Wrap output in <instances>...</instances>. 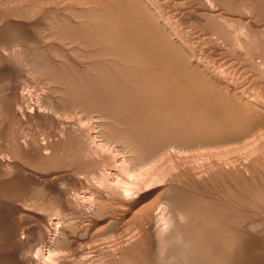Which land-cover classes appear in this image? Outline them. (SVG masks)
I'll use <instances>...</instances> for the list:
<instances>
[{
	"label": "bare ground",
	"instance_id": "bare-ground-1",
	"mask_svg": "<svg viewBox=\"0 0 264 264\" xmlns=\"http://www.w3.org/2000/svg\"><path fill=\"white\" fill-rule=\"evenodd\" d=\"M4 1V0H3ZM7 1V0H6ZM15 2V0H8V2H6V3H8L9 4V2ZM16 1H18V0H16ZM21 1V0H20ZM24 1V0H23ZM22 1V2H23ZM27 1V0H26ZM32 1V2H31ZM44 1V0H43ZM43 1H39V0H35L34 2H42L43 3ZM53 1H56V0H53ZM61 1H63V0H61ZM73 1H75V3L77 4L78 2L80 3V4H82L80 1H82V2H85L84 0H73ZM72 1V2H73ZM88 1V4H89V1H91V5H93V4H95L96 3V5H100V7L101 6H104V4L106 3V5H107V3H110V2H112V4H109L108 6H110L109 8H111V10L109 9V8H107V6H104L103 7V9H102V11L100 10H98L100 13L101 12H104L105 13V9H107V13H103V14H99L97 11L95 12V13H93V14H96L94 17L95 18H93V17H90V15L89 14H91V15H93L92 14V12H90V11H93V10H91L90 8H92V6L91 7H89V10L90 11H88V10H86L85 11V8H87V7H83L82 8V6L80 5V4H77V6L76 7H79L77 10L78 11H83L82 13H79V15L80 14H82V16H79V17H74L78 12H76L75 13V11H73V8H74V6L76 5L75 3H73L74 4V6H73V8L72 7H70L71 5H70V3H69V0L68 1H65V3H66V5H65V3L63 4V2H61L62 4L61 5H64V7H62V6H59L60 4L58 3V5H55V6H59V7H62V8H64L65 10L67 9V8H65V7H67V5L70 7H68L71 11H68V10H59V9H56L57 11H56V14L58 13H62L61 11H64V13L65 12H67L66 13V19L70 22V23H72L73 21L74 22H78L77 20L79 19V18H81V17H85V16H88L87 17V21L85 22L86 24H87V22H89V24L91 25V26H93L92 25V23H91V20H89L90 18H92L93 20L94 19H96V17H98V19H99V17H101V16H103V19H102V23H100L101 22V20H94L93 22H96V21H99V23L100 24H98V23H96V24H98L99 26H96V24L94 25V27L97 29L98 27H100L101 28V26L102 27H104L103 26V24H105V25H107L106 27L108 28V27H112L113 29H111V30H113V36H109L110 38H108V37H106L107 36V34L108 35H110L109 34V32H111L110 31V29H109V31H108V29H104V30H102L103 28H101V30L103 31V32H101L100 31V28H98V31H100V32H98L95 28L93 29V27H92V30H94V31H89L90 30V27L89 28H87V27H85L86 29H89L88 31H86V29L85 30H83L84 28H83V26L80 28L81 30H82V33H83V31H84V33L86 34V32H91V36H90V39L89 38H87V34L85 35V38H84V36H82L85 40H86V42H84V39H82V38H80L79 37V39L77 38V40H78V44H75L74 45V48L76 47V45H80V46H83L82 48H81V50H83V49H85V51L87 50V47L90 49V52L89 51H84L83 50V52H84V56H89L88 55V52L90 53V54H92L93 55V50L91 51V46H89L88 44H92V42L91 43H88L87 44V39L89 40V42L91 41V39L92 40H94V38L95 37H97V38H95V40L94 41H98L99 42V38H98V36H100L101 37V39L104 37L105 38V41H103V42H105L106 43V45H105V48H106V50H105V48H103L102 47V44H101V48H103L104 50V54L105 55H103V59H106L107 58V56L106 55H108V53L106 54V51H109L110 49H109V46H107L108 44H110L111 46H112V42L114 43V44H116V41L117 40H119L120 41V36H119V38L116 40V38L115 37H117L118 35H121V34H118L119 32H120V30H121V32L123 33V31L122 30H124V29H119V31L115 28V26H120V25H122V24H120V25H114L115 24V21L114 20H116L115 18H119L118 20L119 21H121V23H125L126 22V26H127V28L125 29V31H126V34H127V32L129 33L128 35L130 36V37H128L127 36V38H125L126 37V34H125V37H124V35H122L125 39H126V41H127V44L128 43H130V44H132V45H129L130 46V49H131V46L134 48H132V50H135L134 52H136L138 55H136L135 54V56L133 55L132 56V53L133 52H131V56H132V59H135L136 60V62H134L133 61V63H132V60H130L131 62H129V63H126L127 61H129V60H127L126 62H125V56H123L124 57V59H120V58H122V57H120V55H121V53L119 54V55H116V57H118L119 56V58L117 59L116 57H114V55H115V53H119V51H121L122 49H119V48H122L123 47V51L126 49H128L127 47H129L128 45H123V43H125L124 41H122L121 40V42H122V44H120V43H118V41H117V43L118 44H120V45H122L121 47H119V45L116 47V50H118V52L117 51H114V50H112V52L114 51V55L112 54V52H111V50L109 51V54L111 55V57H114V58H111V60H112V62H110V58H109V56H108V60H106V62H107V64H106V62H104V60L102 59V62L101 63H103V64H100L101 65V67L97 70L96 69V67L95 68H93V66H94V64H93V62H95V64H97L98 63V61H100V58H99V60H94V59H91L90 60V62H92L91 64L92 65H90V62L89 63H87L88 64V66H86V68L87 67H92L93 69H94V73H93V75L96 77V75L98 74V77L97 78H95V77H93L92 78V76H90L91 77V81H92V79H93V81L95 82V79H97L96 81L98 82V83H96L95 82V84L94 85H96V87L94 86V85H92L93 83H90V78H89V76H87L86 77V74L88 75V73H89V71H88V73H87V71H86V73H85V77H81V76H79L78 75V77L76 78L75 77V83L73 84V83H71V84H73L72 86H76L75 88H74V92H73V90H72V88H71V90H72V92H73V95L75 96V100L76 99H78L77 100V102H79V105H73V106H75L76 108H77V110L75 109V111H77V113L80 115L79 116V120L80 121H82V123L81 124H83V125H85L86 123L84 122L85 120H87V122L91 119V117H93V119H91V121H93L94 120V118H95V121L96 120H98V121H96V123L98 124V127L100 126V124L103 122V119H105V115L107 116V112H105L106 110L105 109H110V104H109V100H107L108 101V105H109V108H105V106H102V103H103V105H104V103L105 104H107V101H106V99H105V97H106V95H108L109 93L111 94V95H109V97L111 98V96L113 97V95H112V92H114V91H117L120 95L118 96L119 98L118 99H120V98H122L123 99V102L121 103L120 101H117L118 99L116 98V93L114 94V99L116 100H114L115 102H117V105H120V107H122V108H127V110L129 111H122V110H124V109H121V114L122 113H125V116L123 117V118H125V119H123V122H121L119 125H121V126H119L120 128H122L124 125L123 124H125L126 125V121H128V119L129 118H131L132 117V115L133 114H136V115H133L134 117L132 118L133 120L134 119H136V118H138L139 116L140 117H142V118H145V117H149V119L147 120V122H145V123H147V124H144V120L142 119V118H138L137 119V121L138 122H140L141 124H138V122H136V124H135V120L133 121L132 119H130V120H132V122H130V121H128V122H130L131 124L133 123L134 125H132L131 127L132 128H130V127H128V126H130V125H128V124H130V123H128L127 124V126H124L123 128L125 129L126 127H128L126 130H124V129H120L122 132L123 131H126L127 133L128 132H131V130H133V127H137V125H139L135 130H133L132 132V134H133V136H131V138L132 139H130V140H128V142H130L131 140H132V142L130 143V145L129 144H127L126 143V149H128V148H130V147H127V145H129V146H131L134 150V155L133 156H131V158H130V162H131V164H132V166H131V164H126L127 166L128 165H130V167H131V170H130V168L129 167H127V169L129 170H127V169H125V170H127L129 173H130V171H131V174H129L130 176L132 175V173H134V170H138V169H142V168H144V167H142V168H140V166H143V165H148V162H150L151 160V162H153V159L156 157V156H158V154L160 153V155H164L165 153L164 152H168V151H166V150H169V151H172V150H170L171 148H169V146L168 145H171V147L174 145H177V146H175V147H179V146H183L184 147V145H186V144H188V147H189V144H190V142H185L186 140L187 141H192V140H194V141H197L198 142V140L199 141H204V140H206V142H210V145L212 144V142L214 141V140H219L218 138H223V137H227V136H230V135H233L234 136V134H239L240 136H244V135H242L241 133L244 131L246 134H249V133H247V131H249L250 130V128H251V131H254L253 129H252V127L254 126V125H252L251 123H253V122H250V118L251 117H249L248 115L250 114L249 113V111L250 112H252V114L254 115L255 113H257V112H259L260 110H257V108H256V106H255V108H254V106H253V104L255 105V104H258L257 106H259L260 108H258V109H262L263 108V110H261V111H264V95H262L263 94V91H261V96H258V94H256L258 97H261V98H257L256 100H251V95L254 93L255 94V90L256 91H259V89H260V87H256V86H254V83L257 81L256 79H257V77H255L256 79V81L254 82L253 80H252V82H254V83H251L250 81L251 80H248L249 78L247 77L246 78V75H245V77L244 76H242V75H239L240 73H236L235 71L238 69V67L237 68H234V63L232 62L233 60L232 59H230V58H232V57H228L229 58V60H228V58L227 59H225V61H226V64H225V62L224 61H221V63L222 62H224V63H217V62H220V59H221V57L220 56H222V57H224V55H223V53L222 54H218L219 52H218V48H219V46H217V47H215L216 48V50H217V52L215 53V54H218V58H217V60L215 59H212L213 57L211 56V58H209V57H207V55L205 54V61H206V64L205 63H201V64H205V65H207V63L209 64V69L212 71V73L210 72V70H208V68H206L207 66H205V65H202L203 67H205V70L207 69L208 71H205V72H203V74L204 73H206V72H210L211 74V76L209 77V75H203V76H208V77H206V78H208L207 79V82H211V81H214V79L213 78H215L216 80H219V79H221L220 78V76H219V74H221V77H223L222 76V74L224 73L225 74V76H227V78H228V76H229V78L227 79L225 76L223 77V78H226L227 79V82H226V84L225 85H227L228 83L230 84V86H234L235 84H240V85H242V86H244L243 88H248V87H250L251 86V88L252 89H254V92L252 93V94H250V93H248V91L250 92L251 91V89L249 90L248 89V91H237V92H233V91H235V89H237L236 87H233L232 89H234L233 91H231V92H233V94L235 95V93H240V95L238 96L237 95V97H241L245 102H247V104H249V103H251V106H253L252 108H254L255 110H257V112H255V113H253V111H252V109L251 110H249L248 112H245V113H243L244 111L242 110L243 108H244V106H240V104H238L237 106H240V107H236L235 106V103L233 104L234 106H232V104H231V101L230 100H227V99H225L226 98V96L224 97V96H222V98H221V96L219 95V94H221L220 93V91H218V90H214V92L213 91H210L211 89H212V86H211V88L209 89V90H207L208 91V94H209V98H206L207 97V95L205 96V93H203L204 94V97L206 98V100L205 99H203V96L201 97L203 100H200V98L198 99V97H200L199 95H203L202 93H201V91L202 90H200V91H197V90H195V88H194V85H192V87L190 88L189 87V89L191 90V89H193L194 90V93L196 92V93H199V95L198 96H193L194 95V93H192L191 91H189V89H187L186 88V86L187 85H191L190 83H192V81L195 83V85L197 84V86H201V84L203 85V87H205V85L207 84V82L206 83H204V82H202V79L201 78H199L198 76H200V75H198V76H196L195 74H193L194 73V71H192V72H189V73H191V74H193L192 76H191V74H189V73H186L185 71L186 70H188V65H187V59H188V62H190L189 61V59L190 60H192V61H196V60H199L198 61V63H200V59H199V56H200V54H198V52L196 51V45H199V43L197 44V41H196V37L197 36H199V35H197L196 34V32L194 31V29L196 30V31H199V30H201V33L202 32H204L203 30H204V28L206 27V25L204 26V28H202L203 27V25L204 24H202L201 22L203 21V23L204 22H207V21H205L206 19H208V20H212V18L213 17H210V16H214V20H212L213 21V23H211L212 21H210V24H212V25H214V26H212L211 25V27L212 28H210L209 27V25L210 24H208L209 22H207V26L210 28V29H212V30H209L207 27H206V31H207V29L211 32H213V33H216V31L218 30V29H221L222 30V28H225L224 29V32H225V30H226V28L227 27H231V26H227L226 25V20H234L235 18V16H237L238 18H236V19H238L240 22H239V24H245V23H247V22H249L248 20H250V19H248V15L247 14H249L251 11L250 10H252V8L256 5L257 7H254L255 9L257 8V9H259V10H257V12H256V10L255 11H253L252 10V13L253 12H255L256 14H258V16L257 17H259V13L258 12H260V8H258L259 6H260V2H262V1H264V0H185L184 2L183 1H181V0H112V1H110V0H102L101 2H100V0H98V3L97 2H95L94 0L92 1V0H87ZM109 1V2H108ZM115 1H117V2H115ZM188 1V2H187ZM10 3V4H12V8H18V7H21V6H23V4H22V2L20 3L19 1V5L20 4H22L21 6H17V5H14V4H17V2L16 3ZM33 2V0H29L28 1V3H31L29 6H32L33 4L35 5V3ZM45 2V1H44ZM47 2V1H46ZM45 2V3H46ZM52 4H53V2H52V0L50 1ZM47 3V7H48V5L49 4H51V3ZM71 2V1H70ZM93 2H95V3H93ZM103 2H105V3H103ZM251 2H255V4L254 3H251ZM27 3V4H28ZM87 3V2H86ZM113 3H115L116 5H114ZM186 3H188V4H192L191 6L190 5H187ZM0 4H3V3H1L0 2ZM8 4H6L5 6H9ZM40 4V3H39ZM38 4V7L36 6V8L34 7L33 9H31V11H28L27 10V12H31V13H28L27 15H31L32 14V12H34V11H32V10H34V9H36V11H38V15L40 14V12L42 11L41 9H40V6L41 5H39ZM44 4V3H43ZM55 4H57V2L55 3ZM85 4V3H84ZM103 4V5H102ZM252 4H254V5H252ZM46 5V4H45ZM85 5H87V4H85ZM187 6V10H185V11H188V10H191V12H190V17H188V18H186V19H188V20H186V21H190V20H192V18H197L198 16H203V15H205L206 16V19L204 18V20H201L200 21V18H197L196 20H199L200 21V24H198V22L197 21H195V19H193L194 20V22H193V24L195 23V22H197V25H199L198 27H201V28H196L197 26H194L195 28L194 29H190V27L192 26H190V25H187L188 27H185L186 25H183V23H181L183 20H184V18H185V16H187V15H185L184 16V18H183V16H181V19L180 20H182L180 23H179V21L180 20H178L180 17V15H182V14H180V11L178 12V14H177V12H176V14H173L172 12H173V9L175 8H180L181 10H183L181 7H183V8H185L184 6ZM263 5H264V3H263ZM263 5H262V3H261V6H262V8H263ZM2 6V5H1ZM24 6H26V5H24ZM24 6H23V8H22V10L24 9ZM52 6V5H51ZM87 6H89V5H87ZM114 6V7H113ZM188 6H190V9H189V7ZM260 6V7H261ZM4 7V6H3ZM11 7H9V9L11 10ZM27 7V6H26ZM26 7H25V9H26ZM42 7H43V5H42ZM41 7V8H42ZM46 6L45 7H43V9L45 8H47ZM52 7H54V4H53V6ZM52 7H50V8H52ZM75 7V8H76ZM93 7H95V8H97V6H95V5H93ZM5 8V7H4ZM31 8V7H30ZM57 8V7H56ZM72 8V9H71ZM94 8V11L96 10ZM102 8V7H101ZM101 8H99V9H101ZM0 9H2V10H0V13L2 14V12H3V14L2 15H0V16H4V11H6V10H4L3 8H1L0 7ZM24 9V10H25ZM53 10H54V8H52ZM88 9V8H87ZM93 9V8H92ZM110 11H109V10ZM175 9H174V12H175ZM180 9H178V10H180ZM228 9V10H227ZM236 10V11H238V12H236V14H238V15H236L235 14V12L232 14V12L231 11H229V10ZM240 11H239V10ZM264 9V8H263ZM6 11L8 14L11 12V11H13V10H11V11ZM19 10H21V9H17V11L18 12H13V13H11L12 15L10 16V17H8V15H6V16H4L3 18L4 19H7L6 17H8L9 19H12L13 18V14L14 13H19ZM21 10V11H22ZM23 10V11H24ZM30 10V9H29ZM41 10V11H40ZM48 10H50L49 8H48ZM248 10V11H247ZM44 11H46V10H44ZM44 11H43V13H44ZM50 11H52V10H50ZM55 11V10H54ZM184 11V10H183ZM184 11V12H185ZM5 12V13H6ZM25 12V11H24ZM24 12H21L20 14H21V16L22 17H24L23 16V14H24ZM68 12H71L72 14H70L69 15V13ZM73 12H74V14H73ZM87 12H89V13H87ZM110 12V13H109ZM189 12H187L186 14H188ZM228 12H230V13H228ZM249 12V13H248ZM64 13H62V15L64 14ZM83 13H87L88 15H85V14H83ZM110 14V17H111V15L113 16V18L111 17V20H110V17H109V15H107V14ZM183 13V12H182ZM192 13H194L195 15L197 14H199L198 16H194V14H193V16H191V14ZM255 13H253V15H255ZM261 14H260V16L261 15H263V17H264V13H262V11L260 12ZM16 14V15H17ZM36 14V13H35ZM35 14H33L34 16H36V17H41V16H38L37 14L35 15ZM47 14H48V11H47ZM68 14V15H67ZM97 14H99V15H97ZM180 14V15H179ZM15 15V19L16 20H19V18L21 19L22 17H17ZM33 15H31V16H33ZM41 15H42V13H41ZM45 16H46V12H45V14H44ZM44 15H43V17H44ZM49 16L50 15H52V17H54V18H51V16L50 17H48L49 19H51L52 21V23L51 22H49V24L51 23V24H53V26L52 27H54V28H57L58 29V27H64L63 29H65L66 28V26H64L65 24H66V21H65V24H63V21H61V22H58L59 24L61 23L63 26H58V25H55V24H57V23H53L55 20H58V19H60V16L61 15H58V19H56V16H54V12L51 14H48ZM47 15V16H48ZM73 15V16H72ZM85 15V16H84ZM232 15L234 16V17H232ZM252 14H250L249 15V17H252L253 16ZM31 16H26V17H31ZM64 16V15H63ZM62 16V17H63ZM64 16V17H65ZM109 17V20L110 21H114V23H112V22H110L108 19H107V17ZM114 16H116V17H114ZM122 16H124L125 17V19H123L124 17H122ZM204 16V17H205ZM211 18V19H209V17ZM12 17V18H11ZM26 17H24V20H20V21H14V18H13V21H10L9 19H7L8 21H10V23L7 21V20H5V21H2V20H0V33H3L5 30V28H9V25H13L12 27H15V28H24L25 29V25H26V21H31V20H28V18H26ZM61 17V18H62ZM68 17H72V18H78L77 20L75 19V20H73V19H71L70 18V20H73V21H70L69 20V18ZM106 17V19H104ZM2 17H0V19H3ZM102 18V17H101ZM189 18H191V19H189ZM255 18H256V16H255ZM27 19V20H26ZM31 19V18H30ZM41 19V18H40ZM43 19H45V18H43ZM42 19V20H43ZM49 19L48 20H46V21H49ZM65 18H63V20H66ZM82 19V18H81ZM86 19V18H85ZM202 19V18H201ZM219 19H222V20H220V21H222V24L220 23V21H219ZM223 19H225L224 20V23H225V25H226V27H222V25L224 24L223 23ZM252 19H254V18H252ZM257 19V18H256ZM254 20L255 22H258L257 20H259V22L260 23H263V24H261V26H260V23L259 24H257V23H253V24H249L248 25V27H247V25L245 26V28H246V31H245V28H243L242 27V31H243V33H245L250 39H252L253 41H254V39H257L259 36H261V38H262V36H264V19H262V16H261V18H259V19H257V20ZM263 21V22H261V20ZM26 20V21H25ZM33 20H36V19H34L33 18ZM45 20H43V22L45 21ZM84 20V19H83ZM109 21V23H110V25H108V24H106L105 22L106 21ZM123 20H125V21H123ZM177 20H178V22H177ZM238 20L236 21V20H234V21H236V22H238ZM25 21V22H24ZM46 21H45V23H46ZM59 21V20H58ZM79 21H81V22H78V24H81V23H83L82 22V20H79ZM107 21V22H108ZM119 21H117L116 20V22H118V24L120 23ZM123 21V22H122ZM219 21V22H218ZM251 21V20H250ZM34 22H36V21H34ZM33 22V23H34ZM37 22H38V20H37ZM40 22V21H39ZM184 22V24H186V23H188V22H186L185 23V21H183ZM219 23L220 24V26H219V24H217V27H215L216 26V23ZM230 22V21H229ZM231 22H233V21H231ZM252 22V21H251ZM12 23V24H11ZM28 23V22H27ZM42 23V22H41ZM41 23H38L37 25H39V24H41ZM45 23H43V26H44V28H46L45 27ZM70 23H68V24H70ZM28 24H30V23H28ZM32 24V23H31ZM30 24V25H31ZM84 24V23H83ZM86 24H85V26H86ZM94 24V23H93ZM114 25V27H113V25ZM190 24V23H189ZM192 24V23H191ZM238 24V23H237ZM236 24V25H237ZM37 25H35V27L37 28ZM55 25V26H54ZM73 26H75V23H73L72 24ZM112 25V26H111ZM125 25V24H124ZM124 25H122V26H120V27H117V28H124L125 26ZM200 25H202V26H200ZM228 25H231V24H229L228 23ZM21 26V27H20ZM32 26V25H31ZM39 26H41V25H39ZM43 26H41L42 27V30H43ZM46 26H47V23H46ZM58 26V27H57ZM234 26V25H233ZM239 26V25H238ZM242 26V25H241ZM26 27H28V26H26ZM68 28L70 27V25L69 26H67ZM77 27H78V25H77ZM80 27V26H79ZM128 27L130 28V29H134L133 31H131L130 29H128ZM237 27V26H236ZM4 28V29H3ZM33 28V30H34V27H32ZM59 28V29H60ZM71 28H73L72 29V31L73 30H75V28L74 27H72L71 26ZM71 28H69L70 29V31H71ZM193 28V27H192ZM10 29L12 30V28H11V26H10ZM10 29H8V30H10ZM30 29V28H29ZM41 29V28H40ZM40 29H38V30H40ZM57 29L55 30V33L57 32ZM59 29H58V33L57 34H59V35H61L62 36V38H60L61 40L63 39V37L65 38V40H67L66 42H65V45L66 46H69L72 42H71V38H72V40L74 39L73 37H78L77 36V34L78 35H82V34H80V30H75L74 32L76 33V34H72L73 35V37L71 36V38L69 37H67L66 35L67 34H70L71 35V32H68L67 31V29H66V31H65V33H62L61 31H59ZM77 29V28H76ZM79 29V28H78ZM238 29V28H237ZM240 29V28H239ZM45 30V29H44ZM52 29H50V31H51ZM106 30V31H105ZM213 30H215V31H213ZM221 30H219V31H221ZM232 30V29H231ZM241 30V29H240ZM47 30H45V31H42V32H46ZM53 31H54V29H53ZM95 31H97L98 33H94ZM124 31V32H125ZM136 31H138V33H136ZM139 31H141L140 33H139ZM205 31V32H206ZM219 31H217L218 33H216L217 34V36H219ZM227 31V30H226ZM238 31V30H237ZM8 32V31H7ZM21 32H22V30H21ZM40 32V31H39ZM77 32H79V33H77ZM108 32V33H107ZM134 32V33H133ZM222 32V31H221ZM224 32H222L220 35V37H219V39L220 38H223V37H225V35L227 34L226 32V34L224 33ZM227 32H229V30L227 31ZM23 33V32H22ZM28 33V32H27ZM32 33V32H31ZM35 34H36V31L34 32ZM34 33H33V35H34ZM52 34H54L55 35V33H53V32H51ZM73 33V32H72ZM103 33V35H100V34H102ZM130 33H132V34H130ZM223 33L225 34L224 36H223ZM230 33V32H229ZM228 33V34H229ZM238 33H240L239 31H238ZM14 34V32H12V34H10V35H13ZM24 34V33H23ZM42 34H44V33H42ZM51 34V35H52ZM64 34H66L65 36H64ZM89 34V33H88ZM106 34V35H105ZM124 34V33H123ZM194 34H195V36H194ZM199 34H200V31H199ZM204 34V33H203ZM209 34V33H208ZM227 34V35H228ZM235 34H236V30H235ZM0 35H2V34H0ZM6 35H7V33H5V37H4V35L2 36V38H6ZM39 35L41 36V34L39 33ZM47 35H48V31H47ZM50 35V34H49ZM96 35H98V36H96ZM226 35V36H227ZM230 35H231V33H230ZM238 35V34H237ZM243 35V34H242ZM18 36V35H17ZM21 36H23V35H21ZM37 36V35H36ZM60 36V37H61ZM170 36H174L173 38H171ZM206 36H207V33H206ZM223 36V37H222ZM11 39H13L11 36H9ZM19 38H22V37H20V36H18ZM18 37H16V38H18ZM30 37V36H29ZM42 37H44V36H42ZM89 37V36H88ZM122 37V38H123ZM192 37L195 39V40H193V41H195V43H192V40L190 41V39L189 38H191L192 39ZM211 37H212V34H211ZM242 37V36H241ZM244 37H246L245 35H243V38ZM16 38H15V40H16ZM50 38H51V36H50ZM54 38V37H53ZM109 39V40H107V39ZM132 38V39H131ZM182 38H184V39H187L188 40V43L186 42L185 44H184V41H187V40H183ZM202 38H203V36H202ZM204 38H206V40H208V41H211V42H214L215 41V39L213 40L212 38L210 39V38H208V37H204ZM237 38V37H236ZM260 38V39H261ZM47 38L46 37H44V40H46ZM48 39H49V37H48ZM48 39H47V42H49L48 41ZM70 39V41H69V44L67 45V42H68V40ZM100 39V40H101ZM113 39L114 40H116V41H113ZM149 39H153V41H151V40H149ZM227 39H230V38H227ZM242 39V38H241ZM245 40H247L248 41V39L247 38H244ZM259 38H258V40H260ZM264 39V37L261 39V44H262V40ZM2 40V39H1ZM19 39H17L16 41L19 43V41H18ZM75 40V39H74ZM79 40H82V42H84L83 44H82V42L80 43V41ZM112 40V42L110 43L109 41H111ZM132 40V41H131ZM203 40V39H202ZM205 40V39H204ZM222 40V39H221ZM225 40V39H224ZM234 40H236V42H237V40H239V38H237V39H234ZM257 40V41H258ZM14 41V40H13ZM37 41H38V38H37ZM42 41V40H41ZM139 41V42H138ZM207 41V42H208ZM220 41V40H219ZM219 41H218V43H219ZM3 42V40L2 41H0V43H2ZM6 43H7V45H8V42L9 41H5ZM46 42V43H47ZM57 42V41H56ZM98 42H97V44H98ZM101 43H102V41H100ZM107 42H108V44H107ZM198 42H200V44H201V40H200V37L198 38ZM204 41H202V43H203ZM227 42H228V40H227ZM242 42H244V40H242ZM251 43L252 45H256V44H254L255 43V41H254V43H252L251 41H248V43ZM13 44V42H10V44ZM16 43V42H15ZM31 44H32V42H30ZM63 42L61 41L59 44H62ZM74 43H77V41L75 40L74 41ZM95 43V42H94ZM205 43H206V41H205ZM235 43V42H234ZM4 44L5 43H2L1 44V46H0V52H1V54H2V50L1 49H4V48H7V47H9L10 45H6L7 47H4ZM17 44V43H16ZM23 44V43H22ZM73 44V43H72ZM88 46H87V45ZM96 44V45H97ZM207 44V43H206ZM225 44H226V42H225ZM26 45V44H25ZM43 45V44H42ZM156 45V49H153L154 48V46ZM214 44H212L211 46H213ZM238 45V44H237ZM250 45V44H249ZM263 45V44H262ZM3 46V48H1ZM14 46H15V44H14ZM23 47H25L24 45H22ZM22 46H20L21 48H22ZM36 46H38L37 44H36ZM65 46V47H66ZM77 46V47H78ZM86 46V47H85ZM125 46V47H124ZM127 46V47H126ZM147 46H149L150 48H148ZM208 46L209 45H207V49H206V47H204L203 48V46H202V51L203 52H206L204 49H206V50H208V52H207V54H209V49H208ZM210 46V47H211ZM264 46V45H263ZM26 47H28V46H26ZM25 47V49H27ZM39 47V46H38ZM63 47V46H62ZM85 47V48H84ZM92 47H95L94 46V44H93V46ZM153 47V48H152ZM209 47V48H210ZM255 47H257V46H255ZM255 47H253V48H255ZM262 46H260V49H263L262 51H264V48H261ZM67 48V47H66ZM65 48V49H66ZM69 48V47H68ZM70 48H72L71 46H70ZM74 48H72V50L74 49ZM99 48V47H98ZM97 48V49H98ZM101 48H99V50H97L96 51V53L97 52H100V54L102 55L103 53H102V50L100 51V49ZM112 48L113 49H115V47H113L112 46ZM152 48V49H151ZM225 48V47H224ZM230 48V47H229ZM243 48H244V46H243ZM258 48V47H257ZM59 49V48H58ZM62 49H64V48H62ZM96 49V47L94 48V50ZM144 49L146 50V51H144ZM149 50V53H148V50ZM158 49H160V51L161 52H163L164 53V51H166L165 52V54H167V56L166 55H161L162 56V58H161V56H160V58H161V60L159 59V61L161 62V63H165L164 64V66L161 64V63H159L158 61H156V60H158V57L156 56L157 54H158V52H157V54H153V53H156V50L158 51ZM199 49V48H198ZM240 49V48H239ZM245 49V48H244ZM248 49H252L251 47H249V48H247L246 49V51L248 50ZM7 50V49H6ZM6 50H4V51H6ZM32 50H34L35 52H36V50L34 49V48H32ZM67 50V52H68V50L70 51V49H66ZM71 50V51H72ZM79 49H75V51H78ZM125 50V51H126ZM169 50H170V53H171V55H169ZM236 50V49H235ZM254 50V49H253ZM252 50V51H253ZM33 51V52H34ZM63 51V50H62ZM74 51V52H75ZM129 51H131V50H129ZM144 51V52H143ZM151 51L153 52V53H151ZM159 51V52H160ZM200 51V53L202 52L201 50H199ZM221 51H222V49H221ZM229 51V50H228ZM234 51V50H233ZM237 51V50H236ZM240 51L242 52V50L240 49ZM262 51L260 52V53H262ZM8 52L10 53L11 51H10V49L8 50ZM26 52V54H27V52H29V51H25ZM34 52V53H35ZM81 52V51H80ZM142 52V53H141ZM168 52V53H167ZM222 52H224V51H222ZM226 52V51H225ZM257 52L259 53V51L257 50ZM256 52V53H257ZM4 53H6V52H4ZM19 53H21V52H19ZM37 53H40L39 51H37L36 52V54ZM48 53V52H47ZM52 53V52H51ZM53 53H54V50H53ZM82 53V52H81ZM87 53V54H86ZM127 54H129V52H126ZM125 52H124V54L125 55H127ZM146 54V55H148V56H146L145 54H144V56H142L141 54ZM211 53V52H210ZM260 53H259V55H260ZM11 54H12V52H11ZM14 54V53H13ZM36 54H34V55H36ZM50 54V53H49ZM58 54V53H57ZM68 54H70L71 55V53L69 52ZM100 54H95L94 56H98V55H100ZM123 54V53H122ZM140 54V55H139ZM151 54V55H150ZM160 54V53H159ZM211 54H213V53H211ZM232 54V53H231ZM238 54H241V53H238ZM248 54H252V53H245V55H248ZM17 55V54H16ZM31 55H33V53H31ZM33 55V56H34ZM75 56H72V57H76V54H74ZM100 55V57H102ZM156 56L157 58H151V60L149 59L150 57L149 56ZM203 55V54H202ZM226 55H228V53H226ZM242 55L244 56V54L242 53ZM241 55V56H242ZM253 56H254V54H252ZM262 55H263V53H262ZM1 56V55H0ZM18 56V55H17ZM24 56H26V55H24ZM32 56V57H33ZM37 56V55H36ZM57 56V55H56ZM56 56H53V58H55ZM83 56V57H84ZM104 56H105V58H104ZM131 56H129V57H127L126 59H129ZM215 56V55H214ZM229 56V55H228ZM232 56V55H231ZM236 56V55H235ZM251 56V55H250ZM256 56H258V55H256ZM6 57V56H5ZM11 57V56H10ZM30 57V56H29ZM69 57V56H68ZM80 57H81V55H80ZM89 57H92V56H89ZM136 57V58H135ZM142 57V58H141ZM143 57H147L148 59H144V61H146V60H148V61H150L149 62V64H152V60L153 59H156L155 61H154V63L156 64V65H159V64H161L162 65V67L161 66H159V68L158 67H154L155 66V64H154V66H150L149 64L147 65V61L146 62H144V61H142V60H140V59H143ZM201 57V56H200ZM239 57H240V55H239ZM263 57H264V55H263ZM13 58V57H12ZM37 58L40 60V62H36L37 64L39 63V67H40V64L44 61V59H43V61L40 59L41 57H40V55L39 56H37ZM37 58H34L33 60H35V59H37ZM77 58H79V56L77 57ZM207 58V59H206ZM216 58V57H215ZM220 58V59H219ZM233 58H235L234 57V55H233ZM238 58V57H237ZM249 59H250V57H248ZM254 58H256V57H254ZM7 59H8V57H7ZM18 59V58H17ZM25 59H27V56L25 57ZM60 59V58H59ZM70 59H71V57H70ZM73 59V58H72ZM90 58H88V60H89ZM115 59L117 60V62H115ZM208 59H212L210 62L211 63H209L208 62ZM219 59V60H218ZM242 59V58H241ZM245 59V58H244ZM247 59V58H246ZM252 59H253V57H252ZM13 60H15L16 61V59H13ZM28 60H30L29 58H28ZM52 60V59H51ZM66 58L64 57V62H65V64L66 65H68V66H70V67H61L60 65H59V67H61V71L65 68V70L67 69V72L69 71V74L68 75H70V73L72 72V71H70L69 69L71 68V65L72 64H70L69 65V63H67V62H71V63H73L72 62V60L70 61V60H66ZM74 60H76V59H73V61ZM84 60H86V59H84ZM94 60V61H93ZM119 60H124V62H125V64L126 65H129V67H128V69H129V72H128V70H127V68H126V73H125V69H124V64H123V62L121 63V64H123V69H124V72H121L120 73V70L122 71L123 69L122 68H119L115 63H119L120 64V62H118ZM259 60V59H258ZM263 60H264V58H263ZM263 60H261V61H263ZM17 61H19L20 62V60H17ZM16 61V63H18ZM22 61H24V60H22ZM42 61V62H41ZM58 61V60H57ZM61 61H62V59H61ZM77 61V60H76ZM81 61H82V59H81ZM80 61V62H81ZM202 61H203V59H202ZM214 61H216L215 63H214ZM228 61V62H227ZM244 61V60H243ZM248 61V60H247ZM250 61V60H249ZM253 61H255L254 59H253ZM261 61H259V63L261 62ZM9 62V61H8ZM8 62L6 61V63L8 64ZM12 62H14V61H12ZM48 62V61H47ZM97 62V63H96ZM144 62V63H143ZM238 62V61H237ZM242 62V61H241ZM21 63V62H20ZM30 63H31V60H30ZM29 63V64H30ZM60 64H61V62H59ZM58 63V64H59ZM78 63V62H77ZM75 64V61H74V64L75 65H79V64ZM111 63L113 66H116L117 68H114V67H112V65L110 64V66H109V64ZM130 63H132V64H130ZM140 63H142L143 65H141ZM240 63V62H239ZM238 63V65L237 66H239L240 64ZM243 63H245L244 64V66L246 65V61H244ZM242 63V64H243ZM256 63V62H255ZM263 63H264V61H263ZM32 64L34 65V69H35V64L32 62ZM52 64L53 63H51L50 65L52 66ZM106 64V65H105ZM138 64H140V66L138 65ZM172 64V65H171ZM174 64V65H173ZM201 64H198L199 65V67H197V68H199V69H197L196 70V72L198 71V70H200V68H201ZM235 64H237V63H235ZM254 64V63H253ZM253 64H251V65H253ZM11 65H12V63H11ZM84 65H85V63H84ZM98 65V64H97ZM126 65H125V67H126ZM172 66L173 67V69L175 68V73L174 74H172V73H170L168 70H172V68L170 67V66ZM196 65H197V62H196ZM222 65V66H221ZM258 65V64H257ZM256 65V67H259V66H257ZM10 66V65H9ZM25 66V65H24ZM32 66V65H31ZM42 66H45L46 67V64H42ZM51 66H49V67H51ZM80 66H81V64H80ZM106 66H109V67H111V68H113V70L112 69H110V68H106ZM167 66H169L168 68H166ZM260 66H262V65H260ZM2 67V66H1ZM17 67V66H16ZM74 67V65L72 66V68ZM105 68V69H103L102 70V68ZM236 67V66H235ZM241 67H242V65H241ZM251 67V66H250ZM253 67V66H252ZM262 67H264V66H262ZM261 67V68H262ZM12 67H10V69H11ZM22 67H20V69H21ZM27 69H28V67H26ZM25 68V69H26ZM41 69H42V67H40ZM52 68L53 69H51L50 71H54V69H55V66L53 67L52 66ZM58 68V67H57ZM63 68V69H62ZM166 69V71H165V69ZM260 68V67H259ZM16 69V68H15ZM38 69V68H37ZM49 69V68H48ZM75 70H76V66H75V68H74ZM83 69H85L84 67H83ZM93 69H90V71H91V73H92V70ZM95 69H96V72L97 71H99V72H97V74H95ZM106 69H110V71H111V73H110V71L108 72V71H106ZM202 69V68H201ZM234 69V70H233ZM236 69V70H235ZM245 69V68H244ZM250 69V68H249ZM256 70H257V68H255ZM264 69V68H263ZM4 70H5V68H4ZM24 70V69H23ZM32 70V69H31ZM44 69H42L41 70V72L43 71ZM56 70V69H55ZM74 70V72H77V74H79L78 73V71L76 70L75 71ZM79 70V69H78ZM86 70V69H85ZM102 70V71H101ZM105 70V71H104ZM164 70V71H163ZM177 70H180L179 72L177 71ZM203 70V69H202ZM254 70V69H253ZM260 70V69H259ZM21 71V70H20ZM26 71V70H25ZM36 71V70H35ZM44 71H46V70H44ZM57 72H55V73H59L58 72V70H56ZM60 71V72H61ZM81 71V70H80ZM119 71V72H118ZM177 71V72H176ZM191 71V70H190ZM238 71V70H237ZM262 71V70H261ZM260 71V72H261ZM0 72H2V70L0 71ZM10 72V71H9ZM12 72V71H11ZM18 73H19V71H17ZM31 72V71H30ZM47 72H49V71H47ZM46 72V73H47ZM83 72V71H82ZM163 72H165V73H163ZM199 73H202V71L200 72V71H198ZM235 72V73H234ZM239 72V71H238ZM242 72V74L244 75V70L243 71H241ZM254 73H255V70L253 71ZM259 71H257L256 73H258ZM5 73H8V72H5ZM38 74H39V70H38V72H37ZM63 73H64V71H63ZM62 73V76H64V74L66 75V73H64L63 74ZM99 73H101L100 75H99ZM106 73V74H105ZM108 73H109V77H111V79L115 82H113V84H109V80H110V82H112V80L108 77ZM126 74V75H124V74ZM228 75H227V74ZM250 73V72H249ZM253 73V74H254ZM22 74V73H21ZM35 74V73H34ZM44 74H45V72H44ZM48 74V73H47ZM46 74V75H47ZM60 74V73H59ZM76 74V73H75ZM82 74V73H81ZM223 74V75H224ZM247 74V73H246ZM252 74V73H251ZM6 75V74H5ZM18 75V74H17ZM16 75V76H17ZM19 75H20V73H19ZM52 75V74H51ZM56 74H54V76H55ZM68 75H66V76H68ZM73 75V74H72ZM83 75V74H82ZM101 75H103V76H106V77H103L104 78V80L105 79H108V80H105V82H106V85H104V88H105V90H102L106 95H105V97L102 99V102H98L99 104H100V106H99V104H96V102L99 100V96H97L96 98H95V94L93 93V92H91V90H92V87H95L94 89H96L97 88V84H101V87H102V85H103V83L105 84V82H103L102 81V79H100V82H99V78L100 77H102ZM250 75V74H249ZM255 75V74H254ZM264 75V74H263ZM11 76H12V74H11ZM25 76H27V74H25ZM40 76H41V74H40ZM48 76V75H47ZM46 76V77H47ZM84 76V75H83ZM202 76V75H201ZM219 76V79H217V77ZM0 77H3V76H0ZM8 77H10V74H9V76ZM18 77V76H17ZM16 77V78H17ZM42 77H43V75H42ZM51 77V76H50ZM72 77V76H71ZM205 77H204V79H205ZM251 77V76H250ZM260 77V76H259ZM259 77H258V79H259ZM6 77H4V79H5ZM25 78V77H24ZM37 78V77H36ZM55 78H57V77H54V79ZM61 78V76L59 75L58 76V79H60ZM65 78H67V77H65ZM68 78H70V77H68ZM85 78V79H84ZM87 78L89 79L88 81H87ZM211 78H212V80H211ZM221 79V81L223 80V82H224V80H226V79ZM10 79V78H9ZM9 79H7V80H9ZM12 79V78H11ZM46 79V78H45ZM44 79V80H45ZM63 80H65L64 79V77L62 78ZM80 79H81V81H80ZM247 79V80H246ZM251 79V78H250ZM264 79V78H263ZM25 80V79H24ZM41 80H43V79H41ZM43 80V81H44ZM52 80V79H51ZM216 80H215V85L216 84H218L217 82H216ZM1 81H3V80H0V82ZM10 81V80H9ZM9 81H7L8 83H9ZM14 81V80H13ZM26 81V80H25ZM30 81H32V80H30ZM30 81H29V83H30ZM58 81H61V80H58ZM58 81H56V82H58ZM92 81V82H93ZM102 81V82H101ZM143 82V85H141V83H139V82ZM147 81H149V83L150 82H152L153 81V83L154 84H156V85H154L153 84V86H152V84L150 83L149 85H148V87H149V89H148V87H147V85L146 84H148V82ZM173 81H177L178 82V84L179 85H177L176 83H175V85H177V86H174L173 84ZM185 82V83H187V81H189L190 83H187V85L186 86H181L180 85V83L179 82ZM6 82V81H5ZM4 82V83H5ZM6 82V83H7ZM19 81H17V83H18ZM27 82V81H26ZM26 82H24V83H26ZM34 82V84H35V82H37L38 83V80L37 81H33ZM39 82H41V81H39ZM46 82H47V80H46ZM55 82V81H54ZM55 82V83H56ZM77 82V83H76ZM199 82H201V84H199ZM219 82V84L217 85V86H220V87H222L223 85L222 84H220V81H218ZM260 82H262V81H260ZM12 83V82H11ZM10 83V84H11ZM21 83H23V82H21ZM44 83H45V81H44ZM59 83V82H58ZM58 83H56V84H58ZM66 84V82L64 81L63 82V84ZM68 84H70V82L68 81L67 82ZM107 83H108V85H107ZM139 83V84H138ZM144 83H146V84H144ZM204 83V84H203ZM212 84H213V82H211ZM211 83H210V85H211ZM2 83H0V85H1ZM13 84V83H12ZM27 84V83H26ZM25 84V85H26ZM40 84V83H39ZM42 84H43V82L41 83V86H42ZM47 84H48V82H47ZM63 84H62V82H61V92H64L65 90H66V88L68 89L69 87H67V86H65L66 88H63L64 86H63ZM89 84L90 85H92V87L90 86L88 89H87V86H89ZM138 84V86H136ZM182 84V83H181ZM224 84V83H223ZM228 84V85H229ZM259 84V83H258ZM261 84V83H260ZM19 85V84H18ZM38 85V84H37ZM115 85V86H114ZM146 85V86H145ZM158 85V89H159V87L161 88V90L159 91V92H164L165 91V93H167V90H168V92L170 91V90H173V93L176 91L175 89H173L174 87L175 88H177L178 90H177V92H175V93H180V95L179 96H182L183 94V96H182V98H184L185 100H182L181 99V97H178L179 99L178 100H176L177 98H176V96H178V94H173L171 91H170V93L169 94H173L171 97H168L169 96V94H167L168 96H166V94L164 93V95H162L161 93H158V95H162V98H161V96H155L154 94L156 93V91L158 92V90L156 89L155 91H154V93H153V95H154V97L153 98H151V96H152V90L150 89V86H152L153 88H157V87H155V86H157ZM172 85L174 86L173 88H172ZM208 85V84H207ZM222 85V86H221ZM224 85V86H225ZM8 86V89H12V86L9 88V86L10 85H6L5 87H7ZM14 86H16V85H14ZM22 86V85H21ZM34 87H35V85H33ZM71 86V87H72ZM134 86H136V88H134ZM182 88V87H184V88H180V87ZM197 86H196V88H197ZM209 86V85H208ZM239 86V85H238ZM237 86V87H238ZM253 86L255 87V88H253ZM34 87H33V89H34ZM46 87V86H45ZM50 87V86H49ZM48 87V88H49ZM58 87V86H57ZM100 87V88H101ZM106 87H109L110 89H111V87H112V90L110 91V92H107L108 90H106ZM132 87H133V89H134V92H132ZM142 87H144V91L143 90H141L140 88H142ZM146 87H147V89H146ZM169 87H171V89H169ZM202 87V88H203ZM215 87V86H214ZM220 87H219V90H221L220 89ZM228 87V86H227ZM240 87V86H239ZM2 88V87H1ZM0 88V89H1ZM4 88V87H3ZM103 88V87H102ZM131 88V89H130ZM138 88L141 90V93L138 91ZM163 88H165V90H163ZM226 88V87H225ZM231 88V87H230ZM229 88V89H230ZM242 88V87H241ZM5 89V88H4ZM15 89H17L16 91H18V87L17 88H15ZM38 89H39V87H38ZM85 89H87V92H84V90ZM136 89V90H135ZM185 89V91H186V94H191L193 97H195L196 99H198V101H202V102H198L197 101V103L195 102L196 100H194L193 101V99H195V98H193V99H191L190 97V95H185V92L183 91V92H181V90H184ZM198 89V88H197ZM231 89V90H232ZM264 89V88H263ZM22 90V89H21ZM20 90V91H21ZM36 90V89H35ZM46 90V89H45ZM57 90V89H56ZM64 90V91H63ZM69 90H70V88H69ZM89 90H90V92H89ZM99 90V89H98ZM129 90L131 91V94L132 93H134V94H132V95H129L130 93H129ZM145 90H147V92H145ZM149 90H151L150 92H149ZM192 90V91H193ZM204 90H205V88H204ZM205 90V91H206ZM3 91V90H2ZM33 91V90H32ZM32 91H31V94H32ZM39 91V90H38ZM58 91H60V90H57V92ZM99 91H101V90H99ZM101 91V92H102ZM135 91H138V92H135ZM223 91H226V90H224L223 89ZM222 91V92H223ZM229 91V90H228ZM4 92H7V89L4 91ZM9 92H12V91H9ZM14 92V91H13ZM28 92H29V89H28ZM27 92V93H28ZM66 92V94H68L67 93V91H65ZM65 92H64V94H65ZM70 92V91H69ZM107 92V93H106ZM123 92L125 93V92H127V94L125 95V94H123ZM189 92V93H188ZM230 92V91H229ZM8 93V92H7ZM14 93H16V92H14ZM13 93V94H14ZM30 93V92H29ZM28 93V94H29ZM36 93V92H35ZM44 93V92H43ZM42 93V94H43ZM46 93H48V90H47V92ZM50 93H51V91H50ZM54 93V92H53ZM82 93L84 94V95H82ZM95 95L93 98H92V96L91 95H93V94ZM118 93H117V95H118ZM129 93V94H128ZM257 93H259V92H257ZM1 94V93H0ZM5 94V93H4ZM17 94H21V93H17ZM37 94V93H36ZM35 94V95H36ZM55 94H59V93H55ZM63 94V93H62ZM72 94V93H71ZM226 94H227V92H226ZM225 94V95H226ZM7 95H12V93L11 94H7ZM27 95V94H26ZM39 95V94H38ZM46 95H48V94H46ZM45 95V96H46ZM61 95V94H60ZM70 95V94H69ZM69 95H67L68 97H71V96H69ZM125 95L129 100H126V102L124 101L125 100V98L126 97H124L123 98V96ZM129 95V96H128ZM146 95H148V97L146 96ZM149 95H151V96H149ZM157 95V94H156ZM174 95H176V96H174ZM221 95H223V94H221ZM1 96H3V95H1ZM16 95H14V97H15ZM19 96H21V95H19ZM29 96H30V94H29ZM56 96V95H55ZM83 96H87V97H83ZM102 96V95H101ZM121 96V97H120ZM131 96V97H130ZM163 96H164V99H163ZM185 96H187V97H189V100H188V98H186ZM254 96V95H253ZM256 96V97H257ZM4 97H6L5 95H4ZM11 97V96H10ZM13 97V95H12V98H14ZM16 97H18V96H16ZM16 97L14 98V99H16ZM30 97H32V96H30ZM48 97V96H47ZM46 97V98H47ZM60 97V96H59ZM108 97V96H107ZM132 97H135L136 99H139V100H137V101H142V100H144V102L141 104V103H139V104H137V103H135V105H136V107L138 106V107H140L139 105H143V104H145V106H144V108H143V113L144 112H146V113H144L145 115L148 113L149 115L147 116H145L143 113H141L142 111H140V110H137L138 109V107H137V109L136 108H132L134 105L133 104H131L130 102H128V101H131V99H134V100H136L135 98H132ZM156 97V98H155ZM167 97V98H166ZM176 98V99H173V98ZM227 97H228V95H227ZM234 97V96H233ZM236 97V96H235ZM234 97V98H235ZM1 98V97H0ZM3 98V97H2ZM7 98H8V96H7ZM11 98V99H12ZM20 98H23V96L22 97H20ZM45 98V99H46ZM56 99H57V97H55ZM55 98H53L54 100H55ZM131 98V99H130ZM143 98V99H142ZM161 100H160V99ZM168 98H170V100H176V102L178 101V103H177V105L179 104V106L180 107H178L177 105H176V108L177 109H175V105L172 107V110L174 109V113H175V115L176 114H178L177 116H176V118H175V116H174V118H170L169 116L170 115H172L173 116V112H170V111H165V112H163L162 113V118L158 115V114H160V112H162L163 110H168L169 108V106L171 107V105L174 103L175 104V102L173 101V103H171L172 101H169L170 102V104H168L169 102H167V104H168V107H166L167 106V104H165V103H163V105L164 106H162V105H160V106H162V107H160V109H159V107L158 106H154V104L155 103H158L159 102V100L160 101H162V99H163V101H168L169 99ZM230 98V97H229ZM233 98V99H234ZM253 98H255V97H253ZM6 99V98H5ZM13 99V100H14ZM25 99V98H24ZM50 99H52V97L50 98ZM107 99H109V98H107ZM155 99L157 100V101H155ZM166 99V100H165ZM182 100V101H186V102H182V101H179V100ZM191 99V100H190ZM242 99H240V101L242 100ZM0 100H2V99H0ZM7 100V99H6ZM8 100H10V99H8ZM17 100H19V99H17ZM21 100V99H20ZM23 100V99H22ZM31 100V99H30ZM42 100V99H41ZM103 100H105V102H103ZM111 100V99H110ZM133 100V101H134ZM238 100H239V98H238ZM25 101H27V100H24L23 102L25 103ZM40 101V100H39ZM64 101V100H63ZM63 101H61V100H58V107L59 108H61L62 106H65L66 104H67V102L66 101H64V102H66V103H63ZM71 101H73V97H72V99H71ZM70 101V102H71ZM114 101H110V103H112L113 102V106L114 105H116V104H114ZM132 101V102H133ZM154 101V102H153ZM162 101V102H163ZM193 101V102H192ZM253 101L255 102V103H253ZM1 102V104H2V102L3 101H0ZM15 102V101H14ZM16 102H18V101H16ZM31 102H34V101H31ZM37 102V101H36ZM44 102V101H43ZM48 102H49V99H48ZM48 102H47V104H48ZM50 102H51V100H50ZM49 102V103H50ZM57 102V101H56ZM60 102H62V103H60ZM77 102H74L73 101V103L75 104H77ZM189 102H191V103H193L192 105H193V107H189V105L191 104V103H189ZM229 102V103H228ZM234 102V101H233ZM232 102V103H233ZM18 103H22V102H18ZM27 103V102H26ZM39 103V102H38ZM68 103H69V100H68ZM118 103H120V104H118ZM130 104V106L131 105H133V106H131V109H129L130 108V106H128L129 104ZM161 103V102H160ZM184 103H186V104H184ZM241 103V102H240ZM0 104V105H1ZM32 104V103H31ZM42 104V103H41ZM45 104V103H44ZM47 104L46 105H43L44 107H46L47 106ZM57 104V103H56ZM60 104H61V107H60ZM64 104V105H63ZM70 104H72V102L70 103ZM69 104V105H70ZM97 105V109H98V107L100 108V110L101 111H103V112H101V111H99V110H97L95 107L96 106H94V105ZM121 104H125V105H123V106H121ZM162 104V103H161ZM218 106H217V105ZM220 104V105H219ZM229 104H231V106H230V108H229ZM241 104H245V103H243V101H242V103ZM246 104V107H247V109H248V105ZM7 106H5V107H11L12 108V106L11 105H9V103L8 104H6ZM12 105H15V103H12ZM20 105V104H19ZM42 105H41V107H42ZM48 105H50V104H48ZM54 105H55V103H54ZM108 105H106L107 107H108ZM157 105H159V103L157 104ZM188 107H187V106ZM192 105H190V106H192ZM21 106V105H20ZM22 106H23V104H22ZM25 106H26V104H25ZM25 106H23V107H20V108H24V110H26V108H25ZM28 106H29V104H28ZM38 106V108L40 109L41 107H39L40 105H37ZM51 106V105H50ZM49 106V107H50ZM52 107V108H55L54 110H56L58 107ZM67 107H69V108H67V109H69V110H71V111H69L68 110V112L70 113H74V111H73V106L71 105V107L70 106H68V105H66ZM65 106V107H66ZM125 106V107H124ZM185 106L187 107L186 109L187 110H185ZM195 106V107H194ZM251 106H249V107H251ZM1 107V106H0ZM4 107V106H3ZM8 107V108H9ZM13 107H15V106H13ZM17 108H18V110L20 109L18 106H16ZM15 107V108H16ZM27 107V106H26ZM30 108H32L33 106H29ZM28 107V108H29ZM65 107H63V108H65ZM117 107V106H116ZM116 107H114V110H116L115 108ZM119 107V108H120ZM129 107V108H128ZM209 109H208V108ZM216 107H218L219 109H220V107H222V109H220V112H222V110H223V108L225 109V110H223V111H225V113L226 114H224L222 117H220L221 115L220 114H218L217 112L219 111V109H218V111H216ZM229 109H228V108ZM245 107V108H246ZM262 107V108H261ZM52 108H49V109H52ZM58 108V109H59ZM118 108V107H117ZM118 108V109H119ZM168 108V109H167ZM179 108H181V109H179ZM185 110V112H183L184 110ZM213 108V112H215L216 113V115H217V117H216V115H213L212 113V111H210V109H212ZM231 108H233V109H231ZM235 108H237V109H235ZM1 109V108H0ZM5 109H7V108H4V110ZM35 109L37 110V112H40L36 107H35ZM112 109H113V107H112ZM117 109V110H118ZM139 109H141V108H139ZM205 109V110H204ZM228 109V110H227ZM246 109V110H247ZM3 110V111H4ZM16 110V109H15ZM21 110V109H20ZM19 110V111H20ZM31 110H33V109H31ZM30 110V111H31ZM54 110H52L53 111V113L55 112ZM126 110V109H125ZM137 110V111H136ZM162 110V111H161ZM175 110H177V111H175ZM231 110V111H230ZM10 111V109H8L7 111H5V113H8ZM12 111V110H11ZM13 111H14V109H13ZM17 111V110H16ZM18 111V112H19ZM48 111V110H47ZM51 111V112H52ZM61 111V110H60ZM63 111L64 112H66L67 113V110L65 111L64 109H63ZM111 111V110H110ZM119 111V110H118ZM118 111H113L112 110V112H110V113H112L111 115L113 116V118H115L114 117V112H118ZM132 111V112H131ZM140 111V112H139ZM201 111H206V113L207 114H203L202 113V115L200 114L199 115V113H201ZM33 112H35V110L33 111ZM51 112H48V114H47V112H46V114L48 115V116H50V115H53V113L52 114H50ZM64 112H61V113H64ZM133 113V114H131V117H128V118H126V114H128V113ZM137 112L140 114L139 116H137L138 114H137ZM170 112V113H169ZM177 112V113H176ZM208 112H212V113H208ZM4 113V112H3ZM3 113H1L0 112V114H2L3 115ZM21 113H23V112H21ZM26 113V112H25ZM27 113H28V111H27ZM26 113V114H27ZM42 113V112H41ZM45 113V112H44ZM44 113H42V114H44ZM56 115L58 116V113L60 114V112H57V110H56ZM65 113V114H66ZM72 113V114H73ZM109 112H108V115L110 114ZM183 113V114H182ZM185 113H187L186 115H185ZM214 113V114H215ZM232 113V114H231ZM235 113V114H234ZM246 113L248 114L247 116L249 117V119H247L248 117L247 116H245L246 115ZM262 112H260L259 114H261ZM8 114H10V113H8ZM11 114H13L14 115V113H11ZM30 114V113H29ZM45 114V115H46ZM50 114V115H49ZM78 114H76L77 115V117H78ZM121 114H120V116H121ZM144 116H143V115ZM164 114H165V116H164ZM166 114H170V115H168V116H166ZM193 118V120H194V122H193V120H192V125H190L191 123H189L191 120L190 119H192V118H190V119H185V121L186 120H190L189 122H187L189 125L188 126H186L187 128L190 126V128H192L193 130V132L191 131V130H188L186 127H182L183 129L184 128H186V129H184V130H186V132L185 131H182L183 129L182 128H180V126H181V122L183 121H178V119L180 120V118H183L184 117V115H185V117L186 116H189V115ZM196 114H198L197 116H196V118H194L195 117V115ZM252 114H250V116L252 115ZM258 114V113H257ZM257 114H255L254 116H252V118L253 117H256V115ZM5 115V114H4ZM21 115H23V114H21ZM32 115H35L34 113H32L31 112V116ZM45 115H43V116H45ZM62 115V114H61ZM60 115V116H61ZM74 115V119L73 120H75V113L73 114ZM119 115V114H118ZM154 115L156 116V115H158V116H156V118H154L155 119V121L154 122H157L156 120H159L160 118V120L161 121H164L165 120V122H167L166 120L168 119V117H169V121H168V124L167 123H165L164 124V122H162V124H160V125H163V126H166V127H163V126H161L160 127V125L158 124V125H156V123H153L152 121L154 120V119H152L153 117H154ZM203 115H207L206 117H205V119L204 118H202V117H204ZM210 115V116H209ZM220 115V116H219ZM24 116H26V115H24ZM30 115H29V117H31ZM63 116V115H62ZM59 117V118H65V117ZM64 116H66V115H64ZM67 116H69L68 118H71V116H70V114L68 115L67 114ZM111 116V117H112ZM120 116H117L116 117V119L118 120V119H120V118H118V117H120ZM128 116V115H127ZM136 116V117H135ZM153 116V117H152ZM198 116H200V117H198ZM202 116V117H201ZM237 116V117H236ZM258 116V115H257ZM263 116H264V113H263ZM1 117V116H0ZM3 117V116H2ZM2 117L0 118L1 120L0 121H2ZM5 117V116H4ZM3 117V118H4ZM32 117H34V116H32ZM47 117V116H46ZM52 117V116H51ZM58 118V117H56V116H54L53 115V117H52V119L53 118ZM77 117H76V119H77ZM96 117L98 118V119H96ZM111 117L109 118V116H107V118L106 119H111ZM152 117V118H151ZM165 117H167V119L165 118ZM184 117V118H185ZM239 117H241L243 120L241 121L240 120V118ZM259 117V116H258ZM23 118V117H22ZM36 118V117H35ZM50 118V117H49ZM49 118H47V119H49ZM67 118V117H66ZM67 118V119H68ZM122 118V117H121ZM159 118V119H158ZM183 118V119H184ZM257 118V117H256ZM263 118V117H262ZM9 119V118H8ZM30 119V118H29ZM55 119V120H56ZM77 119V120H78ZM89 119V120H88ZM116 119H114V120H116ZM143 120V123H142V121H140V120ZM206 119H207V121H206ZM232 119H235V120H238V121H233ZM254 119V118H253ZM260 119H261V117H260ZM18 120V119H17ZM37 120V119H36ZM35 120V121H36ZM39 120H41V118L39 119ZM44 120V119H43ZM50 120H51V118H50ZM57 120H62V119H57ZM64 120H66V119H64ZM64 120H62L61 122L63 123H61L62 124V126L63 127H65V129H66V126H69V125H71V127L72 128H74V125L75 124H69V125H67V123H66V126H65V122H68V121H65L64 122ZM71 120H72V118H71ZM77 120H75V121H73L74 123H77ZM78 120V121H79ZM122 120V119H121ZM124 120H125V122H124ZM146 120V119H145ZM149 120H152V121H149ZM177 120V121H176ZM205 120V121H204ZM13 121V120H12ZM34 121V120H33ZM45 121V120H44ZM52 121V120H51ZM50 121V122H51ZM80 121H79V123H80ZM107 121V120H106ZM170 121H172L171 123H170ZM174 121H176V124L178 123V122H180V123H178V125H180V126H176L175 127V129L174 130H176L177 128H178V130H179V128H180V132H177V133H174L173 132V128L172 129H170V127H172L174 124H175V122ZM241 121V122H240ZM252 121V120H251ZM254 121V120H253ZM256 121V120H255ZM257 121H259V119L257 120ZM6 121L4 120V123H5ZM8 122V121H7ZM18 122V121H17ZM30 122V121H29ZM28 122V123H29ZM54 122V121H53ZM53 122H52V125H53ZM69 122H71V121H69ZM105 122V121H104ZM113 122H115V121H113ZM117 122V121H116ZM148 122L150 123V122H152L155 126H153V124L151 125V124H148ZM205 122H206V124H205ZM262 121H260V123H261ZM264 122V121H263ZM1 124H2V126H4L3 124L4 123H2V122H0ZM21 123V122H20ZM39 123V122H38ZM42 122L40 121V124H41ZM55 123H58V125H61V124H59L60 123V121L59 122H55ZM79 123H78V125H79ZM95 123V124H96ZM111 123V122H110ZM109 123V124H110ZM119 123V122H118ZM123 123V124H122ZM158 123H161V122H158ZM183 123V122H182ZM184 123H186V122H184ZM0 124V125H1ZM11 124H13V123H11ZM21 124H23V123H21ZM29 124H31V123H29ZM45 124V123H44ZM94 125L93 123H90L89 122V125ZM104 126H105V123H102ZM113 124V123H112ZM117 124V123H116ZM115 124V125H116ZM143 124V125H142ZM173 124V125H172ZM200 125V124H202V126H203V124L205 125V126H203V127H206L207 129L210 127V129H208L207 131H206V129L204 128L203 129V127H202V129L200 128V127H196V126H198V125ZM207 124L209 125V126H207ZM15 125V124H14ZM18 125V124H17ZM16 125V126H17ZM34 125V124H33ZM42 125V124H41ZM49 125V124H48ZM78 125H75V126H77V128H78ZM82 125V126H83ZM136 125V126H135ZM141 125H142V127H141ZM168 125V126H167ZM170 125H172V126H170ZM182 125H184V124H182ZM255 125H256V123H255ZM258 125H260V124H258ZM261 125H262V123H261ZM260 125V126H261ZM11 126V125H10ZM23 126H27V125H23ZM86 126H88V125H86ZM102 126V125H101ZM103 126V127H104ZM109 126V125H108ZM170 126V127H169ZM193 126V127H192ZM13 127V126H12ZM21 127V126H20ZM32 127V126H31ZM45 127V126H44ZM55 127V126H54ZM59 127V126H58ZM62 127V128H63ZM70 126L68 127L69 129L71 128ZM80 127V126H79ZM90 127V126H89ZM94 127H97V126H94ZM97 127V128H98ZM103 127L102 128H100L101 129V131L103 132ZM106 127H107V125H106ZM116 127H118V125H116ZM163 127V128H162ZM258 127V126H257ZM15 128V127H14ZM25 128H27V127H25ZM34 128H35V126H34ZM41 128H43L42 126H41ZM52 128V127H51ZM67 128V129H68ZM82 128H84V126L82 127ZM86 128H88V127H86ZM107 128H109V127H107ZM115 128V127H114ZM113 128V129H114ZM142 128V129H141ZM143 128H145L144 129V131H145V134H144V131H143V133L141 132V130H143ZM165 128H167L168 129V131H169V129L172 131V134L171 133H167V132H165L166 130H164ZM196 130H195V129ZM211 128H212V130H211ZM241 128V129H240ZM254 128H255V126H254ZM264 128V127H263ZM262 128V129H263ZM2 129H3V127H2ZM6 129V128H5ZM5 129H3L4 131H5V134L7 133L6 131H9V132H11V130H12V128H10L9 127V129H11V130H5ZM36 129H37V127H36ZM40 129V128H39ZM54 129H57V128H54ZM60 129V128H59ZM65 129H63V131L65 130ZM89 129H91V128H89ZM92 129H94L93 128V126H92ZM106 129V128H105ZM116 129H118V128H116ZM130 129V130H129ZM160 129H163L164 131L162 132V130H160ZM198 129H199V131H200V129L201 130H204L201 134H197V131H198ZM214 129V130H213ZM237 129H239V131H241V132H239L238 131V133L237 132H235ZM257 129V128H256ZM261 129V128H260ZM259 129V127H258V129H257V133H259V132H261V131H258V130H260ZM261 129V130H262ZM0 130H1V128H0ZM13 130H15V131H17V127H16V129H13ZM23 130V129H22ZM26 130V129H25ZM48 130V129H47ZM53 130V129H52ZM51 129H49V131H52ZM71 130V129H70ZM74 130V129H73ZM78 130H79V128H78ZM78 130H77V132H78ZM80 130H82V129H80ZM96 130H98V129H96ZM109 130H111V128L109 129ZM108 130V131H109ZM119 130V131H120ZM128 130V131H127ZM137 130V131H136ZM178 130H176V131H178ZM194 130H195V132L196 133H194ZM211 130V131H210ZM29 131V130H28ZM39 131H41V129L39 130ZM43 131V130H42ZM44 131H46V130H44ZM57 130H54V132H56ZM63 131H61V133H63ZM67 131H69V130H67ZM95 131V130H94ZM99 132H100V130H98ZM105 131V130H104ZM112 131H114V130H112ZM118 131V130H117ZM162 133V134H160V132ZM170 131V132H171ZM189 131H191V132H189ZM198 131V132H199ZM206 131V132H205ZM250 131V133L252 134V132ZM262 131H264V130H262ZM14 131H12V133H13ZM30 132V131H29ZM33 132H35V131H33ZM38 132V131H37ZM36 132V133H37ZM48 132V131H47ZM66 132V131H65ZM71 132V131H70ZM76 132V133H77ZM101 132V134H103ZM135 132V133H134ZM167 133V134H165V133ZM10 134V133H8V135L7 136H9V138L11 137V135L13 136V135H15V136H13L14 138L15 137H17V136H19L18 134H20V133H22V131L21 132H14L13 134ZM15 133H18L17 134V136H16V134ZM25 133H28V132H24V133H22V134H25ZM32 133V132H31ZM46 133V132H45ZM58 133V132H57ZM56 133V134H57ZM60 132H59V134H57V135H60L61 134ZM69 132H67V134H68ZM81 133H83V130L81 131ZM94 133H96V132H94ZM104 133H109V132H104ZM111 133V132H110ZM127 133H125V134H120V135H118V137L120 136V138H124V137H121V136H124V135H126ZM144 134L145 136H146V140H142L141 139V136H142V138L144 137V135H142V134ZM174 133V134H173ZM186 133V134H185ZM191 134V137H190V134ZM244 133V134H245ZM263 133V132H262ZM4 134V133H3ZM3 134H1L0 136H1V138L3 137V139L4 138H7L6 136H5V134H4V136H3ZM40 134H42V133H40ZM51 137L50 138H52L53 137V133L51 132ZM55 134V133H54ZM64 134V133H63ZM69 134H71V133H69ZM72 134H75V133H72ZM96 134H98V133H96ZM113 132H112V137H115V136H113ZM131 134V133H130ZM141 134V135H140ZM192 134H193V136H192ZM195 134H197V135H195ZM254 134V133H253ZM256 134V133H255ZM254 134V135H255ZM25 135H28V134H25ZM31 135V134H30ZM38 135V134H37ZM45 135V134H44ZM46 135H47V133H46ZM105 135V134H104ZM149 135V137H147ZM189 135V136H188ZM195 135V136H194ZM253 135V136H254ZM262 135H264V134H262ZM261 135V136H262ZM22 136H24V135H22ZM48 136H50V134H49V132H48ZM47 136V137H48ZM61 136V135H60ZM58 137L57 138V142H59V140L61 139L62 140V137ZM72 136V137H71ZM74 135H70V138H72L73 139V141H67V140H65L67 143H69L70 142V144H68V145H71V146H69V147H71V149L69 148V147H67V148H69V150L71 151L70 153H74V155L76 156L75 158H77V157H79V158H83L84 157V155L86 154V152L87 153H89V150L87 151V146H91L88 142H91L90 140H93L92 138H94V134L93 133H91V130H84V133L83 134H81V136L78 134L76 137L74 136ZM96 136V135H95ZM101 136V135H100ZM107 136L108 135H106V138H107ZM128 136V135H127ZM127 136H126V138H127ZM229 137V138H233V139H235L234 137ZM239 136V138H238V135L236 136V139L239 141V139L241 138V139H246V138H243V137H240ZM246 136V135H245ZM249 136H251L252 137V135H248V137ZM256 136H257V134H256ZM256 136H254L255 137V139H257L258 138V136H257V138H256ZM21 137V136H20ZM20 137H19V140H22V143L24 144V142H23V139H20ZM25 137V136H24ZM31 137H33V136H29V138L28 139H30ZM37 137V136H36ZM57 137V136H56ZM68 137V136H67ZM67 137L66 138H64V139H67ZM97 137H99V136H97ZM97 137H96V140H100V138H98L97 139ZM103 137H105V136H103ZM189 138V139H186V138ZM23 138V137H22ZM60 138V139H59ZM70 138H68V140L70 139ZM111 138V137H110ZM192 138V139H191ZM198 138V139H197ZM221 138V139H222ZM259 138H261V137H259ZM8 139V138H7ZM6 139V140H7ZM12 138H10L9 140H11ZM18 139V138H17ZM24 139H26V138H24ZM27 139V140H28ZM32 139H35V138H32ZM59 139V140H58ZM102 139V138H101ZM115 139V138H114ZM144 139V138H143ZM197 139V140H196ZM201 139V140H200ZM227 140V142H228V140H230V139H228V137L226 138ZM250 140H251V138H249ZM9 140H7V141H9ZM16 139H13L12 141L14 142ZM45 140V142L43 141V142H41L42 143V145L40 144L39 145V142L41 141H39L38 142V140L37 139H35V142L37 141V143H31V142H28V141H31V140H28L27 142L29 143V144H34V145H36L37 144V149H36V151L34 150V152L36 153V154H34V155H36V156H42V157H45V156H47V155H49V154H51V153H53V151L54 150H52V152H51V150H49L51 153H49L48 152V149L49 148H51V144H49V143H46V142H48V141H46V139H44ZM104 140V139H103ZM108 140V139H107ZM110 140H112V139H110ZM116 140V139H115ZM124 140V142H121V143H123V144H125V139H123ZM208 140V141H207ZM209 140H211V141H209ZM237 140H236V143H237ZM242 140V141H243ZM247 140V142H249V140L248 139H246ZM253 140V139H252ZM260 140H263V138H261ZM4 141H5V139H4ZM4 142V144L2 143V139H1V144H0V164L2 165V164H4V166H5V164L7 165L6 167H8V165H10V169H13L14 167H16V168H14L15 170H21V169H19L18 168V166H16L17 164H15V166L14 167H12V164L10 163V158H9V160L7 161V160H4V157L6 156L5 154L6 153H10V157L12 156V157H15L16 158V156H17V159H16V161H20L19 162V164H21V162H23L22 163V165L20 166L19 164V166L20 167H24L23 165L25 164L26 165V163H24V160L23 161H21V159H25L26 158V156H28V155H26V156H24L25 154H27V152H28V150H26L27 152H25V154H23V152L24 151H22V150H25V148L23 149V147H22V145L23 144H21V143H19V141H16L17 143L16 144H9L8 145V143H11V141L10 142ZM51 141V140H50ZM100 141H102V140H100ZM100 141H98V144H99V142ZM194 141H192V142H194ZM225 141V140H224ZM232 141H234V140H232ZM255 141H257V140H255ZM27 142H25L26 143V145H27ZM51 142H53V140L51 141ZM63 142V141H62ZM66 142H64V144L66 145L67 143ZM93 142V141H92ZM91 142V143H92ZM95 142V141H94ZM94 142H93V148H94V146H95V144H97L96 142H95V144H94ZM103 142H105V141H102L101 143H103ZM108 142V141H107ZM112 142V141H111ZM184 142L186 143V144H184ZM196 142V144H198ZM221 142H223V141H221ZM229 142H231V141H229ZM251 142V141H250ZM15 143V142H14ZM60 143V142H59ZM110 143V142H109ZM205 143V141L203 142V143H201L202 145ZM213 143H215V141L213 142ZM220 143V142H219ZM218 143V144H219ZM231 143H234V142H231ZM230 143V144H231ZM240 143V142H239ZM256 143H258V142H256ZM255 143V144H256ZM28 144V145H29ZM57 144V143H56ZM89 144V145H88ZM195 144V142L194 143H191V145H196ZM209 144V143H208ZM215 144H217V142L215 143ZM214 144V146H216ZM223 144V143H222ZM221 144V145H222ZM226 144H228V143H226ZM229 144V145H230ZM247 144L248 143H245V146H247ZM250 144V143H249ZM255 144H254V146H255ZM258 144H261V142L260 143H258ZM27 145V146H28ZM39 145V146H38ZM55 145V144H54ZM53 145V146H54ZM59 145V144H58ZM61 145V144H60ZM62 145H63V143H62ZM61 145V147H63L61 150H63L64 148H65V150H67V151H65V150H63L64 152H68L69 150L68 149H66V147L65 146H62ZM68 145H66V146H68ZM101 145V144H100ZM100 145H96L95 147V149H97V148H99L100 149V147H97V146H100ZM107 145V144H106ZM113 145H115V142H114V144ZM112 145V146H113ZM190 145V146H191ZM210 145L208 146V147H210ZM220 145V146H221ZM225 145V144H224ZM224 145H222V146H224ZM232 145V144H231ZM235 145V144H234ZM238 146H239V144H237ZM257 145V144H256ZM263 145V144H262ZM2 146H8L6 149L5 148H2ZM13 146V147H12ZM103 146V145H102ZM119 146V145H118ZM166 146L168 147L166 150H164L165 148H166ZM173 146V149H175V147ZM194 146H192V149H195V147ZM198 146L200 147L201 145H199L198 144ZM227 146V145H226ZM225 146V147H226ZM243 146V145H242ZM245 146H243V147H245ZM253 146V145H252ZM253 146V147H254ZM11 147V151H9V149L8 148H10ZM58 146L56 145V146H54V149L55 148H57ZM60 147V146H59ZM92 147V146H91ZM105 147V146H104ZM106 147H108V145L106 146ZM182 147V148H183ZM188 147H186V148H188ZM194 147V148H193ZM197 147V146H196ZM228 147V146H227ZM230 147V146H229ZM228 147V149H231V148H233V147H231V148H229ZM261 147V146H260ZM260 147L258 146L257 147V149H260ZM263 147V146H262ZM27 148V147H26ZM93 148L91 149L90 147H89V149H91V150H93ZM110 148L111 147H109L108 149L110 150ZM113 148H115V147H113ZM120 149H121V147H119ZM132 148H131V150H132ZM181 148V147H180ZM180 148H177V149H180ZM182 148H181V150H182ZM186 148H183V149H185V150H182V151H186ZM191 148V147H190ZM198 148V147H197ZM200 148H203V147H200ZM212 148H213V145H212ZM211 148V149H212ZM236 148V147H235ZM234 148V149H235ZM238 148V147H237ZM242 147H240V149H241ZM46 149V150H45ZM60 149V148H59ZM58 149V150H59ZM124 150H126L125 148H123ZM205 149V148H204ZM208 149V148H207ZM210 149V148H209ZM223 149V148H222ZM221 149V150H222ZM234 149H231V150H234ZM244 148H242L241 150H243ZM252 149V148H251ZM253 149H256V148H253ZM256 149V150H257ZM264 149V148H263ZM56 151H57V149H55ZM98 150V149H97ZM105 150V152L106 151H109V150H106V149H104ZM119 150V149H118ZM130 150V151H131ZM181 150H179V151H181ZM190 150V149H189ZM189 150H187V151H189ZM196 150H199V149H196ZM215 150V149H214ZM218 149H216L215 151H217ZM221 150H220V152H221ZM246 149H244L243 151H245ZM247 150H248V146H247ZM261 150V149H260ZM32 151V150H31ZM30 150H29V152H28V154L29 153H34L33 151L31 152ZM99 152H103V148L102 149H100V150H98ZM129 151V150H128ZM193 150H191V152H192ZM195 151V150H194ZM207 151V150H206ZM209 151H213V150H209ZM236 151V150H235ZM239 151V150H238ZM243 151H241V152H243ZM253 151V150H252ZM255 151V150H254ZM263 151V150H262ZM64 152H62L63 154H65ZM95 152H97V151H95ZM99 152L97 153V154H99ZM101 152V153H102ZM111 151H109V153H110ZM115 152V151H114ZM118 152V151H117ZM124 152V151H123ZM164 153V154H161V153ZM196 153H197V151H195ZM202 152V151H201ZM224 152V151H223ZM240 152V153H241ZM245 152H247V151H245ZM259 151L257 150V153H258ZM261 152V151H260ZM264 152V151H263ZM58 153V152H57ZM56 153V154H57ZM90 153H92V152H90ZM94 153V152H93ZM116 153V152H115ZM122 153V152H121ZM133 153V152H132ZM175 152H173V154H174ZM195 153V154H196ZM203 153V152H202ZM213 153H215V152H211V154H213ZM219 153V152H218ZM228 152H226V154H227ZM230 153L231 152H229V155H230ZM238 153V152H237ZM250 153V152H249ZM11 154H14V155H16V156H13V155H11ZM39 154V155H38ZM58 154H61V152L59 151V153ZM66 154H68V153H66ZM96 154V153H95ZM95 154H93V155H95ZM96 154V155H97ZM106 154H108V153H106ZM112 154H114V153H112ZM119 154V153H118ZM128 154V153H127ZM171 154H172V152H171ZM184 154L186 155V153L184 152ZM183 154V155H184ZM189 154V153H188ZM195 154H193V155H195ZM204 154V153H203ZM217 154V153H216ZM221 154V153H220ZM222 154H224V153H222ZM221 154V155H222ZM234 154H236V153H234ZM234 154H232V158L234 157L233 155ZM243 154V153H242ZM255 154V153H254ZM254 154H252V155H254ZM259 154V153H258ZM261 154V153H260ZM259 154V155H260ZM264 154V153H263ZM5 155V156H4ZM7 155H9V154H7ZM34 155H31V154H29V156H31V158L30 157H28V158H30V160L31 161H33V159L32 158H34V160L36 159V156H34ZM53 155V157L52 158H49V159H47V157L44 159H40V158H38L39 160H41V164L39 163V165H45L44 167L45 168H42V169H40L38 166V162L35 160V162H37V163H33V165H32V163H30L31 165H29L30 166V168H32L33 170L35 169V168H33L34 167V165L35 164H37V165H35L36 167H37V169H39V170H42V172L44 173H46L48 170H51L52 168L53 169H55V170H53L52 171V173L54 172V171H60L61 172V174L60 175H58V176H61V175H63V170L61 171V170H59L60 168H61V165H63V167L65 168V169H67L68 168V170H69V166H64V165H66L65 164V162L67 163V162H70V161H72L73 162V165L75 164V166H77V167H79V165H81L82 164V159H80L79 161H80V163L78 164V162L79 161H75V160H78V158L77 159H73V160H71V158H73V157H70V161L68 160L67 161V159L69 158V157H67V156H65L64 155V157L63 158H65V157H67V159H66V161H65V159H63V161H64V163H62V160H60L59 158H60V156H62V155H57L59 158H57V157H55L54 158V153L52 154ZM74 155H72V156H74ZM92 155V156H93ZM101 155V154H100ZM103 155H105V154H102V157H100L99 155H97V158L95 157V159H98V158H104L106 161L110 158V156L109 155H107L109 158L107 159V158H105L106 157V155L105 156H103ZM169 155V154H168ZM176 155V154H175ZM174 155V157H176ZM180 155H182V154H179L178 156H180ZM182 155V156H183ZM190 155H192V153L191 154H189V156ZM197 155V154H196ZM202 155V154H201ZM207 155V154H206ZM208 155H210V154H208ZM214 155V154H213ZM212 155V156H213ZM240 155L241 154H237L236 156H239L240 157ZM244 155V154H243ZM246 155V154H245ZM248 155V154H247ZM250 155V154H249ZM252 155H250V156H252ZM32 156H34V157H32ZM50 156V155H49ZM86 157H89L90 156V154L87 156V155H85ZM92 156H90L91 157V159L92 160H95ZM112 156V155H111ZM124 156H125V154H124ZM199 156V155H198ZM211 156V155H210ZM216 157H217V155H215ZM249 156V157H250ZM261 156H263L262 154H261ZM20 159H19V158ZM51 157V156H50ZM85 157V158H86ZM90 157H89V159H90ZM126 157V156H125ZM125 157L123 158L124 160V162H125ZM128 157V156H127ZM158 157H162V159H163V156H158ZM158 157L156 158L157 160H159L158 159ZM167 157H169V156H167ZM171 157V156H170ZM199 157H201V156H199ZM214 157V156H213ZM215 157V158H216ZM226 157H227V155H226ZM226 157H224V159H222V160H220V161H225V158ZM231 157V156H230ZM241 157H244V156H241ZM7 158V159H8ZM112 158V157H111ZM117 158V157H116ZM116 158H113V160L114 159H116ZM120 157H118V159H119ZM164 158H166V156L164 157ZM177 158V157H176ZM183 158V157H182ZM189 157H187V159H188ZM205 157H203L202 159H204ZM208 158H209V156H208ZM211 158V157H210ZM209 158V159H210ZM252 158V157H251ZM253 158H255V157H253ZM14 158H12V162H14V160H13ZM47 159V160H46ZM170 159V158H169ZM179 159H181V158H179ZM191 159V158H190ZM197 160L196 161H199L198 160V158H196ZM205 159H207V158H205ZM204 159V160H205ZM208 159V160H209ZM217 159H219V158H217ZM228 159V158H227ZM230 159V158H229ZM237 159V158H236ZM239 159V158H238ZM244 159V158H243ZM243 159H241V160H243ZM246 159V158H245ZM259 159H260V157H259ZM28 162H27V161ZM43 160V161H42ZM84 160V159H83ZM86 160H88L87 158H86ZM91 160V162H87V161H85L87 164H85L84 166L86 167L85 169H88L89 170V172H91L92 173V175H94L95 174V172H96V170L98 171L97 173H99L100 171L98 170V169H96L95 171H93L94 169L93 168H98V167H93V164H96L97 165V163H101V161L103 162V161H105V160H101L100 162H96L97 160H95V162L96 163H92L93 161ZM100 160V159H99ZM109 160H112V159H109ZM108 160V164H112V161H109ZM120 160V159H119ZM119 160L117 161V163H119L120 164V162L122 161V160H120V162H119ZM127 160H129V159H127ZM165 160V159H164ZM171 160V159H170ZM170 160H166V161H164L165 163L168 161V163L170 164ZM175 160V159H174ZM184 160V159H183ZM186 160V159H185ZM189 160V159H188ZM201 160V159H200ZM208 160H207V162H208ZM216 160V159H215ZM240 160V159H239ZM239 160H236V161H239ZM240 160V162L242 163L243 161H241ZM254 161L255 160H257V159H253ZM261 160V159H260ZM25 161L27 162V163H29L30 161H29V159H25ZM160 162H161V160H159ZM173 161V160H172ZM187 161V160H186ZM185 161V162H186ZM191 161L193 162V161H195V160H192L191 159ZM191 161H187L188 162V164H191ZM201 161H203V160H201ZM210 161H214V160H209V162ZM218 160H216V161H214V162H217ZM229 161V160H228ZM235 161V157H234V160L233 161H231V164H233V163H235L234 162ZM247 161H249V160H246V162ZM72 162H70L69 163V165H71V163ZM111 162V163H110ZM177 163H180V162H183L182 160L180 161V162H178V161H176ZM184 162V164H187V163H185ZM233 162V163H232ZM259 162V161H258ZM10 163V164H9ZM54 164L53 166L54 167H50V169H46V167L47 166H49V165H47V164ZM78 165H77V164ZM103 163H105L106 164V162H103ZM113 165H116L117 163L115 162V160L113 161ZM116 163V164H115ZM121 163H123V162H121ZM155 163H157L156 161H155ZM165 163H163V164H165ZM172 163V162H171ZM194 163V162H193ZM245 163V162H244ZM252 163V162H251ZM254 164L256 163V162H253ZM261 163V162H260ZM84 164V163H83ZM104 164V165H105ZM158 164V163H157ZM157 164H155V165H157ZM173 164V163H172ZM187 164V165H188ZM197 165L198 163H194V165ZM209 164H211V163H209ZM221 164V163H220ZM223 164V163H222ZM224 164H226V163H224ZM247 165V167H248V169L251 171V168H249L250 166H248V163H246ZM262 164V163H261ZM57 165H59L60 166V168L59 167H57ZM68 165V164H67ZM95 165V166H96ZM104 165L102 166V168H103V170H104V168H106V167H104ZM110 165H106V166H110ZM121 165V167H122V164H120ZM124 165V164H123ZM181 166L183 165V164H180ZM193 165V164H192ZM191 165V166H192ZM193 165V166H194ZM205 165H206V163H205ZM214 165H218V164H215V163H213L212 164V169H213V167H215ZM227 165V164H226ZM226 165H224V166H226ZM234 165V164H233ZM258 166H259V163L257 164ZM55 166H56V168H55ZM99 167H100V164L98 165ZM125 166V165H124ZM149 166V165H148ZM164 166V165H163ZM166 166V165H165ZM164 166V167H165ZM168 166H170V165H168ZM177 166V165H176ZM208 166V165H207ZM206 166V167H207ZM238 166H240V165H238ZM253 166H255V165H253ZM261 167H262V165H260ZM4 168V169H6V170H8L9 168ZM40 167H42V166H40ZM62 167V168H63ZM80 167H82V166H80ZM93 167V168H92ZM121 167H119V172L117 171V170H113L112 172H114V176H118V175H120V174H122L123 176H124V174L123 173H120V172H122V171H120V168ZM150 167V166H149ZM149 167H147L146 166V168H149ZM155 167V166H154ZM153 166H151V169L152 168H154ZM159 167H161L160 168V170L163 168L162 167V165L161 166H159ZM159 167H156V168H154V169H157V168H159ZM171 167V166H170ZM189 167V166H188ZM187 167V168H188ZM196 167H198V166H196ZM196 167L194 168V167H189V169L190 168H192V169H190V170H193V169H196ZM203 167V166H202ZM222 167V166H221ZM227 167V166H226ZM246 167V168H247ZM0 168H2V166H0ZM25 168V167H24ZM24 168H22V169H24ZM28 168V167H27ZM49 168V167H48ZM57 168H59V169H57ZM61 168V169H62ZM82 168H84V167H82ZM101 168V167H100ZM102 168H101V170H102ZM109 168H111V166L109 167ZM118 167H117V165L114 167V169H117ZM146 168H144L145 170H146ZM176 168H178V167H175V169ZM199 168H201V164H200V167H198L197 169H199ZM205 168V167H204ZM209 168H210V166H209ZM216 168V167H215ZM219 168H220V166H219ZM229 168V167H228ZM238 168V167H237ZM242 168L243 167H239L238 169H241L242 170ZM252 168H255V167H252ZM260 168V167H259ZM264 168V167H263ZM43 169H46L45 171H43ZM70 169H74V168H71L70 167ZM76 169V168H75ZM121 169H123V168H121ZM167 169V168H166ZM166 169H164V170H166ZM172 169V168H171ZM171 169L169 170V171H171ZM179 169V168H178ZM182 170L183 169H185V167L184 168H181ZM217 169V168H216ZM222 169H226V168H222ZM232 169V168H231ZM234 169H236V168H234ZM234 169H232V170H234ZM244 169V168H243ZM256 170H257V167L255 168ZM262 169V168H261ZM2 170V169H1ZM6 170H2V171H0L1 173V176H3V175H6V172H8L7 174H9V172H10V170L9 171H6ZM36 170V169H35ZM35 170H34V172H35ZM38 170V171H39ZM78 170V169H77ZM77 170H71V172H73V173H69V175L71 174H74L75 176H80L82 173H80L79 172V174L80 175H78V173H76V171ZM82 170H84V169H82ZM136 170V172H139L140 170H138L137 171ZM144 170V171H145ZM186 170V171H185ZM183 172L185 173V175L183 176L182 174H179L178 173V175L180 176V177H185L184 179L185 180H187L188 179V176H186L187 175V173L188 174H192V176H194V177H192V178H189L190 179V181L192 180V179H194V178H196L195 177V175L197 174V173H195V172H197L196 170L195 171H193V173L190 171V170H187V169H185ZM201 171H202V169H200ZM199 170V172L201 173V171ZM206 170V169H205ZM204 170V171H205ZM219 170H221V169H219ZM229 171L228 173L229 174H233V175H236L237 174V176H233V175H231L232 177H237V180L239 179L238 178V175L239 174H242V173H236V171H237V169H236V171H235V173L236 174H234V173H231V172H233V171ZM241 170H239V172L241 171ZM247 170V169H246ZM249 170H247V171H249ZM6 171V172H5ZM23 171H25V170H23ZM37 171V172H38ZM65 171H67V170H65ZM105 171V170H104ZM104 171H101V172H104ZM108 172H109V170H107ZM133 171V172H132ZM141 171H143V170H141ZM148 171V170H147ZM149 171H152V170H150V168H149ZM154 171V170H153ZM173 171V170H172ZM171 171V172H172ZM188 171H190V172H188ZM207 171H209V170H207ZM213 171V170H212ZM211 171V172H212ZM218 171V170H217ZM255 171V170H254ZM254 171H251V174H255V173H252V172H254ZM259 171H260V169H259ZM5 172V173H4ZM12 172V171H11ZM14 172H16V171H14ZM13 172V173H14ZM68 172V171H67ZM84 172V171H83ZM89 172H87V174L89 173ZM106 172V171H105ZM104 172V173H105ZM108 172H106L107 174H109ZM156 172H158V171H156ZM156 172H154V173H156ZM161 173H164L165 171H160ZM178 172V171H177ZM182 172V173H183ZM225 173V171H222V173H218V176H220L219 174H221V176H222V180H224L223 182H222V180H221V183H220V180L218 181V178L220 179V177H214V176H212V178H215L220 184V186L222 187V185L221 184H223V188H221V191L223 190V192L225 191V193H223V194H226L225 196L223 195L222 196V194L220 195L219 193H218V195L220 196L219 198H221V196L222 197H226L227 195H231V196H233V195H237L238 196V194H237V191H235V190H240V192L242 193V189L243 188H245V186L242 184H240L241 182H243L244 184H245V182L246 181H249V180H246L245 182H244V179L241 181V182H239V180L237 181L236 180V182L235 181H233L235 178H232L231 176H228V177H226V176H224V173ZM246 172V171H245ZM244 172V175H246V173ZM258 172V171H257ZM4 173V174H3ZM22 173V172H21ZM20 173V174H21ZM25 173V172H24ZM28 173V172H27ZM40 173H41V171H40ZM49 173V172H48ZM48 173H46V174H43V175H47ZM77 175H76V174ZM105 173V174H106ZM153 173V172H152ZM152 173H150V174H148V173H145V174H147V175H150V177L149 178H151L150 180H152V184H153V182H155L154 181V177H152L151 176V174ZM153 173V174H154ZM159 173V172H158ZM166 173H168V170H167V172ZM170 173V172H169ZM173 174H174V171L172 172ZM171 173V174H172ZM214 173V172H213ZM215 173H217V172H215ZM258 173H260V172H258ZM257 173V174H258ZM19 174V176H21ZM59 174V173H58ZM65 174H66V172H65ZM100 174H102V176H103V173H100ZM113 174V173H112ZM117 174V175H116ZM127 174V173H126ZM137 174V173H136ZM134 175V176H137V175ZM142 174H143V172H142ZM142 174L139 172L138 173V175L139 176H142ZM199 174V173H198ZM197 174V175H198ZM203 174V172L201 173V175ZM249 174V172H247V175ZM10 175H11V177H12V174L10 173ZM10 175H9V177H10ZM23 175V174H22ZM28 175V174H27ZM26 175V176H27ZM35 175H36V172H35ZM38 176H39V174H37ZM50 175H52L51 174V172H50ZM74 175H73V177H74ZM91 174L89 173V176H90ZM97 175V174H96ZM154 175H156V174H154ZM158 175V174H157ZM159 175H162V174H160L159 173ZM168 175V174H167ZM166 175V176H167ZM174 175H176V173L174 174ZM203 175H206V174H203ZM211 175H213L212 173H211ZM228 175V174H227ZM244 175H241V176H243L245 179H246V177H248L247 175L246 176H244ZM250 175V174H249ZM263 175H264V173H263ZM15 176V175H14ZM18 176V177H19ZM29 176V179H30V176H32L33 177V174H31V175H28ZM49 176V175H48ZM47 176V177H48ZM57 176V175H56ZM58 176H57V178H58ZM66 176H67V174H66ZM85 176V175H84ZM101 176V175H100ZM107 177L109 176V175H106ZM106 176L105 177H102V178H106ZM139 176H137V177H139ZM163 176V175H162ZM162 176H160L161 178H162ZM208 176V175H207ZM253 176V175H252ZM255 176V175H254ZM4 177V176H3ZM6 177L7 178H9L7 175H6ZM25 177V176H24ZM31 177V178H32ZM36 177V179L35 180H38V181H41L44 177H42V176H39V177H42V179L40 180V178H38L37 176H35ZM34 177V178H35ZM47 177H45V179H51V178H47ZM52 177V176H51ZM54 177V176H53ZM64 177H65V175H64ZM63 176L62 177H59V178H64ZM86 177H87V180H86ZM86 177H84L85 178V181H84V178H83V175H82V178H81V176L79 177L80 178V180L81 179H83L82 181H80V180H78V184L79 183H81L80 184V186L82 185V182L84 181V183H86V181H91L90 179L93 177V176H90V177H88V175H86ZM126 177H128V176H126ZM132 177V176H131ZM147 177V176H146ZM159 177V179L158 180H160V181H165V176L162 178V180H161V178ZM170 177V176H169ZM171 177H172V175H171ZM174 177H177V176H174ZM174 177H173V179H174ZM187 177V178H186ZM189 177H191V176H189ZM198 177V176H197ZM225 177V178H224ZM231 177V178H230ZM252 180L254 179V178H252L251 177V175L249 176ZM263 177V176H262ZM2 178V177H1ZM0 178V179H1ZM21 178V177H20ZM38 178V179H37ZM56 178V179H57ZM79 178H77V179H79ZM101 177H100V179H102ZM112 178H114L113 177V175H112ZM118 178V177H117ZM116 178V181H125V182H122L121 184H120V182L118 183L119 185H122V188H121V186L119 187V186H117V185H115L114 187H119V188H121L120 189V191L117 189V188H113V189H117L118 190V192L117 193H114V192H112L113 194H114V196L117 198V199H113V200H111V198H109L108 196L106 197L105 195H96V196H98L99 198H100V200L102 199V201L101 202H104V204L105 205H107L105 202L106 201H114V200H118V206H116L117 205V203L115 204V207H117V210H115L114 212L116 213V214H118V215H120V217L118 218V220L120 219L121 221L123 220L124 222H125V225L126 224H129L130 226H131V223L132 224H134L135 222L133 221V222H130L129 220H133V219H135L134 217H136V216H138V217H140V218H138V217H136V220H138V223H139V219H140V221L142 222H144V223H148L149 224V226H152V227H147L148 229L149 228H153V226L154 225H156V223L157 222H159L160 223V219H162V221H161V223H164V225L166 224V221H169V223L168 224H172V225H167L166 224V226H167V229L166 230H168V227H170V226H172L171 228H172V231L171 230H169L170 232L168 233V231H167V233L166 234H168L167 235V237H166V239H165V241L164 242H160L162 239H163V237L162 238H160V236L159 235H161V234H163L164 235V237H165V232H164V228L166 227V226H161V223L160 224H158V226L160 227H162L163 228V233H161L160 232V234L159 235H157L158 237H159V239H160V241L159 240H157V241H159V243H160V245H161V243L162 244H164L165 243V245H164V252H165V254L164 253H162V255H160V256H163L164 255V257H160L159 258V260L157 259V260H155V258H153V257H155L154 255L153 256H151V254L147 251V248L149 247H151L150 245L148 246V244L147 245H145L146 247L143 249V247H142V245L144 244V242L146 241V239H148V237H146L145 235H148V234H150L152 231H154V233L156 232V231H158V230H155L156 228L155 227H158V226H155L154 228V230L153 229H147L146 231L148 232V233H141L142 231H140V232H138V230L136 231L134 228H131V229H129V230H127V231H131L132 229L133 230H135V232H132V234H131V232H125L126 233V235H127V233L129 234V235H127V236H131L130 238H133V240L135 241L136 239H135V237H137L138 236V233L139 234H141L140 236H138V238H142L141 239V241H143V242H141V244L140 245H136V242L138 241V243L137 244H139V239H137V241L133 244L134 245V247L132 246V248H134V251H133V249L131 250L132 252H130V253H126L125 255H123V254H121L122 252H125V250H127L128 248H129V246L128 245H126V244H128L127 242H126V244L124 245V246H127V249L125 248L124 250H119L121 253H120V255H119V253H118V255L121 257V259L125 262H127V263H131V264H138L140 261H142L141 262V264H151V262L152 261H155V262H161V263H173V264H234V262H236L237 260H235L236 259V256L238 255L239 256V254H240V252H246V250L247 249H249V247H248V244L250 245V244H253V243H247L246 244V242H250L251 241V239H253V238H251V239H248V238H250V236L249 237H247L246 235L248 234L247 232H248V230H246L245 229V231H244V233L245 234H241L240 232L238 233V231L241 229V228H238V227H240V226H238V225H240L241 224V226H243L244 228H252V227H256V228H252V230L251 231H253L254 229L256 230L257 229V226H258V228H259V226H260V228H261V225H264L263 224V220L261 221L259 218H253V219H251V218H249V217H252L251 215H254V214H256L254 217H256V216H260V215H258L259 214V212H258V214L257 213H254V214H252V211H246L245 213H247L246 215H245V213H243L244 214V217L242 218V217H239L238 215L239 214H235L238 210L239 211H241L240 209H237V211H236V209H235V207L237 206V205H239V206H241L240 204H237V202H236V205H235V207H233V205H230L229 203H228V201L226 202L225 200H223V201H225V202H223L221 199H217V201L218 200H220V202H222V204L220 205V203H219V201H218V203L219 204H216V205H220L218 208H217V210L218 209H220L219 210V213L217 212H215V211H213V210H211V209H209V211L208 210H206L205 211V209H208V208H210V204H208L206 201L207 200H204V199H200V200H198L199 199V197H197L196 195L194 196V194H188V193H185V189H182V188H180L179 189V187H177L176 185L177 184H170V183H172V181H168L167 182V184H170V185H173L172 186V188H173V190H171V189H169L168 191H165L166 189H164V187H162L161 185H165V184H162L161 183V185H158V187H160V188H155L156 187V185L158 184V183H155V184H153V185H151L150 183H149V181H148V187H146V185H144V183H143V186L144 187H141L140 186V189L138 188L139 187V183H141V185H142V182H137L136 181V178L135 179H133L134 181H136L137 183H138V186H136L135 188H138V189H136L135 190V188H134V185H137V183L135 184L134 182V184H133V187H132V184H131V186H129L130 185V183L127 181L128 179H130V178H124V177H122L123 179L122 180H120L121 178H119V179H117ZM133 178V177H132ZM155 178H158V177H155ZM168 178V177H167ZM206 178V177H205ZM205 178H203V179H205ZM209 178H211V177H209ZM211 178V179H212ZM227 178H230L231 180H232V182L231 181H227V180H229V179H227ZM242 178V177H241ZM5 178H3V180H4ZM14 179H16V176L14 177ZM13 179V180H14ZM25 179H26V177H25ZM25 179H23V180H25ZM56 179H51V180H48V181H54V180H56ZM73 179V178H72ZM72 179H69V180H72ZM75 179V178H74ZM76 179V180H77ZM89 179V180H88ZM96 179H97V177H96ZM115 179V178H114ZM138 179V178H137ZM139 179H142V177L141 178H139ZM169 179H172V178H169ZM176 179V178H175ZM182 179V178H181ZM184 179H182V180H184ZM199 179V178H198ZM225 179H226V181H225ZM248 179V178H247ZM257 179H259V177H258V175H257V178H256V181L258 182H255V179H254V182L255 183H257L256 185H257V187H259L258 189H257V187L256 186H253L255 183L253 182L252 184H250V186H252V188L253 187H255V190H256V193L255 192H253V194L251 195V193H252V190H251V192H250V190H248V189H251V187L249 188V186L248 185H246V188L248 187V189H246L245 188V190L247 191L248 190V193H250L249 195H251V196H253V195H258L257 197L255 196L254 198H255V200L256 199H259L258 200V202H260V208H259V206H258V204H255L256 205V207L257 208H255L256 210L257 209H264V207L263 208H261V206L263 205V202L261 201V198H263V200H264V196L262 197V196H259L260 195V193L259 192H261V191H263L264 190V186H263V183H264V180H261V181H263V183H261L260 181H258ZM7 179H5V181H6ZM19 180V179H18ZM44 180V179H43ZM62 180V179H61ZM93 180V179H92ZM98 180V179H97ZM103 180V179H102ZM101 180V181H102ZM105 180V179H104ZM144 180H146V178L144 177V179H143V182H144ZM158 180L156 181V182H158ZM184 180V181H185ZM200 180V179H199ZM202 180V179H201ZM206 180V179H205ZM207 180H209V179H207ZM206 180V181H207ZM212 180H214V179H212ZM252 180H250L249 182L251 183V181ZM2 181V180H1ZM5 181H3L2 183L5 185ZM8 181H9V179H8ZM8 181H6V183L8 182ZM12 181V180H11ZM16 181V180H15ZM21 181V180H20ZM59 181V180H58ZM65 181H66V179H65ZM94 181H96V180H93V182ZM110 181V180H109ZM141 181V180H140ZM160 181H159V183H160ZM179 181H180V179H179ZM196 181H198L197 179H196ZM217 181H211V183L214 185V186H217L218 185V183H217ZM24 182V181H23ZM26 182V181H25ZM30 182H32V181H30ZM35 182V181H34ZM34 182H32V183H34ZM57 182V181H56ZM56 182H52V183H54L55 185H56ZM67 182V181H66ZM69 182V181H68ZM74 182H75V180H74ZM107 182H108V180H107ZM106 182V184H108ZM111 183L113 182V181H110ZM109 182V183H110ZM176 182H178V181H176ZM188 182V181H187ZM200 182V181H199ZM198 182V184H197V186H199V184H201V185H203L202 183H199ZM204 182V181H203ZM213 182H215V183H213ZM225 182V183H224ZM233 182H235L234 184H236L237 185V187L239 186V185H241L243 188H241V189H236V187L234 186V184H233ZM11 183V182H10ZM17 183V182H16ZM22 183V182H21ZM36 183H37V181H36ZM36 183H34L33 185H36ZM45 183H47V182H45ZM71 183V182H70ZM69 183V184H70ZM88 184H90L91 185V183H89V182H87ZM104 183H105V181H104ZM113 183H116V182H113ZM164 183V182H163ZM179 183V182H178ZM208 182H206V184H207ZM217 183V185H215ZM8 184V183H7ZM11 184H13V183H11ZM11 184H9L10 186H11ZM31 184V183H30ZM43 186H44V182H42L41 183ZM48 184V183H47ZM54 184H50V185H53L54 186ZM73 184V183H72ZM78 184H76V185H78ZM95 183H93V185H94ZM98 184V183H97ZM105 184V185H106ZM182 184H184V183H182ZM190 186L192 185V187H193V184H190V183H188ZM196 184V183H195ZM194 184V185H195ZM204 184H205V182H204ZM212 184H210V182H209V184L208 185H212ZM239 184V185H238ZM249 184V183H248ZM262 184V185H261ZM1 185V184H0ZM16 185V184H15ZM20 185V184H19ZM28 186H30L29 184H27ZM32 185V188H34V186ZM59 185H61V184H59ZM58 184H57V186H59ZM63 185H65V184H63ZM66 185H68V184H66ZM83 185H85V184H83ZM87 185V184H86ZM85 185V186H86ZM101 183L98 185L100 188H101ZM114 185V184H113ZM149 185H151L150 187H149ZM155 185V187H152V186H154ZM170 185H167V187H169ZM201 185H200V187H201ZM207 185V186H208ZM213 185L212 186H208V187H213ZM258 185H261V187L260 186H258ZM46 186V185H45ZM53 186H50V188L51 187H53ZM95 186H96V184H95ZM95 186L93 187V186H91V187H93V189L95 188ZM174 186H176L177 188H175ZM189 186V187H190ZM205 186V185H204ZM219 186V187H220ZM5 187V186H4ZM12 187V186H11ZM14 187V189H15V186H13ZM19 187V186H18ZM18 187H16V189L15 190H18V189H20V192H19V190L18 191H16V192H18V193H22L21 191H23L24 192V190L25 191H27V190H31V189H28V188H25V187H27V186H23L25 189H23L22 188V186L20 187V188H18ZM36 187H38V192H39V189H41L40 187H42V186H35V188L34 189H36ZM66 187H69V186H65V188ZM76 187V186H75ZM79 187V186H78ZM88 187V186H87ZM90 187V186H89ZM90 187V188H91ZM98 187V188H99ZM171 187V186H170ZM181 187V186H180ZM187 187V186H186ZM9 188V187H8ZM18 188V189H17ZM21 188H22V190H21ZM48 188V187H47ZM55 188H57V187H54V189ZM62 188V187H61ZM81 188H85L86 189V187H81ZM80 188V189H81ZM96 188H97V186H96ZM108 188H110V187H108ZM107 188V189H108ZM165 188H166V186H165ZM191 188V187H190ZM203 188H206V186L205 187H203ZM263 188V189H262ZM46 189V188H45ZM52 189V188H51ZM50 189V191H52ZM54 189H53V191H54ZM64 189V188H63ZM62 189V190H63ZM72 189V188H71ZM75 189H77V188H75ZM84 189V190H85ZM92 189V188H91ZM106 189V190H107ZM112 189V190H113ZM134 189V190H133ZM182 189V190H181ZM187 189H188V187H187ZM186 189V190H187ZM198 189H200V188H198ZM207 189V188H206ZM205 189V191L204 190H201L200 192H201V194L200 195H202V193L203 192H205L204 193V195H207L206 194V191L208 192L209 190H210V188H209V190L207 189L206 190ZM214 189V187L212 188V190ZM215 189H217V187L215 188ZM260 189H262L261 191H260ZM5 190V189H4ZM41 190H43V189H41ZM48 191H49V189H47ZM98 190V189H97ZM105 190V188H103V190L101 191V192H103ZM171 190V191H170ZM184 190V191H183ZM191 190H195V189H192L191 188ZM254 190V188H253V191H255ZM0 191H2V193H1V195H3V193H4V191L2 190V188L0 189ZM8 191V190H7ZM9 191H11V190H9ZM34 191V190H33ZM33 191H30V192H28V194L26 195V193L27 192H24V196H26V198L25 197H22V196H20V195H15V197H10V198H17L18 197V199L17 200H15V201H19L18 203H16V202H8L9 204H11L12 203V211H18V212H21L19 215H21V214H23V213H28L29 212V209H28V206H27V201H28V199H29V201H37L38 200V198L40 197V202L38 201V205H36V206H42V209L43 208H46L47 209V211L49 210V209H51V208H47V206L48 207H51L50 205H54L55 203H56V200L55 199H60V198H58V197H56V196H59V195H54L52 198L53 199H48L49 198V196H51V195H49L48 196V198L45 196V195H47V194H43V193H46L47 191L46 190H43L41 193L47 198H44V196H41V193H40V196L38 195V192H37V190H35L36 192H37V194L36 193H34ZM57 193L58 194H60L59 192H60V188H57ZM64 191H65V189H64ZM63 191V192H64ZM76 191H79V189H77ZM87 191V190H86ZM109 191V190H108ZM113 191H115V190H113ZM131 191V192H130ZM132 191H134V193H132ZM188 191V190H187ZM221 191H219V192H221ZM257 191H259V192H257ZM6 192V191H5ZM14 191H11V192H9L10 193V195H13L14 193H13ZM62 192V191H61ZM62 192V193H63ZM72 193V191H65V193ZM90 192H92V191H90ZM98 193L100 192V190L99 191H97ZM116 192V191H115ZM191 192H193V191H191ZM190 191H189V193H191ZM195 192H196V190H195ZM195 192H193V193H195ZM199 192V193H200ZM217 192V191H216ZM243 192H244V190H243ZM264 192V191H263ZM11 193H13V194H11ZM17 193V194H18ZM76 193V194H75ZM75 193H72V194H75V195H78L77 194V192H75ZM95 192H93L92 194H94ZM109 193V192H108ZM107 192H106V195H109V196H112L113 194L112 193H109L108 194ZM210 193V192H209ZM211 193H212V191H211ZM215 193V192H214ZM234 193H236V194H234ZM241 193L239 194L240 195V197H242L241 196ZM245 194L247 193V192H244ZM259 193V194H258ZM16 194V193H15ZM72 194L70 195V196H72ZM90 194V193H89ZM91 194V195H92ZM100 194V193H99ZM243 194V193H242ZM261 194H262V192H261ZM5 195H8V193L6 192L5 193ZM9 195V196H10ZM23 195V194H22ZM38 195V196H37ZM60 195H64V194H60ZM95 195V194H94ZM214 194H212V195H210V196H213ZM217 195V194H216ZM215 195V196H216ZM248 195V196H249ZM262 195H264V194H262ZM14 196V195H13ZM65 196V195H64ZM69 196V195H68ZM67 196V197H68ZM69 196V197H70ZM81 196V195H80ZM79 196V197H80ZM101 196H103V198H101ZM113 196V197H114ZM251 196L248 198V201L249 202H247V196L245 195V196H243L242 197V200L243 201H245L243 198H246V201H245V203L246 204H248V203H250L251 205H249V206H252V204L254 203H252V198H251ZM2 197H4V195L2 196ZM19 197H22V198H24V199H22V200H20L19 199ZM41 197H43V199H41ZM54 197H56V198H54ZM66 197V196H65ZM65 197H63L62 199H64ZM74 197H76V196H74ZM73 197V198H74ZM79 197H76V198H78L79 199ZM83 197V196H82ZM90 196L88 195V198L87 197H85L83 200H85V199H88V200H90L91 199V201L93 200V196H92V198H89ZM104 197H106V201H104ZM198 199H197V198ZM236 197V196H235ZM235 197H233V198H235ZM5 198H7V199H5V200H8V196H5ZM72 198V197H71ZM96 198V197H95ZM107 198H109V200L107 199ZM200 198H201V196H200ZM213 198V197H212ZM211 198V199H212ZM227 198H229V197H227ZM226 198V199H227ZM70 199V198H69ZM68 199V200H69ZM81 199V202L83 201ZM96 199H98V198H96ZM96 199H94V201H95V203H96ZM215 198L211 201V203L212 202H215V200H216ZM223 199H225V198H223ZM239 199H241V198H239ZM2 200V199H1ZM4 200V201H5ZM9 200H11V199H9ZM27 200V201H26ZM64 200H66V199H64ZM64 200H60V202H62V201H64ZM71 200H73V199H71ZM70 200V201H71ZM77 200V199H76ZM99 200V199H98ZM100 200L97 202V204L99 203L100 204ZM229 201L231 200V199H228ZM234 201H235V199H233ZM236 200H237V198H236ZM28 201V202H29ZM70 201H68V202H70ZM74 201V200H73ZM72 201V202H73ZM79 201V200H78ZM78 201H76V202H78ZM238 201V200H237ZM239 201H241V200H239ZM254 201V200H253ZM257 201V200H256ZM58 202L59 201H57V203L56 204H58ZM65 202V201H64ZM71 202V203H72ZM84 202V201H83ZM82 202V203H83ZM87 202V201H86ZM89 202V201H88ZM114 202H116V201H114ZM113 202V203H114ZM261 202H262V204H261ZM0 203H2V202H0ZM71 203H60V204H58V208H59V211H60V207L63 209V211H64V214L62 215L61 214V217H49L48 216V214H51L52 213V211H54V209L56 210V211H54V213H56V212H58L57 211V209H56V207L53 209V210H51L50 212L51 213H46V210L44 211L46 214H47V216H37L38 218L36 219L35 217H34V220H39L40 222H38L37 221V223H41L42 224V227H41V230L39 231L38 230V227L40 226L39 224V226L38 225H36V229H37V234L35 235V236H33L34 238H38V239H35V240H40L41 238L43 239V240H48L50 243H52V242H55V241H57V237H55L56 239H55V241L53 240L54 239V237H53V233H54V231L56 232L57 231V229H60L61 228V237L62 236H64L65 234H66V232H68V230L70 229V227H69V225H70V223L71 222H73L78 228H80V224H82L83 226L84 225H86V226H88L87 224H89L90 222H89V220H87L88 218L90 219V216H91V219H93L94 221L95 220H97L96 222H94V221H92V223L94 222V224H91L90 225V227L88 226V228L86 227V226H84L85 228H86V230L87 229H89V231H91L92 233H90V235H86V233L87 232H85V234H84V238H85V240L86 241H90V242H93L95 239V237L97 236V238L98 237H100L102 234V236H104L105 237V235L107 234V233H110V237H111V231H116V232H118L117 230H116V225L114 226L113 224L115 223V222H118V220L117 219H114L113 221L111 220V218H108L109 220H111V221H107V222H105V220L107 219H105L104 217H105V215L106 216H111L110 215V212H108V210L107 209H110L109 208V206H111V205H108L107 207L108 208H104V207H106L105 205L103 206V208L102 209H105V210H107V213H109L108 215L107 214H104V216H103V213H105L106 211L104 210H102L103 211V213H102V216L101 215H99V219H98V215L96 214V217H95V215H92V214H88V213H90V212H87L86 213V209L84 208L83 209V207H84V205L82 206V205H80V204H82V203H79V204H74V205H77V207H75L74 206V208H70V211L71 210H73V209H76L77 211H73V212H69L68 211V207H70V206H68L67 204H71ZM74 203H75V201H74ZM208 204V205H210L209 207L207 206V205H205L206 207H204V209H203V211H200V209H202L201 207H203V205L204 204ZM209 203H210V201H209ZM241 203V202H240ZM245 203H242L243 205H245ZM5 204V203H4ZM30 204V203H29ZM28 204V205H29ZM37 204V203H36ZM73 204V203H72ZM91 204H93L94 205V202H92ZM96 204V205H97ZM98 204V207H100L101 205H99ZM102 204V203H101ZM108 204H110V203H108ZM203 204V205H202ZM215 204H212V205H215ZM231 204H232V202H231ZM8 205V204H7ZM32 205H33V208L35 207V205H34V203H32ZM215 205V206H216ZM4 206V205H3ZM10 205H8V207H9ZM30 206V205H29ZM44 206V207H43ZM46 206V207H45ZM55 206V205H54ZM53 206V207H54ZM60 206V207H59ZM85 206H87V205H85ZM101 206V207H102ZM113 206V205H112ZM162 206H164L165 208L167 207L168 209H169V212H170V216H172V217H170V218H168L166 215H168V213L166 214V212H164L163 210V207ZM238 206V207H239ZM0 207H1V204H0ZM31 207L32 206H30V209H31ZM40 207H35V208H40ZM71 207H73L72 205H71ZM81 208L80 210H78L79 208ZM88 207V206H87ZM90 207H95V212H99V211H97V209H99L97 206H91L90 205ZM114 206H113V208H115ZM159 207H162L161 209H163L162 211V213L161 212H159L158 211V209H159ZM208 207V208H207ZM245 206H243V207H240V208H244ZM254 207V206H253ZM78 208V209H77ZM97 208V209H96ZM215 207H214V209H216ZM246 208H248V210H251V209H254V208H251V209H249L250 207H248V206H246ZM246 208H244L242 211H245V209ZM6 209H7V206H6ZM37 209H34L33 211H37ZM42 209L40 208V209H38V211H40V213H41V211H42ZM62 209H61V211H62ZM88 209V208H87ZM89 209H92V208H89ZM7 210H9V209H7ZM11 210V209H10ZM111 210H113V209H110V211ZM160 210V209H159ZM211 210V211H210ZM233 210H235L236 212L235 213H233L234 211ZM256 210H253V212H256ZM37 211V212H38ZM89 211V210H88ZM120 211V212H119ZM161 211V210H160ZM166 211V210H165ZM168 211V210H167ZM197 211H199L200 213H202V216L204 217L203 219H199V218H197V214H198V212ZM210 212V214L208 213V212ZM220 211H224L222 214H223V216L224 215H226V218H227V220H225V221H227V223L226 222H224L223 221V219H220L221 221H223L222 223L219 221V218H220ZM259 211H261V210H259ZM44 212H42L43 213V215H44ZM77 212V213H76ZM92 212H94V210H92ZM94 212V213H95ZM205 212H207V213H205ZM261 212H263L262 214H264V210L263 211H261ZM8 213V212H7ZM34 213V212H33ZM73 213H76V215L75 214H73ZM115 213H113L112 212V214H114V215H112V217L113 216H115ZM159 213V214H158ZM161 213V214H160ZM226 213V214H225ZM239 213V212H238ZM242 213V212H241ZM250 213H251V215H250ZM13 214V213H12ZM29 214V213H28ZM35 214V213H34ZM53 214V213H52ZM57 214V213H56ZM72 214H73V216H72ZM99 214V213H98ZM158 214V216L160 215V217H157L156 215ZM166 214V215H165ZM172 214V215H171ZM179 214H181L180 216H182V214L184 215L182 218L184 219V218H188L189 217V222H190V224L189 225H182L181 224V226L179 225V222L181 221H179V219H178V216H176V215H179ZM206 214H208V215H206ZM243 214H240V215H242L243 216ZM4 215V214H3ZM3 215H2V217H3ZM7 215V214H6ZM26 215V214H25ZM25 215H22V217L23 216H25ZM30 215H32V213L30 214ZM59 215H60V213H59ZM118 215L116 216V217H114V218H117L118 217ZM161 215H164L163 217H161ZM204 215H206V216H209V217H205ZM238 216V218H241V220H243L244 222H242L241 220H239L238 218H237V216ZM250 215V216H249ZM1 216V215H0ZM8 216H10L9 214H8ZM27 216V215H26ZM25 216V217H26ZM95 217V218H97V219H94V218H92V217ZM100 216L102 217V219H100ZM133 216V217H132ZM169 216V215H168ZM176 216V217H175ZM186 216V217H185ZM201 217L202 218V216L200 215V214H198V217ZM235 216H236V218H235ZM247 216V217H246ZM14 217H15V215H14ZM17 217H19V216H17ZM27 217H29V216H27ZM132 217V218H131ZM156 217H157V219H156ZM4 218H6V217H4ZM9 218V217H8ZM33 218V217H32ZM61 218H63L64 219V221H63V223H62V227L61 226H59L60 228H57L58 227V224L61 222ZM138 218V219H137ZM158 218H160L159 220H158ZM163 218L164 219H166V221L165 222H163L164 220H163ZM181 218V219H182ZM192 219V221H191V219ZM0 219H1V217H0ZM10 219V218H9ZM20 220H21V218H19ZM22 219H24V218H22ZM27 219V218H26ZM90 219V220H91ZM128 219V220H127ZM12 220V219H11ZM15 220V219H14ZM17 220H18V218H17ZM28 220V223L30 222V220L29 219H27ZM32 220V219H31ZM33 220V222L35 223V224H37L35 221ZM116 220V221H115ZM131 220V221H132ZM135 220V221H136ZM186 219H184L183 221H185ZM235 220V223L237 224H233L232 226H231V223L233 222ZM86 221H88L89 223H85ZM115 221V222H114ZM126 221H128V222H126ZM238 221H240V222H238ZM21 222V221H20ZM19 222V223H20ZM68 222H70L69 224H68ZM114 222V223H113ZM120 222V221H119ZM123 222V223H124ZM186 222V221H185ZM238 222V223H237ZM15 223V222H14ZM21 223H23V222H21ZM20 223V224H21ZM32 223V222H31ZM104 224V228L102 227V226H100L99 224ZM108 223V224H107ZM121 223V222H120ZM123 223H121V225H122V227H123ZM136 223L135 225L136 226H138L139 228H142V227H144V225L141 227L140 225L141 224H143V223ZM180 223H182V221L180 222ZM223 223H226V224H223ZM240 223V224H239ZM11 224H13V222L12 223H10V225ZM17 224V223H16ZM20 224H18L19 225V227H20ZM33 224V223H32ZM67 224H68V227H67ZM138 224V225H137ZM183 224H185V223H183ZM223 224V225H222ZM9 225V226H10ZM27 225V224H26ZM97 225H99V226H97ZM120 225V226H121ZM126 226V228H128V227H130V226ZM135 225H133V226H135ZM22 227H23V225H21ZM25 226V225H24ZM35 226V225H34ZM38 226V227H37ZM74 226V225H73ZM72 225H71V227H72V230H77L78 228L76 227L75 228V226L73 227ZM95 226H97V228L99 227L100 229H101V231H99L98 229H97V231H99L98 233L96 232V231H93V229L95 230ZM117 226H118V223H117ZM145 226H146V224H145ZM180 226V227H179ZM185 226V227H184ZM220 226V227H219ZM234 226H236L237 227V229L238 230H236L235 229V227ZM1 227V226H0ZM6 227H8V226H6ZM18 227V226H17ZM30 227V226H29ZM33 227V226H32ZM95 227V228H94ZM122 227H121V229H122ZM132 227V226H131ZM159 227H158V229H159ZM215 227H217V228H215ZM219 227V228H218ZM2 228V227H1ZM13 228H14V226H13ZM25 228V227H24ZM27 228V227H26ZM69 228V229H68ZM73 228H75V229H73ZM125 228V229H126ZM260 228H259V235H260ZM262 228H264V227H262ZM3 229H5V228H3ZM7 229H10V228H7ZM113 229V230H112ZM115 229V230H114ZM120 229V230H121ZM123 229H124V227H123ZM142 229H145V227L144 228H142ZM11 230H13L12 229V227H11ZM17 230V232H18V230H20V229H16ZM15 230V231H16ZM26 230V229H25ZM25 230H23L22 232H24ZM82 230H85V229H82ZM243 230V229H242ZM250 230V229H249ZM4 231V230H3ZM10 231V230H9ZM27 231V230H26ZM30 231L31 230H29L28 231V233H26L25 232V235L22 233V235L23 236H25L24 238H26L27 236L26 235H29L30 234ZM33 231H34V229H33ZM59 231V230H58ZM78 231H80V230H78ZM88 231V230H87ZM122 231V230H121ZM121 231H119L118 233L119 234H121L120 236H124V237H126L125 236V234L123 233H121ZM145 231V230H144ZM143 231V232H144ZM159 231H161L160 229H159ZM247 231V232H246ZM250 231V232H251ZM257 231V230H256ZM5 232H7V231H4V233ZM17 232H15V233H13L14 234V236H12L13 234H12V232L10 233L11 235H9V236H12V237H9L7 234V240H8V237L9 238H11V239H9L10 240V247H9V249H8V251H9V253H10V255H12V257H14V259L12 258L10 261H8L7 262V264H20V263H18V260L17 259H15V256L14 255H18V254H20V255H24L25 253H26V251H24V250H22V248L21 247H23V245L24 246H26L25 244H23V243H25V242H28L29 240H28V238H27V241H25L24 242V239L22 238V237H20L19 235H21V234H19L18 235V233ZM70 232V231H69ZM68 232V233H69ZM81 232V231H80ZM96 232V233H95ZM116 232H114V235H112V238H117V237H115V235H116ZM249 232V233H250ZM262 232H263V229H262ZM3 233V232H2ZM9 233V232H8ZM21 233V232H20ZM135 233V234H134ZM153 233V232H152ZM253 233V232H252ZM254 233H256V232H254ZM38 234H40L39 236L40 237H36V236H38ZM71 234L73 235V234H75V231H73V232H71ZM79 233L77 232L76 233V235L77 236H79L78 235ZM131 234V235H130ZM142 234H145V235H142ZM156 234V233H155ZM251 234V233H250ZM257 234V233H256ZM57 235V234H56ZM81 235V238H82V234H80ZM85 235H86V237H85ZM136 235V236H135ZM152 235H154V234H151V238H153V236ZM162 235V236H163ZM3 236H5V235H3ZM68 236H71L70 234H68ZM76 236V237H77ZM108 236V238L107 237H105L106 239H104V237H101V238H98L100 241L99 242H101V245L98 243V241H97V244L98 245H100V246H102V243H104V242H102L103 241V239L104 240H107V241H109V239H111V241L113 240L112 238H109V234L107 235ZM114 236V237H113ZM133 236H135V237H133ZM246 236V237H245ZM13 237H15V240H13L14 238ZM59 237V236H58ZM65 237V236H64ZM80 237V236H79ZM123 237V239L124 240H122V242H119L120 244H123V242L125 241V238ZM158 237H156L155 236V238H158ZM257 237V236H256ZM260 237V236H259ZM258 237V238H259ZM262 237V236H261ZM1 238V237H0ZM2 238H4V237H2ZM6 238V237H5ZM31 238H32V235H31ZM33 238V239H34ZM97 238H96V240H97ZM120 238V237H119ZM119 238H117V239H119ZM129 238V239H130ZM67 238L65 237V240H66ZM77 239V238H76ZM80 239V238H79ZM94 239V240H93ZM127 240H128V238H126ZM149 239H150V237H149ZM154 239V238H153ZM260 239V238H259ZM7 240H5V242H6V244L7 243H9V242H7ZM8 240V241H9ZM26 240V239H25ZM42 240V241H43ZM58 240H64L63 239V237L62 238H60V239H58ZM72 240V239H71ZM78 240V239H77ZM92 240V241H91ZM96 240L94 241V242H96ZM126 240V241H127ZM130 240H132V239H130ZM164 240V239H163ZM2 241V240H1ZM12 241V242H11ZM14 241V242H13ZM23 241V242H22ZM33 241V240H32ZM69 241V242H68ZM79 241V240H78ZM81 241V240H80ZM79 241V242H80ZM107 241H106V244H107ZM116 242V243H114V242ZM112 242H113V244H112V248H111V242L109 241V243H110V247H109V249H108V245H106L105 243L103 244V250L102 249H100L101 247H99L98 246V249H100V250H102V251H104V248H105V246L104 245H106V247H107V249H108V252H109V255H110V257H112V253L110 252V251H112L111 249H114L115 248V245L117 244V242H118V240H113ZM121 241V240H120ZM133 241V242H134ZM258 241V240H257ZM263 241H264V238H263ZM31 240L28 242V245H30L31 243ZM34 242V241H33ZM37 242V243H36ZM34 244H38V241H36ZM40 242V241H39ZM74 241L72 240V242L70 241V240H67V241H65L64 243L63 242H58V244H60L59 246H61L60 247V249L61 248H64L65 250H64V252H62V253H67L68 252V250H69V248H70V250H69V252L66 254V255H64V254H62V256L64 257V260L66 259V260H68V258H70V260L72 261V262H74V259H75V262H77L76 261V257H74L73 258V254H74V252L75 251H73L71 248H74V247H76L75 246V244H74V247H69V248H65V247H67L66 245V243H68V245H70L69 243H73ZM84 242V241H83ZM93 242V243H94ZM153 242V241H152ZM152 242H150V243H152ZM154 242H155V240H154ZM252 242V241H251ZM21 243L23 244L22 246H21ZM45 243V242H44ZM43 243V244H44ZM85 243V242H84ZM83 243V246L84 245H90L89 243L87 244H84ZM149 243V244H150ZM159 243H158V245H159ZM254 243H256V241L254 242ZM259 243V242H258ZM257 243V244H258ZM27 244V243H26ZM40 244V243H39ZM42 244V245H43ZM53 244V243H52ZM56 245H57V242L55 243ZM63 244V245H62ZM80 244V243H79ZM92 244V243H91ZM97 244H96V246H97ZM154 244V243H153ZM155 244H157V243H155ZM154 244V245H155ZM261 244V243H260ZM262 244H264V243H262ZM3 245V244H2ZM8 245V244H7ZM28 245L26 246V247H28ZM71 245H73V244H71ZM76 245H77V243H76ZM113 245H114V247H113ZM159 245V246H160ZM31 246H33V244H31ZM30 246V247H31ZM39 246V245H38ZM37 246V247H38ZM51 245H49V247H50ZM62 246H64V247H62ZM80 247H81V245H79ZM79 246H77V247H79ZM82 246V247H83ZM92 246H94V245H92ZM91 246V247H92ZM159 246H158V250H160L159 249ZM163 246V245H162ZM162 246L160 247V248H162ZM254 246H255V244H254ZM257 246V245H256ZM256 246H255V248H256ZM261 246V245H260ZM4 247H5V245H4ZM4 247H2V248H4ZM36 247V248H37ZM40 247V246H39ZM43 247H47V246H43ZM49 247H47L48 248V250L50 249ZM58 247V246H57ZM80 247H79V249H80ZM85 247V246H84ZM88 247V246H87ZM95 247V246H94ZM117 247H119L118 245H117ZM122 246H120L119 247V249L121 248ZM154 247H157V245L156 246H154ZM248 247V248H247ZM262 247V246H261ZM6 248H7V246H6ZM32 248H35V247H32ZM32 248H30V249H32ZM53 248H54V246H53ZM86 248V247H85ZM85 248H81V252H82V255H84L85 256V254H86V256L85 257H83V258H85V259H87V257H88V259L87 260H89V258H92L90 255H91V253L92 254H96V253H93V252H96V251H93L92 252V250H93V247H92V250L89 252L90 254H87V253H83V249H85ZM88 248H90V247H88ZM88 248H86V250L88 249ZM247 248V249H246ZM250 248H252V249H255V248H253L252 247V245H251V247ZM23 249H25V247H23ZM78 249V248H77ZM91 249V248H90ZM89 249V250H90ZM97 249V248H96ZM115 249H117V248H115ZM114 249V251H117V250H115ZM123 249V248H122ZM151 249V248H150ZM154 249V248H153ZM155 249H157V248H155ZM257 249V248H256ZM263 249H264V247H263ZM7 250V249H6ZM25 250H28V249H25ZM33 250H35L34 252L36 253H38L39 252V250H40V248H39V250H38V248H37V251H36V249H33ZM33 250H30L31 251V253H32V251ZM43 249H41L40 251H42ZM47 250V249H46ZM45 250V251H46ZM51 250V249H50ZM55 251L56 250H58V251H62V250H59V249H56V247H55V249H54ZM54 250H51V251H53L52 253H51V251H48V252H50L49 253V257H48V255L46 256V257H48V258H51V256H53L52 254L55 252ZM66 250H67V252H66ZM73 251V252H71V254L72 255H70V251ZM99 250V251H100ZM110 250V251H109ZM4 251V250H3ZM22 251H24V253L22 252ZM30 251H28L27 252V254L30 252ZM102 251L101 252H97V254L96 255H101V253H102ZM161 251H163V250H161ZM248 251V250H247ZM260 251V250H259ZM23 254H22V253ZM33 252V253H34ZM43 252V251H42ZM48 252L46 253V254H48ZM78 252V251H77ZM113 252V251H112ZM251 252H252V250H251ZM250 252V253H251ZM256 252V251H255ZM261 252V251H260ZM1 253V252H0ZM6 253V252H5ZM5 253H2V255H4ZM34 253V254H35ZM36 253V254H37ZM58 253V252H57ZM76 253V252H75ZM78 253H80V250H79V252ZM78 253H76V254H78ZM98 253H100V254H98ZM105 253V252H104ZM104 253H102V257H100V256H96V255H93V257L94 256H96V259L97 260H100L101 258H102V260H104L103 259V257L105 258L106 256V258L105 259H107L108 257H109V255H105ZM107 253V252H106ZM155 253V251L154 252H152V254H154ZM157 253H160V252H158L157 251ZM259 253V252H258ZM264 253V252H263ZM41 254H44V253H38L37 255V257L36 258H33L32 256H36V255H33V254H31L30 256L29 255H25V260L27 259L26 257L28 256V257H31V261H29V260H27L28 262H30L29 264H31V262H32V264H43L44 262L43 261H45V260H43V257H45L44 255H46V254H44L43 256H42V262H41V258H40V261L38 260L39 259V256L41 257ZM55 254V253H54ZM60 254V253H59ZM115 254V253H114ZM261 254V253H260ZM1 254H0V256H2ZM58 255V254H57ZM80 255V254H79ZM82 255H80L81 257H82ZM88 255V256H87ZM105 255V256H104ZM116 255V254H115ZM240 255H242V254H240ZM249 255H251V254H249ZM255 255V254H254ZM56 256V255H55ZM54 256V257H55ZM67 256V257H66ZM70 256V257H69ZM75 256V255H74ZM80 256H78V258L80 257ZM123 256V257H122ZM237 256V257H238ZM243 256H245V255H242L241 256V258L243 257ZM248 256V255H247ZM262 256H263V254H262ZM4 257V256H3ZM3 257H2V259H3ZM16 257H19V255L18 256H16ZM22 257V256H21ZM21 257H19V258H21ZM45 257V259H48V258H46ZM51 258V259H54L53 261V263L54 264H56L55 263V259L57 258ZM66 257V258H65ZM98 257V258H97ZM114 257V256H113ZM159 257V256H158ZM240 257V256H239ZM254 257V256H253ZM18 258V259H19ZM38 258V259H37ZM73 258V259H72ZM83 258H81V259H83ZM244 258V257H243ZM262 258V257H261ZM1 259V260H2ZM10 259V258H9ZM22 259V258H21ZM81 259H79V260H81ZM85 259H83V261L85 260ZM92 259H94V261H92V260H90V261H92L93 263L95 262V258H92ZM117 258H113V260H112V258L110 259L111 261H117L116 260ZM125 259V260H124ZM250 259V258H249ZM4 260H5V258H4ZM7 260V259H6ZM24 260V261H25ZM50 260V259H49ZM48 260V261H49ZM65 260V261H66ZM78 260V261H79ZM96 260V261H97ZM109 259H108V262H110L111 263V261H110ZM121 260V261H122ZM240 261H239V263H241V259H239ZM258 260V259H257ZM262 260V259H261ZM3 261V260H2ZM63 261V260H62ZM90 261H84L85 263H90ZM121 261H119V262H121ZM170 261V262H169ZM245 261V260H244ZM247 261H248V258H247ZM252 261V260H251ZM1 262V261H0ZM26 262V261H25ZM47 262V261H46ZM45 262V263H46ZM81 262V261H80ZM92 262H91V264H92ZM125 262V263H126ZM263 263H264V261H262ZM48 263V262H47ZM50 263H51V261H50ZM52 263V264H53ZM65 263V262H64ZM63 263V264H64ZM66 263H68L69 264V260H68V262L66 261ZM65 263V264H66ZM84 263V264H85ZM100 263V262H99ZM104 263H107V260H105L104 261ZM110 263H108V264H110ZM113 263H115V262H113ZM112 263V264H113ZM124 263V264H125ZM171 263V264H172ZM246 263V262H245ZM261 263V262H260ZM4 264H6V263H4ZM62 264V263H61ZM72 264V263H71ZM76 264V263H75ZM97 264V263H96ZM101 264H102V262H101ZM116 264V263H115ZM121 264V263H120ZM152 264H154L153 262H152ZM156 264V263H155ZM159 264V263H158ZM235 264H238L237 262L235 263ZM242 264V263H241Z\"/></svg>",
	"mask_w": 264,
	"mask_h": 264
},
{
	"label": "rangeland",
	"instance_id": "rangeland-1",
	"mask_svg": "<svg viewBox=\"0 0 264 264\" xmlns=\"http://www.w3.org/2000/svg\"><path fill=\"white\" fill-rule=\"evenodd\" d=\"M9 1H10V0H9ZM18 1L21 3L23 0H21V1L18 0ZM18 1L15 0V2H12V1H11V2H12V3H16V2H17V4H14V5H17V6H18V5H19V2H18ZM28 1H29V0H27V1L24 0V1L22 2L23 6H24V5L27 6V7L24 6V9H25V7H26L25 10L23 9L25 12L22 10V8H23V6H21L22 4H20L19 6H21V7H18V8L21 9L22 11L19 10V13H18V14H17V13H14V14H13V18L15 17L16 14H17V15H16L17 17H18V16H19V17H22L21 14H20L21 12H24V14H23V16L25 15L24 17H26V16H31V15H33V14H35V13L38 15V11H36V9L32 10V11H34V12H32L31 15H27L28 13H31V12H27V10H28V11H31V9H33L34 7H35V8H36V6L38 7V4H39V3H40L39 5H41V6H40V9H41L42 11L40 10L41 12H40V14H39L38 16H41V17H36V16H34V15L31 16V17H26V18H28V20H31V21H26L27 19L25 20V21H26L25 29H24L23 27H22V28H19V27H18V28H15V27H12L13 25H9V28H5V29L3 28L5 31H4L3 33H0V34H2V35H0V41L3 40L2 43H5V44L7 45V43L5 42V41L7 40V41H9V42H8V45H10L9 47H7L8 45L6 46V45L4 44V47H7V48L1 49V50H2V54H1V52H0V55H1V56H0V71L2 70V72H0V76H3V77H0V80H3V81L0 82V83H2V84L0 85V88L2 87V88L0 89V93H1V94H0V97H1V98H0V99H2V100H0V101H3L2 104H1V102H0V104H1V105H0V106H1V107H0V108H1V109H0V112H1V113L4 112L3 115L0 114V116H1V117H2V116H3V117L5 116L4 118L2 117V121H0V122L4 123V120L6 121V122L3 124L4 126H2V124L0 123V124H1V125H0V128H1V130H0V135L3 134V133L5 134V131H4L3 129L6 128L5 130H11V129H9V127L12 128L11 132L6 131L7 133L5 134V136H6L8 139H7V138H4V139H5V141H4L3 137L1 138V136H0V141H1V139H2V143L4 144V142H6V141L9 140L10 138H12L11 140L7 141V142H10V141H11V143H8V145H9V144L11 145L12 143H13V144H16V143H17L16 141H19V143L23 144V143H22V140H19V137L21 136L20 139H23V142H24V144L22 145V147H23V149L25 148V150H22V151H24L23 154H25V152H27L26 150H28V152H29V150H30V151L32 150L33 152H34V150L36 151V149H37L36 147H37V144H38V143H37V141L35 142V139H37L38 142L41 140V141L39 142V145H40V144L42 145L41 142H43V141L45 142L44 139H46V141H48V142H46V143L51 144V148L48 149V152L51 153L52 150H54V151H53V153L55 154V155H54V158H55V157L59 158L57 155H59V156L62 155V156H60L59 159L62 160V163H64L63 159H65V161H66L67 157H69V158L67 159V161H68V160L70 159V157H73V158H71V160H73V159L76 157V156L74 155V153H70V152L72 151V150H71V151L69 150V148L71 149V147H69V146H71V145H68V144H70V142L67 143L65 140H67V141H73V139L70 138V135H74V136L76 135V136H77V135L79 134V135L81 136V134L84 133V130L87 129V130H91V133L94 134V138H92L93 140H90V141H91V142H92V141H93V142L95 141V142L97 143V144H95V142H94L95 146L101 144L100 146H97V147H100V149L103 148V152H102V151H101L102 153L99 152L98 150H100V149H99V148H97L98 150L95 149V148H96L95 146H94V148H93V145H92L93 142H92V143H91V142H88L92 147H91V146H87V148H88L87 151L89 150V153L86 152L85 155L88 156V155L90 154V156H92L93 154H95V153L97 154V153L99 152V154H97V155H99L100 157H102V154H105V155H106L105 158H107V159L109 158L107 155H109V156H110L109 159H112V160H109V159H108V160H109V161H112V164H111V165L108 164V160L106 161L104 158H98V159H95V157L97 158V155H96V154L93 155L92 157H93L95 160H97L96 162H100V161L103 159V160H105V161H103V162H106V164L103 163L102 161H101V163H97V165H96V164H93V167H98V168H93V167H92V168L94 169L93 171H95L96 169H98L100 172L97 173L98 171L96 170L95 174L92 175V173L89 172L88 169H85L86 167L84 166L85 164H87L85 161H87V162H88V161L91 162L92 159H91L90 156H89V157H90V159H89V157H86V156L84 155L83 158H79V157H77L78 160H75V159H77V158L74 159L76 162L79 161L80 159H82V161L80 160V161L82 162V164L80 163V161L78 162V164H79V163L81 164V165H79V167L75 166V164L73 165V162L70 161V160H69V161L72 162L71 165H69L70 162H67V163L65 162L66 165H64L65 167H66V166H69V170H68V168L65 169V168L63 167V165H61V168L63 167L62 169L60 168L59 165H57V167L60 168V169H59V168H57V169H59V170H61V171L64 169V170H63L64 173H63V175H61V176H58V175L61 174L60 171H54V172L52 173V171L55 170V169H53V168H52L51 170H48V171L46 172V173L49 172L47 175H43V174H46V173H45V172L43 173L42 170L37 169V167L35 166V165H37V164H35L34 167H33V168L36 169V170L34 169L35 172H36V175H35L34 170H33L32 168H30V166H29V165H31L30 163H32V162L34 161L33 163H37V162H38V165H39V163L41 164V160H39L38 158H40V159H43V158H44V159H45V158L47 157V159H49V158H52V157H53V155H52L53 153L49 154L51 157H50L49 155H47V156H45V157H42V156H39V157H38V156L34 155V154H36L35 152H34V153H29V154H31V155L36 156V159H37V160H36V159H35V160H36L37 162H35L34 158H32L33 161L30 160L31 156H29V154H28V152H27V154H25L24 156L28 155V156H26L25 159H29L30 162L27 163V162H28L27 160H26V161H27V162H26L25 159H21V161L24 160V163H26V165H25V164L23 165L25 168H24V167H20V166L22 165L23 162H21V164H19L20 161H16V159H17V156H16V155L11 154V155H13V156H16V158H15V157H12V156L10 157V153H11V152H10V153H6V154H5L6 156L4 155V156H5V157H4V160H7V161H8L9 158H10L9 161H10V163L12 164V167H14L15 164L18 163L20 166H19L18 164H17L16 166H18V168L21 169V170H20V171H19L18 169L15 170L14 168H16V167H14L13 169H10V165H8V167H6V166H7L6 164H5V166H4V164H2V165L0 164V166H2V168H0V171H2V170H3V171L6 170V169H4V168L6 167V168H9V169L6 170V171H9V170H10L9 174H7L8 172L5 171V172H6V175L9 177L10 173L12 174V177H11V175H10V177L7 178L6 175H3L4 177L1 176L2 173L0 172V173H1V174H0V178L2 177V178L0 179V184H1V185H0V189L2 188V190L4 191V193H3L4 197H2V196H3V195H1L2 191H0V202H2V203H0V204H1V207H0V215H1V216H0V217H1V219H0V226L2 227V228L0 227V237H1V238H0V252H1L0 254L2 255V253H5V252H6L4 255L0 256V261H1L0 264H4V263L7 264V262L10 261L12 258L14 259V257H12V255H10V253H9V251H8V249H9V247H10V244H11V243H10V240H9V239H11V238H9V237L14 236L13 233L17 232V230H16L17 228L20 229V230H18V232H17L18 235L21 234V235H19L20 237L23 236L22 233L25 235V232L28 233V231L31 230V231H30V234H29V235H26V236H27L26 238H24L25 236H23L22 238L24 239V242H25V241H27V238L29 237L28 240H29V241L31 240L30 243L33 244V246H31V244L28 245V242H29V241L23 243V244H25L26 246L28 245V247H26V246H24V245L21 243V246L23 245V247H25V249H28V250H25V249H23V247H21L22 250L26 251V253H25L24 255H20V254H18L19 257L22 256V257H21L22 259L19 258V257H16V256H18L17 254L14 255V256H15V259H17V260H18V263H20V264H29V263H30V262H28L27 260L31 261V257H28V256H27V257H26L27 259L25 260V258H24L25 255H29V256H30L31 254H33V255H36V256H32V257H33V258H36V257L38 256V255H37L38 253L41 252V253L46 254L48 251L54 250L55 247H56V249L62 250V251H58V250L55 251V250H54V251H55V252H54L55 254L53 253V254H52L53 256H51V258H53V257L56 255V256L54 257V258L57 257V258L55 259V260H56V261H55L56 264H61V263L63 264L64 262L66 263V261L68 262V260H69V264H71V263H72V264H75V263H76V264H84V263H85V262H84L85 260H86L87 262L90 261V260L94 261V259H92V258H95V262H94V263H93L92 261H90V263H85V264H91V262H92V264H96V263H97V264H101V262H102V264H108V263H110V262H108V259L110 260L111 258H112V260H113V258H117V259H116L117 261H115V260H114V261H111V260H110V261H111L110 264H112L113 262H115L116 264H120V263H121V264H124L126 261L124 262V261L122 260L123 258L121 259V257H120V256H121V255H120L121 252H120V251H121V250H124L125 248L127 249V246H124V245L126 244V242L128 243V244H126V245H128L129 248H128L127 250H125V252H122V253H121V254H123V255H125L126 253H130V252H132V251H131L132 249H133V251H134V248H132V246L134 247V245H135L134 243L137 241V239H139V244H137V243H138V241H137V242H136V245H140L141 242H143V241H141V239H142L143 237H142L141 239L138 238V236L141 235V234H139V233H138V236H137V237H135L136 235L133 236V237H135V239L137 238L135 241L133 240V238H130V237L133 235L132 232H135V230H136V231L138 230V232L142 231L141 233H145V232L148 233V232L150 231L149 229H153V230H154L155 228H156L155 230H158V231L155 232L156 234H155L154 231H152V230H151V231H152L153 233L150 231L151 233L148 234V235L142 234V235H145L146 237H148V236L150 237V239H149V237H148V239H146V241L144 242V244L142 245V247H143V249H144V248L146 247L145 245H147V244H148V246L150 245V246H151V247H150L151 249H150L148 246H147L148 248H147V247H146V248H147V251L151 254V256H153V255L155 256V257H153V258H155V260H157V259L159 260L160 257H164V255H163V256H160V255H162V253L165 254V252H164V249H165V248H164V245H165V243H164V244L161 243V245H160V243H159L160 239H159V237H158L157 235H159L160 232L163 233V228H162L163 226H166V224H167V225H172V224H168L169 221H166L167 218H166V219L163 218V220H164L163 222L166 221V224L164 225V223H161L162 219L158 218V220L160 219V223H161V226H162V227H161V226L159 227L158 224H160V223L157 222L156 225L153 226V228H149V229H148L147 227H152V226H149V224H148L147 222L144 223L145 221H144V222H143V221L141 222L140 219H139V223H143V224L140 225V224L138 223V220H136V217H138V216L134 217L135 219H133V220L131 219L132 221L129 220L130 222H133V221L135 222L134 224L131 223V226H132V227H131L129 224H126V225H125V222H124L123 220H122V221L120 220L121 218L118 220V218L120 217V215H118V214H116V213L114 212L115 210H117V207H115V204L118 202V200H114V201H116V202H114V201H109V202L106 201V197H107V196H108L109 198H111V200H113L114 198L117 199V198L115 197L116 195L114 196V194H113L112 192L117 193L118 190L120 191V189L122 188V185H119L118 183L120 182V184H121L122 182H125V181H122V182H121V181H116V178H117V177H118L117 179L121 178L120 180L123 179L122 177L127 178V179L130 178V179H128L127 181L130 183L129 186H131V184H132V187H133V184H134V183L136 184L137 182H142V185H141V183H139V187H138V188L140 189V186H141V187H144V186H143V183H144V185H146V187H148V181L151 179V178H149L150 175H147V174H145V173L150 174V173H152V172L154 173V172L158 171V172H159L160 174H162L163 176H162V175H159L158 172L154 173V174H156V175H154V174L152 173L151 176L153 175L152 177H154V181H155V182H153V184L158 183V184L156 185V187H155V185L152 186V187L160 188V187H158V185H161V183H162V184H165V185H161L162 187H164V189H166L165 191H168L169 189L173 190L172 186H173L174 184H177L176 186L179 187V189L182 188V187H183L182 189H185V188L187 189V187H188V189H187L188 191L185 189V193H188V194H190V195H191V194H194V196L196 195L197 197H199V199L196 197L198 200H200V199H204V198H205L204 200H207L206 202H207L208 204L211 205V206H210V205H208V204H206V203H205L204 205L202 204L203 207H201L202 209H200V211H203L204 207H206L205 205H207L208 207L210 206V208L207 207L208 209H205V211H206V210L209 211V209H211V210L215 211L216 213H217V212L219 213V210H220V209L217 210V208L222 204V202H220V200H218L219 203H220V205H216V204H219L218 201H217V199H221L222 201H223V200H225L226 202L228 201V203H229L230 205H233V207H235L236 202H237V204H240L241 206L237 205V206L235 207L236 211H237V209H240V210L242 209V210H243L244 208H246V206L250 207L249 209L254 208V209H251V210H248V208H246L245 211H242V210L239 211V210H238L237 212H236L235 210H233V211H234L233 213L236 212L235 214H239V215H238L239 217H242V218H243V217H244V214H243V213H245L246 211H247V212H248V211H249V212L252 211V214H254V213H257V214H258V212H259L258 215H260V216H256V217H254L256 214L251 215V213H250V215H251L252 217H249V218L253 219V218H259V217L261 218V217H262V218L264 219V214H262L263 212H261V211H263L264 209H257V210L255 209V208H257L255 204H258V206H259V208H260V205H259L260 202H258L259 199H256L257 201L255 200L254 197H255L256 195L251 196V195L253 194V192L256 193V190H255V187H253L254 190H255V191H253L252 186H250V184H252V183L254 182V179H255V182H257V181H256L257 175H258V177H259V179H257L258 181H260L261 183H263V181H261V180H264V175H263V173H264V168H263V167H264V154H263V153H264V152H263V151H264V149H263V148H264V135H262V134H264V131H262V130H264V128H263V127H264V122H263V121H264V116H263L264 111H261V110H263V108L261 107L262 109H258V108H260L259 106H257L258 104H255V105L253 104L254 108H255V106H256L257 110H260L259 112H257V110H255L256 108H255V109L252 108V107H253V106H251V103H252V102L249 103V104H247V102H245L241 97H237V95L239 96L240 93H239V94H238V93H235V95H234L233 92H237V91H239V90H240V91H241V90H242V91H243V90H244V91H248V89H249V90L251 89V91H250V92L248 91V93L252 94V93L254 92V89H252L251 86L245 89V88H243L244 86H242V85H240V84H238L240 87H239L237 84H235L234 86H230L229 83H228L229 85H228V84L225 85L226 82H227V79L229 78V76H228V78H227V76H225V74H224L225 72L223 73L224 75L222 74V76H223V77L225 76L227 79L221 77V74H219V76H220L221 79H222V78H223V79H226V80H224V82H223V80L221 81V79H219V76H218L217 79H219V80H216L215 78H213L214 81H211V82H213V84H212L211 82H207V79H208V78H206V77H208V76H206V77L203 76V75H209V77H210V76H211L210 74L212 73V71L209 69V64L207 63V65H205V64H206V61H205V57H206V56H205V54L207 55V57L211 58V56H212V57H213L212 59H214V60L216 59V60H217V58L219 57L218 54L220 55V54L223 53L224 57L220 56V57H221V59L219 58V59H220V62H217V63H221V61H224L225 64H226L225 59H227L228 57H229V58L232 57V58H230V59L233 60L232 62L234 63V65H233L234 68H237V67H238L237 70H238L239 72L235 69V70H236V71H235L236 73H240L239 75H242V76H244V77H245V75H246V78L248 77V78H249L248 80H251V81H250L251 83H254V82L257 80V81L254 83V86L257 85L256 87H257V88L260 87V89L258 88L259 91H256V90H255V94L253 93V94L250 96V97H251V100H256L257 98H258V99L261 98V97H258V96H261V94H262L261 91H263V94H262V95H264V89H263V88H264V79H263V78H264V75H263V74H264V69H263L264 67H262V66H264V63H263V61H264V60H263V58H264V57H263V55H264V51H262L263 49H260V46H262L261 48H264V46H263V45H264V39L262 40V44H263V45L261 44V39H262L264 36H262V38H261V36H259L258 38H259V39L261 38L260 40H258V38H257V39H254V41H255V43H254V41H253L252 39H250V38L245 34L246 32L243 33V31H242V27L245 28L246 25H247V27H248L249 24H253V23L255 22L254 20H255L256 18L259 19V18H261V16H262V19H264L263 15L260 16V14H261L260 12H261V11H262V13H264V9H263V8H264V5H263L264 1H262V2L259 3L260 6H261V3H262V5H263V8H262V6H261V7H260V6L258 7V8H260V12H258V13H259V17H257L258 14H256L255 12H253V13H255V15H253V13H252V10H253V11L256 10V12H257V10H259V9H257V8H256V9L254 8V7H257L256 5L252 8V10H250V11H251L250 13L248 12V13H249V14H247V15H248V19L251 18L250 20H251L252 22H251L250 20H248L249 22L245 23L244 25H243L242 23L239 24L240 21H239L238 19H236V18H238V17L235 16V15H234L235 17H234L233 15H232V17L235 18L234 20H236V21L238 20V22H236V21H234V20H226V25H227V26H231L230 28L227 27L226 30H227V31L229 30V32L231 33V35H230V33L227 32L226 30H225V32H226L227 34H228V33H229V34L227 35V34L224 32V29H225V28H222V30H221V29H218L217 31L221 30L222 32H224V33L227 35V36H226V35L223 33V36L225 35V37L222 36L223 38H220V39H219V37L221 36V35H220V34L222 33L221 31H219V36H217V34H216V33H218L217 31H216V33H213L212 31H211V32L209 31V30H212V29H210V28H212V27H211L212 24H210V21H212V20L215 19L213 15L210 16V17H213L212 20H208V19H206V16H205V15H203V16L201 17V16H198L199 14H198V15H197V14L195 15L194 13L191 14V16H193V14H194V16H198L197 18H200V21H201V20H204V18H205V19H206L205 21L209 22L208 24H210V25H209L210 28H209V27L207 26V25H208L207 22H204V23H203V21H202L201 23L204 24L202 28H204V26L206 25V27H207L209 30L207 29V31H206V27H205L204 30H203L204 32L201 33V30H199V31H200V34H199V31H196V30L194 29V28H195L194 26H197V27H196L197 29H198V28H201V27H198L199 25H197V22H198V24H200V21H199V20H196L197 18H192V20H190V21H186V20H188V19H186V18L190 17L189 15H190V12H191V10L185 11V10L188 9L186 5L184 6L185 8L181 7L185 12H184L183 10H181L180 8H176V9L174 8V9H175V12H174V9H173V12H172L173 14H176V12H177V14H178V12L180 11V14H182V15L179 14V15H180V16H179L180 18H179L178 20L181 19V16H183V18H184V16L187 15V16H185V18H184L183 21H185V23H186V22H188V23L184 24V22H183L182 20H180L179 23L182 21L181 23H183V25H186L185 27H188L187 25H190V26L192 25V26L190 27V29H194V31L196 32V34L199 35V36L196 37L197 44L199 43V45H196V51H197L198 54H200V56H201V57L199 56L200 63H198L199 60H196V61L194 60V61H192V60L189 59L190 62H188V59H187L186 61H187V65H188V70H186L185 72H186V73H189V72L194 71L193 74H195L196 76L200 75V76H198V77H199V78H201V77L203 78V79L201 78V79H202V82H204V83L207 82V84H208L209 86L206 84L205 87H203V85L201 84V82H199V84H201V86H197V84L195 85V83H194L193 81H192V83H190L189 81H187V83H190L191 85H187V83H185V82H181V81H180V82H179L180 85H181V86H182V85H183V86H186V85H187V86H186L187 89H189L190 86L192 87V85H194L195 90H197V91L202 90L201 93H202V94L205 93V96L208 94V91H207V90H209V89L211 88V86H212V89H211L210 91H213V92H214V90H218V91H220V93L223 94V95L219 94V95L221 96V98H222V96H224V97L226 96L225 99L228 98L227 100H230V101L232 100V101H231L232 106H234V105H233L234 103H235V106H236V107H240L241 105L244 106V108L242 109V110L244 111L243 113L248 112V111L251 110V109H252V111L254 110L253 113L257 112L258 114H257V113H255V114H257L259 117L256 115L257 118H256V117H253L254 119L252 118V116H254L255 114L253 115L252 112H250V111H249V113L252 114L251 116H250V114L248 115L247 113H246V115H245V116L248 115L249 117H251V118H250V122H253V123H251V124L255 126V128H254V126L252 127V129H253L254 131H251V128H250V130L247 131V133H249V134H246L244 131L241 133V134L244 135V136H240L239 134H237V135H238V138H239V136H240V137H243V138H246V139L249 140V142H247L246 139L243 140V139H241V138H240L239 141H238V140L236 139V136H237V135L234 134L235 137H234L233 135L227 136L228 139H230V140H228V142L226 141V140H227V139H226L227 137H226V138H225V137H223V138L221 137L222 139H221V138H218V139H219L218 141H217V140H214L215 143L217 142V144L213 143V142H214V141H213L211 145H210V142H206V140H204L205 143H204L203 145H202L201 143H203L204 141H199V140H198V142H197V141H194L195 139L192 140V141L195 142V144H196V142H197L199 145H201L200 147H203V148H200V147L198 146V144H196L195 146H194V145H191V143H194V142H192V141H190V140H189V141H187V140L185 141L186 143H187V142H190L189 147H188V144H186L185 142H184V144H186V145H184V147H183V146L175 147V146H177V145H175V146L173 145V146L175 147V149H173V146L171 147V145H168L169 148H171L170 150H172V151L166 150V149L168 148V147L166 146V148H165L164 150H166V151H168V152H167V153L164 152L165 154H164L163 152L161 153V154H164V155H160V153L158 154V156H163V159H162V157L160 158V157L156 156V157L153 159V162H151L152 160H151L150 162H148V165H149L150 167H149L147 164H146V165H143V166H140V168H142V167L146 168V166H147V167H149L150 170H152V171H149V168H146V170H145L144 168H142V169H138V170H140L139 172H140L141 174H142V172H143L142 176H139V175H138L139 172H136V170H137V169H136V170H134V173H132V175H131L133 178L129 175V174H131V171H130V173H129V172H128L129 170L127 169V167H129L130 170H131L130 165H128V166L126 165V164H128V163L131 164V162H130V158H131V156L134 155V151H133L134 149H133L131 146H129L130 143L132 142V140H131L130 142H128V140L132 139V138H131V136H133V134H132L133 132H132V131L135 130L139 125H137L136 128L133 127V130H131V132H128V133H127L126 131H123V132H122L120 129H124V128H123L124 126H127L128 123L132 122V120H133L132 118L134 117L133 115H136V114L131 113V112H132V111H131L130 113L133 114L132 117H131V114L128 113L130 110H129V111L127 110V108L125 107V106H126L125 104H121V106L125 105V106H124L125 108H122V107H120V105H117V102H115V101L119 98L118 96L120 95L117 91L112 92L113 97H114V94L116 93V98H117L116 100L114 99L115 97H114V98H113L112 96H111V98L109 97V95H111L110 93H109L108 95H106V94L102 91V90H105V88H104V85H106L105 80H108V79H105V80H104L103 77H106V76L101 75L102 77L99 78V82H100V79H102V81L105 82V84L103 83V85H102L103 88L101 87V84H100V85L97 84V88H96V89H94V88L96 87V85H94V84H95V82L98 83V82H97L98 80L95 79V82H94L93 79H92V81H93V82H92V81H91V77H90V76H92V78L95 77V76L93 75V73H94V72H93V71H94L93 68H95V67L97 66L96 69L98 70V69L101 67L100 64H103V63H101V62H102V59H103V55H105V54H104L105 52L103 51V50H104L103 48H105V45H106V43L103 42V41H105V38L103 37V38L101 39L100 36L96 35V36H98V38H99V42H98L97 40L94 41L95 38H97V37H95L94 40L91 39L90 42H89V40L87 39V44H88V43H91V42L93 41L92 44H88L89 46H91V51L93 50V51H92V52H93V55L89 53V52H90V49H89L88 47H87V50H86V51H89V52H88V55H89V56H92V57L84 56L85 54H84L83 50L85 51V49H86L85 47H86V46L84 47L85 49H83V50H81V48L83 47V46H80L81 44H80L79 46L76 45V47L74 48V45H75V44H78V40H77V38L79 39V37H80V38L84 39V38H85V35L87 34V35L89 36V37L87 36V38L90 39L91 32L94 31V30H92V27H93V29H94V28H95L94 25H95L96 23H98V24L102 23V22H103V21H102L103 16H101L102 18L99 17V19H98V17H96L97 20H101L100 23H99V21L93 22V21L96 20V19L93 20L92 18H90L89 20H91V23H92L93 26H91V25L89 24V22H87V24L85 23V22L88 20V19H87L88 16H85V15H88L87 13H89V12H87L86 14L83 13V14H85V15H84L85 17H81L82 19H81V18H79V19H78V18H75L76 20L78 19V20H77L78 22H81V21H79V20H82V22H83L84 24H83V23L78 24V22H74V21H73V20H75L74 18H72V17H68L69 20H70V18L73 19V20H70V21H73L72 23H70V22L66 19V16H65L67 12L64 13V11H61L62 13H64L63 15H64L65 17L62 15V13H61V14H60V13H59V14H58V13L56 14V11H57L56 9H59V10H65L64 8H62V7H64V5H61V4H62L61 2H63V4H64L65 1H68V0H63V1H61V0L53 1V0H52V2H53V4H54V7H52L53 4L50 2L51 0H44L45 2L47 1L46 3H45L43 0H39V1H43L44 4H43L42 2H38V3H37V2H34L35 0H33V2L35 3L36 6H35L34 4H33L32 6H29L31 3H28ZM36 1H37V0H36ZM70 1H71V2H70ZM72 1H73V0H69V3H70V5H71V6H70V5H69V6L73 8V6H74L73 3H75V1H73V2H72ZM76 1H77V0H76ZM79 1H80V0H79ZM84 1H85V2L80 1L82 4H80L79 2H78L77 4H80V5L82 6V8H83V7H87L88 9L85 8V11H86V10L90 11V10H89V7L92 6L93 9L90 8L91 10H93V11H90V12H92V14L95 13L96 11H97L99 14H103L104 12H101V13H100L99 11H100V10L102 11V9H103L104 6H107V8H109L111 5H110V6H108V5H109V4H112V2H113L112 0H110V1H112V2L107 3V5H106L105 2H103V3H105V4H104V6H101V7H102V8H101L100 5L98 6V5H96V3H95V2L98 3V0H94L95 2H93V3H95V4H93V5L97 6V8H95V7H93V5H91V1H89V4H88V1H87V0H84ZM92 1H93V0H92ZM101 1H102V0H100V2H101ZM181 1L184 2L185 0H181ZM0 2L3 3V4H0V7H1V8H3V9L6 10V11H9V10H10L9 7L12 6V4H10L11 2H9V4L6 3V2H8V0H7V1H6V0H4V1H3V0H0ZM31 2H32V1H31ZM49 2H50L51 4H49L48 7H47V3H49ZM56 2H57V4H55ZM86 2H87V3H86ZM108 2H109V1H108ZM115 2H117V1H115ZM187 2H188V1H187ZM27 3H28V4H27ZM58 3L60 4L59 6H62V7L55 6V5H58ZM66 3H67V2H66ZM66 3H65V5H66ZM84 3L87 4V5H89V6L85 5ZM251 3H254V4H255V2H251ZM6 4H8L9 6H5ZM45 4H46V5H45ZM67 4H68V3H67ZM75 4H76V3H75ZM77 4H76V5L74 6V8H73V11H75V13L78 12L76 15H75L74 12H73V14L75 15L74 17L82 16V14L79 15V13H82V12H83V11H78V10H77V9L79 8V7H76ZM113 4L116 5L115 3H113ZM186 4H187V5H190V6L192 5V4H188V3H186ZM254 4H252V5H254ZM1 5H2V6H1ZM10 5H11V6H10ZM42 5H43V7L46 6L47 8H46V9H45V8L43 9ZM51 5H52V6H51ZM102 5H103V4H102ZM3 6H4L5 8H4ZM33 6H34V7H33ZM69 6L67 5V7H65V8H67L66 10L71 11V10L69 9V8H70ZM190 6H188L189 9H190ZM12 7H13V6H12ZM12 7H11V10H13V11L10 10L11 12H10L9 14H8L6 11H4V16L8 15V17H10V16L12 15L11 13H13L15 10H16L15 12H18V11H17L18 8H15V7L12 8ZM30 7H31V8H30ZM41 7H42V8H41ZM50 7L54 8L55 11H54L52 8H50ZM56 7H57V8H56ZM68 7H69V8H68ZM75 7H76V8H75ZM113 7H114V6H113ZM38 8H39V7H38ZM48 8H49L50 10H52V11L48 10ZM72 8H71V9H72ZM94 8L96 9L95 11H94ZM99 8H101V9H99ZM29 9H30V10H29ZM109 9L111 10V8H109ZM109 9H108V10H109ZM178 9H180V10H178ZM0 10H2V9H0ZM44 10H46V11H44ZM66 10H65V11H66ZM98 10H99V11H98ZM110 10H109V11H110ZM227 10H228V9H227ZM236 10H237V9H236ZM236 10H233V11H232V10L230 9L229 11H231L232 14H233L234 12H235V14H236V12H238V11H236ZM238 10H239V9H238ZM43 11H44V13H43ZM47 11H48V14H50V13L52 14V13L54 12V16L57 15V16H56V19L59 18L58 15H61V16H60V19H58L59 21H58V20H55V21L53 22L54 24L57 23V24H55V25L63 26V25L61 24V23H62L61 21H63V24H65V21H66V24L64 25V26H66L65 29H63L64 27H63V28H62V27L60 28V27L57 26L58 29L60 28L59 31L62 32V31L64 30L62 33H65L66 29H67L68 32H71V35H70V34H67V35L64 34V36L66 35L68 38H69V37L71 38V36L73 37V35L76 34V33L74 32L75 30H80L79 32H80V34H82V35H78V34H77L78 37H73V38L77 41V43H74L75 40H74V39L72 40V38H71V42L73 41V42H72L73 44L71 43L69 46H66V45H65V42L67 41V40H65L66 37H65V38L63 37L62 40L60 39V38H62V36L59 35V34H57V33H58V29L52 27V26H53V24H51V23H52V22H51L52 20L48 18V17H50V16H51V18H54V17H52V15L49 16V15L47 14ZM104 11H105V13L108 12L107 9H105ZM106 11H107V12H106ZM189 11H190V12H189ZM239 11H240V10H239ZM247 11H248V10H247ZM5 12H6V13H5ZM45 12H46V16L44 15ZM182 12H183V13H182ZM187 12H189V13L186 14ZM41 13H42V15H41ZM68 13H69V15L72 14L71 12H68ZM105 13H104V14H105ZM109 13H110V12H109ZM109 13H108L107 15H109V17H110V14H109ZM228 13H230V12H228ZM2 14H3V12H2ZM2 14L0 13V15H2ZM36 14H35V15H36ZM99 14H97V15H99ZM250 14H252L253 16H252V17H249ZM43 15H44V17H43ZM47 15H48V16H47ZM67 15H68V14H67ZM89 15H90V17L95 18L94 16H95L96 14H93V15L89 14ZM112 15H113V14H112ZM112 15H111V17L113 18ZM236 15H238V14H236ZM4 16H0V17L3 18ZM62 16H63V17H62ZM72 16H73V15H72ZM194 16H193V17H194ZM204 16H205V17H204ZM255 16H256V18H255ZM8 17H6V18L9 19ZM24 17H22L21 19L19 18V20H16V19L14 18V21H15V20H16V21L24 20ZM57 17H58V18H57ZM61 17H62V18H61ZM106 17H107V16H106ZM106 17H105L104 19H106ZM109 17H107L108 20H109ZM111 17H110V20H111ZM114 17H116V16H114ZM122 17H124V16H122ZM208 17H209V16H208ZM210 17H209V19H211ZM11 18H12V17H11ZM13 18H12V19H9V20H10V21H13ZM30 18H31V19H30ZM33 18L36 19V20H33ZM40 18H41V19H40ZM43 18H45L46 20L49 19V21H46V20L43 19ZM63 18H65L66 20H63ZM85 18H86V19H85ZM201 18H202V19H201ZM252 18H254V19H252ZM7 19H4V18H3V19H0V20L5 21V20H7ZM42 19L46 21L47 26H46L45 21L43 22ZM61 19H62V20H61ZM83 19H84V20H83ZM115 19H116L117 21L120 20L119 18H115ZM118 19H119V20H118ZM123 19H125V17H124ZM189 19H191V18H189ZM193 19H195V21H197V22L194 23L195 25L193 24V22H194ZM257 19H256V20H257ZM37 20H38V22H37ZM60 20H61V21H60ZM108 20H107V21H108ZM110 20H109V21H110ZM116 20H114V21H115V24H114V25H116V24H117V25H120V24L124 25V24H125V25H124V26H125L124 28H117V27H120V26H122V25H120V26H115V28H116L118 31H119V29H124V30H122L124 34H123V33L121 32V30H120V32H119L118 34H121V35H118L117 37H115L116 40H117V39L119 38V36H120V38H119L120 41L117 40L118 43L122 44V42H121V40H122V41L125 42V43H123V45H128V46H129V45H132V44H130V43L127 44V41H126V39H125V38H127V36L130 37V36L128 35V34H129V33H128L129 31L127 32V34H126V31H127V30L125 31V29L127 28V26H126V25H127L126 22H125V23H121V21H119L120 23L118 24V22H116ZM178 20H177V22H178ZM220 20H222V19H219V21H220ZM224 20H225V19H223V23H224ZM260 20H261V19H260ZM7 21H8V20H7ZM10 21H8V22L10 23ZM25 21H24V22H25ZM34 21H36V22H34ZM39 21H40V22H39ZM107 21H106L105 23L108 24V25H110L109 21H108V22H107ZM114 21H113V22L110 21V22L114 23ZM123 21H125V20H123ZM123 21H122V22H123ZM192 21H193V22H192ZM214 21H215V20H214ZM219 21H218V22H219ZM229 21H230V22H229ZM231 21H233V22H231ZM257 21H258V22H255V23L259 24V23H260L259 20H257ZM27 22L30 23V24L32 23V24H31L32 26H31L30 24H28ZM33 22H34V23H33ZM41 22H42V23H41ZM49 22H51V23L49 24ZM58 22H61V23L59 24ZM218 22L216 23V26H215V27H217V24H219ZM261 22H263V21L261 20ZM38 23H41V24H39V25H41V26H43V23H45L44 25H45L46 28H44V26H43V30H42V27L39 26V25H37ZM68 23H70V24H68ZM73 23H75V26L72 25ZM93 23H94V24H93ZM189 23H190V24H189ZM191 23H192V24H191ZM211 23H213V21H212ZM220 23L222 24V21H220ZM228 23L231 24V25H228ZM237 23H238V24H237ZM11 24H12V23H11ZM85 24H86V26H85ZM98 24H96V26H99ZM213 24H214V23H213ZM236 24H237V25H236ZM261 24H263V23H260V26H261ZM35 25H37V28L35 27ZM55 25H54V26H55ZM69 25H70L69 28H71V26H72V27L75 28V30L72 31L73 28H71V31H70V29L67 27V26H69ZM77 25H78V27H77ZM81 25H82L83 28H84L83 30L86 29L85 27H87V28L90 27V30H89V29H86V31L89 30V31H91V32H86V34H85L84 31H83V33H82V30H81V29H82V28H81L82 26H81ZM87 25H88L89 27H88ZM112 25H113V24H112ZM112 25H111V26H112ZM114 25H113V27H114ZM193 25H194V26H193ZM226 25H225V23H224V24L222 25V27H226ZM233 25H234V26H233ZM238 25H239V26H238ZM241 25H242V26H241ZM10 26H11L12 30L10 29ZM26 26H28V27H26ZM79 26H80V27H79ZM103 26H104V27L101 26V28H103L102 30H104V29L106 28V29H108V31H109V29H110V31H111V32H109L110 35L107 34L106 37L110 38L109 36H113V35H114V34H113V30H111V29H113L112 27H108V28H107V27H106L107 25H105V24H103ZM200 26H202V25H200ZM212 26H214V25H212ZM219 26H220V24H219ZM236 26H237V27H236ZM20 27H21V26H20ZM32 27H34V30H33ZM192 27H193V28H192ZM220 27H221V26H220ZM29 28H30V29H29ZM40 28H41V29H40ZM76 28H77V29H76ZM78 28H79V29H78ZM80 28H81V29H80ZM98 28H100V27H98ZM98 28H97V29L95 28V29L98 31ZM101 28H100V31L103 32V31L101 30ZM237 28H238V29H237ZM239 28H240L241 30H240ZM8 29H10V30H8ZM38 29H40V30H38ZM44 29L48 31V35H47V31H46V32H42V31H45ZM50 29H52V30L50 31ZM53 29H54V31H53ZM56 29H57V32L55 33V30H56ZM128 29H130V28L128 27ZM231 29H232V30H231ZM21 30H22V32H23L24 34L21 32ZM130 30L133 31L134 29H130ZM235 30H236V34H235ZM237 30H238L240 33H238ZM7 31H8V32H7ZM35 31H36V34L34 33ZM39 31H40V32H39ZM97 31H95L94 33L96 34V33L100 32V31H98V32H97ZM105 31H106V30H105ZM124 31H125V32H124ZM134 31H135V30H134ZM205 31H206V32H205ZM213 31H215V30H213ZM245 31H246V28H245ZM12 32H14V34H13V35H10V34H12ZM27 32H28V33H27ZM31 32H32V33H31ZM51 32L55 33V35L52 34ZM72 32H73V33H72ZM79 32H77V33H79ZM140 32H141V31H139V33H140ZM5 33H7V35H6V38L4 39V38H2V36L4 35V37H5ZM33 33H34V35H33ZM39 33L41 34V36L39 35ZM42 33H44V34H42ZM88 33H89V34H88ZM92 33H93V32H92ZM107 33H108V32H107ZM133 33H134V32H133ZM136 33H138V31H136ZM203 33H204V34H203ZM206 33H207V36H206ZM208 33H209V34H208ZM49 34H50V35H49ZM51 34H52V35H51ZM72 34H73V35H72ZM125 34H126V37H125ZM130 34H132V33H130ZM211 34H212V37H211ZM237 34H238V35H237ZM242 34L246 36V37H244V38H247L248 41H251L252 43H254V44H256V45H252L250 42L248 43V41L245 40V39L243 38V35H242ZM17 35L20 36V37H22V38H19ZM21 35H23V36H21ZM36 35H37V36H36ZM100 35H103V33L100 34ZM105 35H106V34H105ZM122 35H124L125 38H124ZM9 36H11L13 39H11ZM29 36H30V37H29ZM42 36L46 37L47 39H48V37H49V39H48L49 42H47V39L44 40V37H42ZM50 36H51V38H50ZM60 36H61V37H60ZM82 36H84V38H83ZM194 36H195V34H194ZM202 36H203V38H202ZM241 36H242V37H241ZM16 37H18V38H16ZM53 37H54V38H53ZM122 37H123V38H122ZM170 37L173 38L174 36H170ZM199 37H200V40H201V44H200V42H198V38H199ZM204 37H208V38H210V39L212 38L213 40L215 39V41H214V42H211L212 40H211V41H208V40H206V38H204ZM236 37L239 38V40H237V42H236V40H234V39H237ZM15 38H16V40L19 39V40H18L19 43L15 40ZM37 38H38V41H37ZM227 38H230V39H227ZM241 38H242V39H241ZM1 39H2V40H1ZM100 39H101V40H100ZM106 39H107V38H106ZM131 39H132V38H131ZM182 39H183V40H187V39H184V38H182ZM189 39H190V41L192 40V43H195V41H193V40H195L193 37H192V39H191V38H189ZM202 39H203V40H202ZM204 39H205V40H204ZM221 39H222V40H221ZM224 39H225V40H224ZM13 40H14V41H13ZM41 40H42V41H41ZM107 40H109V39H107ZM116 40L113 39V41H116ZM149 40L153 41V39H149ZM219 40H220V41H219ZM227 40H228V42H227ZM242 40H244V42H242ZM257 40H258V41H257ZM56 41H57V42H56ZM61 41H62L63 43H62V44H59ZM64 41H65V42H64ZM69 41H70V39L68 40L67 45L69 44ZM79 41H80V43L82 42V40H79ZM100 41H102V43H101ZM117 41H116V44H114V43L112 42V40L109 41L110 43L112 42L111 44H112L113 47H115V49H113L112 46H111L110 44H108V42H107V44H108L107 46H109V49L111 48L112 50L118 52V50H116V47H117L118 45H119V47H121L122 45L118 44ZM131 41H132V40H131ZM202 41H204V42L202 43ZM205 41H206L207 44L205 43ZM207 41H208V42H207ZM218 41H219V43H218ZM10 42H13V44H12V43L10 44ZM15 42H16L17 44H16ZM30 42H32V44H31ZM46 42H47V43H46ZM84 42H86L85 39H84ZM84 42H82V44H83ZM94 42H95V43H94ZM97 42H98V44H97ZM138 42H139V41H138ZM186 42L188 43V40H187V41H184V44H185ZM225 42H226V44H225ZM234 42H235V43H234ZM2 43H0V46H1ZM22 43H23V44H22ZM14 44H15V46H14ZM25 44H26V45H25ZM36 44H37L39 47L36 46ZM42 44H43V45H42ZM87 44H86V45H87ZM93 44H94V46L96 47L95 50H94L95 47H92ZM96 44H97V45H96ZM101 44H102V47H103V48H101ZM117 44H118V45H117ZM195 44H196V43H195ZM212 44H214V45L211 46ZM237 44H238V45H237ZM249 44H250V45H249ZM22 45H24L25 47L28 46V47H26L27 49H25V47H23ZM88 45H87V46H88ZM207 45H209V46H208L209 54H207L208 50H206V49H207ZM20 46H22V48H21ZM62 46H63V47H62ZM65 46H66L67 48H66ZM70 46H71L72 48H74V49L72 50V48H70ZM77 46H78V47H77ZM202 46H203V48L206 47V49H204L206 52H203V51H202V49H201ZM210 46H211V47H210ZM214 46H215V47L219 46V48L217 49L218 52H219L218 54H215V53L217 52V50H216V48H215ZM243 46H244L245 49L243 48ZM255 46H257L258 48L255 47ZM68 47H69V48H68ZM98 47L101 48L100 51L102 50V53H103L102 55L100 54V52H97V53H96V51L99 50ZM124 47H125V46H124ZM126 47H127V46H126ZM147 47L150 48L149 46H147ZM155 47H156V45L154 46V48H153V47H152V48H153V49H156ZM209 47H210V48H209ZM224 47H225V48H224ZM229 47H230V48H229ZM249 47H251L252 49H248V50L246 51V49L249 48ZM253 47H255V48H253ZM1 48H3V46H2ZM32 48H34V49L36 50V52L39 51L40 53H37V54H36V52H35L34 50H32ZM58 48H59V49H58ZM62 48H64V49H62ZM65 48H66V49H70V51L68 50V52H67V50H66ZM76 48L79 49V50H78V51H75ZM97 48H98V49H97ZM106 48H107V47H106ZM106 48H105V50H106ZM117 48H118V47H117ZM127 48H128L127 50L125 49L126 51H125V50L123 51V47H122V48H119V49H122V50L119 51V53H115V55L113 54L114 51L112 52V50H111V49H110V50H111L112 54L114 55V57H116V55H119L120 53H121L120 57H122V58H120V59H124L123 56H125V62H126L127 60H129V61H127L126 63L131 62L130 60H132V63H133V61L136 62L135 59H132V56H133V55L135 56V54H136V55H138V54H137L136 52H134L135 50H132V48H133L132 46H131V49H130V46L127 47ZM152 48H151V49H152ZM198 48H199V49H198ZM239 48L242 50V52L240 51ZM6 49H7V50H6ZM9 49H10V51L12 52V54H11V52H10V53L8 52ZM107 49H108V48H107ZM133 49H134V48H133ZM221 49H222V51H224V52H222ZM235 49H236L237 51H236ZM253 49H254V50H253ZM4 50H6V51H4ZM53 50H54V53H53ZM62 50H63V51H62ZM71 50H72V51H71ZM110 50H109V51H110ZM129 50H131V51H129ZM147 50H148V49H147ZM199 50H201L202 52L200 53ZM228 50H229V51H228ZM233 50H234V51H233ZM252 50H253V51H252ZM257 50L259 51V53L262 51L263 55H262V53H260V55H259V53L257 52ZM25 51H29V52H27V54H26ZM33 51H34L35 53H34ZM74 51H75V52H74ZM80 51H81L82 53H81ZM86 51H85V52H86ZM109 51H106V54L108 53V55H106V56H107L106 59H103L104 62H106V60H108V56H109V58H110V59H109L110 62H112V60H113V59L111 60V58H114V57H111V55L109 54ZM144 51H146V50L144 49ZM144 51H143V52H144ZM159 51H160V49H158V51L156 50V53H153L152 51H151V53H153V54H157V52H158V54L156 55L157 57L159 56V57H158V60H156V59H153V60H154V61L156 60V61H158L159 63H161V62L159 61V59L161 60V58H162L161 55L164 54V55L167 56V54H165L166 51H164V53L161 52V51L159 52ZM225 51H226V52H225ZM4 52H6V53H4ZM19 52H21V53H19ZM47 52H48V53H47ZM51 52H52V53H51ZM69 52L71 53V55L68 54ZM124 52H125V53H126V52H129V54L126 53L127 55H125ZM131 52H133V53H132V56H131ZM210 52L213 53V54H211ZM256 52H257V53H256ZM13 53H14V54H13ZM31 53H33V55L36 54L37 56L40 55V57H41L40 59H41L42 61H43V59H44L43 62L41 61L42 63L40 64V67H42V69H44V70H46V71L43 70V71L41 72L42 69L39 67V63H38V64L36 63V62H40V60L37 58L36 55H34V56L31 55ZM49 53H50V54H49ZM57 53H58V54H57ZM122 53H123V54H122ZM141 53H142V52H141ZM141 53H140V54H141ZM148 53H149V50H148ZM159 53H160V54H159ZM167 53H168V52H167ZM226 53H228L229 56L226 55ZM231 53H232V54H231ZM238 53H241V54H238ZM242 53L244 54V56L242 55ZM245 53H252V54H254V56H253L252 54L245 55ZM16 54H17L18 56H17ZM74 54H76V57H72V56H75ZM86 54H87V53H86ZM95 54H96V55H97V54H100L102 57H100V55H98V56H94ZM140 54H139V55H140ZM144 54H145V53H144ZM144 54H141V55L144 56ZM202 54H203V55H202ZM24 55L27 56V59H25L26 56H24ZM56 55H57V56H56ZM80 55H81V57H80ZM145 55H146V54H145ZM150 55H151V54H150ZM169 55H171L170 50H169ZM214 55H215V56H214ZM231 55H232V56H231ZM233 55H234L235 58H233ZM235 55H236V56H235ZM239 55H240V57H239ZM241 55H242V56H241ZM250 55H251V56H250ZM256 55H258V56H256ZM5 56H6V57H5ZM10 56H11V57H10ZM29 56H30V57H29ZM32 56H33V57H32ZM53 56H56V57L53 58ZM68 56H69V57H68ZM78 56H79V58H77ZM83 56H84V57H83ZM129 56H131V57H130L129 59H126V58L129 57ZM146 56H148V55H146ZM156 56H153V55H152V56H149V57H150L149 59L151 60L152 57H153V58H157ZM160 56H161V58H160ZM7 57H8V59H7ZM12 57H13V58H12ZM64 57L66 58V60H67V59L70 60V61L72 60V62H73V63H71V62H67V63H69V65L72 64V65H71V68L69 69L70 71H72V72L70 73V75H68V74H69V71L67 72V69L65 70V68H64V69L62 68L63 70L61 71V67H67V66H68V65H66L65 62H64ZM70 57H71V59H70ZM215 57H216V58H215ZM237 57H238V58H237ZM248 57H250V59H249ZM252 57H253V59H254L255 61H253ZM254 57H256V58H254ZM17 58H18V59H17ZM28 58L31 60V63H30V60H28ZM34 58H37V59L33 60ZM59 58H60V59H59ZM72 58L77 60V61L74 60V61H75V64L78 62L77 64L80 63L81 66H80V64H79V65H75V64H74V61H73ZM88 58H90V59L88 60ZM99 58H100V61H98V63L96 62L98 65L95 64V62H93V64H94L93 68H92V67H87V68H86V66H88L87 63H89L91 59H94V60L97 61V60H99ZM104 58H105V56H104ZM116 58L118 59L119 56L116 57ZM135 58H136V57H135ZM141 58H142V57H141ZM229 58H228V60H229ZM241 58H242V59H241ZM244 58H245V59H244ZM246 58H247V59H246ZM13 59H16V61H17V60H20L21 63H20L19 61H17L18 63H16V61L13 60ZM51 59H52V60H51ZM61 59H62V61H61ZM81 59H82V61H81ZM84 59H86V60H84ZM144 59H148V58H147V57H143V59H140V60L144 61ZM149 59H148V60H149ZM202 59H203V61H202ZM206 59H207V58H206ZM212 59H208V62L211 63L210 61H211ZM219 59H218V60H219ZM258 59H259V60H258ZM22 60H24V61H22ZM57 60H58V61H57ZM66 60H65V61H66ZM94 60H93V61H94ZM109 60H108V61H109ZM148 60H146L147 62L144 61V62L147 63V65H148L149 62H150V61H148ZM153 60H152V64H149L150 66H151V65L154 66V64H155ZM243 60L246 61V65H245V66H244L245 63H243V62H244ZM247 60H248V61H247ZM249 60H250V61H249ZM261 60H263V61H261ZM6 61H7V62L9 61L8 64L6 63ZM12 61H14V62H12ZM47 61H48V62H47ZM80 61H81V62H80ZM91 61H92V60H91ZM121 61H122V60H119V61H118V62H120V64H119V63H118V64L115 63V64H116L119 68H122V69H123V64H124L125 73L127 72V71H126V68H127L128 72H129V69H128L129 65H126L125 62H124V60L122 61L123 64H121V63H122ZM237 61H238V62H237ZM241 61H242V62H241ZM259 61H261V62L259 63ZM32 62L35 64V69H34V65L32 64ZM59 62H61V64H60ZM115 62H117L116 59H115ZM144 62H143V63H144ZM196 62H197V65H196ZM215 62H216V61H214V63H215ZM224 62H222V63H224ZM227 62H228V61H227ZM239 62H240V63H239ZM255 62H256V63H255ZM11 63H12V65H11ZM29 63H30V64H29ZM51 63H53L52 66H53V67L55 66V69L58 70V72H59L60 74H59V73H55V72H57L55 69H54V71H53V70L50 71L51 69H53L52 66L50 65ZM58 63H59V64H58ZM84 63H85V65H84ZM91 63H92V62H90V65H92ZM112 63H113V62H112ZM132 63H130V64H132ZM201 63H205V64H201ZM222 63H221V64H222ZM235 63H237V64H235ZM238 63L240 64L239 66H237ZM242 63H243V64H242ZM253 63H254V64H253ZM42 64H43V65L46 64V67H45V66H42ZM106 64H107V62H106ZM106 64H105V65H106ZM108 64H109V63H108ZM110 64H111V63H110ZM110 64H109V66H110ZM140 64L143 65L142 63H140ZM140 64H138V65L140 66ZM161 64L164 66L165 63H161ZM161 64H159V65H156V64H155L154 67H158V68H159V66L162 67ZM198 64H201L200 66H201V68L203 69V70H202V69L200 68V70H198V71H200V72L202 71V73H199L198 71L196 72V70L199 69V68H197V67H199ZM251 64H253V65H251ZM257 64H258V65H257ZM9 65H10V66H9ZM24 65H25V66H24ZM31 65H32V66H31ZM59 65H60L61 67H59ZM73 65H74V67L72 68ZM111 65H112V64H111ZM125 65H126V67H125ZM171 65H172V64H171ZM173 65H174V64H173ZM202 65L207 66L206 68H208V70H210L211 73H210V72H206V73L203 74V72L208 71V70H207V69L205 70V67H203ZM222 65H223V64H222ZM222 65H221V66H222ZM241 65H242V67H241ZM256 65L259 66L260 68H259V67H256ZM260 65H262V66H260ZM1 66H2V67H1ZM16 66H17V67H16ZM49 66H51V67H49ZM75 66H76V70L78 71L79 74H77V72H74V70H75V69H74ZM99 66H100V67H99ZM109 66H106V68H110V69L113 70V68H111V67H109ZM127 66H128V67H127ZM169 66H170V65H169ZM169 66H167L166 68H168ZM235 66H236V67H235ZM250 66H251V67H250ZM252 66H253V67H252ZM10 67H12V68L10 69ZM20 67H22V68L20 69ZM26 67H28V69H27ZM57 67H58V68H57ZM68 67H70V66H68ZM83 67H84L86 70L83 69ZM112 67L117 68L116 66H113V65H112ZM170 67L172 68V70H168V71H169L170 73L174 74V73H175V72H174V71H175V68L173 69L172 66H170ZM261 67H262V68H261ZM4 68H5V70H4ZM15 68H16V69H15ZM25 68H26V69H25ZM37 68H38V69H37ZM48 68H49V69H48ZM244 68H245V69H244ZM249 68H250V69H249ZM255 68H257V70H256ZM23 69H24V70H23ZM31 69H32V70H31ZM78 69H79V70H78ZM90 69H93V70H92V73H91ZM96 69H95V74H97V72L100 71V70H99V71L96 72ZM103 69H105V68L103 67L102 70H103ZM110 69H106V71H108V70L110 71ZM124 69H123L122 71L120 70V73H121V72H124ZM164 69H165V68H164ZM253 69L255 70V73L253 72V71H254ZM259 69H260V70H259ZM20 70H21V71H20ZM25 70H26V71H25ZM35 70H36V71H35ZM38 70H39V74L37 73ZM76 70H75V71H76ZM80 70H81V71H80ZM102 70H101V71H102ZM112 70H111V71H112ZM173 70H174V71H173ZM190 70H191V71H190ZM233 70H234V69H233ZM243 70H244V75H243L242 72H241V71H243ZM261 70H262V71H261ZM9 71H10V72H9ZM11 71H12V72H11ZM17 71H19L20 75H19V73H18ZM30 71H31V72H30ZM47 71H49V72H47ZM60 71H61V72H60ZM63 71H64V73H66V75H68V76H66V75L63 73ZM82 71H83V72H82ZM86 71H87V73H88V71H89L88 75L86 74V77L89 76V78H90V80L87 78V81L89 80L90 83H93L92 85L95 86V87H92V85L89 84V86H87V89H88L90 86L92 87L91 92L94 91L93 93L96 95V96H95V95L92 93V94H93V95H91L92 98H93L94 96H95V98H96L97 96H99V100L96 102V104H99V103H98L99 101L102 102V99H103V98L105 97V95H106L105 99H106V101L109 100L110 109H108V110L105 109V110H106L105 112L108 111V112L110 113V112H112V110H113V111H118V110H119L117 113H116V112L113 113L115 118H113V116L111 115L112 113H110V114L108 115V112H107V116H109V118H110L111 116H112V117H111V119H109V118L106 119L107 116L105 115V119H103V122H102V123H105V126L101 123L100 126L98 127V124L96 123V121H98V120L95 121V118H94V120L91 121V119H93V117H91L90 120L88 119V120H89L88 122H87V120H85V121H84V122L86 123L85 125H83L84 123L81 124L82 121H80V120L78 119L80 115L77 113V111H75V109L77 110V108H76L75 106H73V105H79V102H77L78 99L75 100V99H74L75 96L73 95L74 88L76 87V86H75V87L72 86V85L75 83V82H74V81H75L74 79H75L76 76L78 77V75L81 76V77H85V73H86ZM104 71H105V70H104ZM109 71H108V72H109ZM111 71H110V73H111ZM163 71H164V70H163ZM165 71H166V69H165ZM177 71L179 72L180 70H177ZM177 71H176V72H177ZM257 71H259V72L256 73ZM260 71H261V72H260ZM5 72H8V73H5ZM44 72H45V74H44ZM46 72H47L48 74H47ZM118 72H119V71H118ZM180 72H181V71H180ZM235 72H234V73H235ZM249 72H250V73H249ZM21 73H22V74H21ZM34 73H35V74H34ZM62 73L64 74V76H62ZM75 73H76V74H75ZM81 73H82L84 76H83ZM163 73H165V72H163ZM246 73H247V74H246ZM251 73H252V74H251ZM253 73H254L255 75H254ZM5 74H6V75H5ZM9 74H10V77H8ZM11 74H12V76H11ZM17 74H18V75H17ZM25 74H27V76H25ZM40 74H41V76H40ZM46 74H47L48 76H47ZM51 74H52V75H51ZM54 74H56V75L54 76ZM72 74H73V75H72ZM100 74H101V73H99V75H100ZM105 74H106V73H105ZM123 74H124V73H123ZM189 74H191V73H189ZM193 74H191V76H192ZM226 74H227V73H226ZM249 74H250V75H249ZM16 75H17L18 77H17ZM42 75H43V77H42ZM59 75L61 76L60 79H58V76H59ZM124 75H126V74H124ZM201 75H202V76H201ZM227 75H228V74H227ZM46 76H47V77H46ZM50 76H51V77H50ZM71 76H72V77H71ZM109 76H110V75H109V73H108V77H109ZM250 76H251V77H250ZM259 76H260V77H259ZM4 77H6V78L4 79ZM16 77H17V78H16ZM24 77H25V78H24ZM36 77H37V78H36ZM54 77H57V78L54 79ZM63 77H64L65 80L62 79ZM65 77H67V78H65ZM68 77H70V78H68ZM77 77H76V78H77ZM86 77H85V78H86ZM97 77H98V74L96 75L95 78H97ZM204 77H205V79H204ZM255 77H257V79H256ZM258 77H259V79H258ZM9 78H10V79H9ZM11 78H12V79H11ZM45 78H46V79H45ZM78 78H79V77H78ZM85 78H84V79H85ZM109 78L111 79V77H109ZM250 78H251V79H250ZM7 79H9L10 81L7 80ZM24 79H25L27 82H26ZM41 79H43V80L45 79V80H44L45 83H44V81L41 80ZM51 79H52V80H51ZM255 79H256V80H255ZM13 80H14V81H13ZM30 80H32V81H30ZM37 80H38V83L35 82V84H34L33 81H37ZM46 80H47L48 84H47ZM58 80H61V81H58ZM96 80H97V81H96ZM111 80H112V79H111ZM211 80H212V78H211ZM215 80H216V82H217L218 84H219L218 81H220V84H222L223 86L221 85L222 87H220V86H217L218 84L215 85V84H214V83H215ZM246 80H247V79H246ZM252 80H253L254 82H252ZM5 81H6V82L9 81V83H8V82L6 83ZM17 81H19V82L17 83ZM29 81H30V83H29ZM39 81H41V82H39ZM54 81H55V82L58 81L59 83L56 82V83H58V84H56ZM64 81L66 82V84H65V83L63 84ZM68 81L70 82V84L67 83ZM80 81H81V79H80ZM89 81H88V82H89ZM102 81H101V82H102ZM260 81H262V82H260ZM4 82H5V83H4ZM11 82H12L13 84H12ZM21 82H23V83H21ZM24 82H26L27 84L24 83ZM42 82H43V84H42V86H41V83H42ZM61 82H62V84H63V86H64L63 88H66L65 86H67V87H69L70 85L72 86V87H71V86L69 87L70 90H69V88H68V89L66 88L65 91H67L68 94H66V92H65L64 90H63V91L65 92V94H64V92H61V90H62V89H61V88H62V87H61ZM108 82H109V84H110V83L113 84L114 81L112 80V82H110V80H109ZM143 82H144V81H143ZM143 82L141 81V82H139V83H141V85H143ZM147 82H148V84L144 83V84L147 85V87H148V85H149L150 83L152 84V86H153V84H154L153 81L150 82V83H149V81H147ZM10 83H11V84H10ZM39 83H40V84H39ZM71 83H73V84H71ZM76 83H77V82H76ZM114 83H115V82H114ZM139 83H138V84H139ZM173 83H174V84H173L174 86L179 85L177 81H176V82L173 81ZM175 83H176L177 85H175ZM181 83H182V84H181ZM204 83H203V84H204ZM210 83H211V85H210ZM223 83H224V84H223ZM258 83H259V84H258ZM260 83H261V84H260ZM7 84L10 85L9 88L12 86V89H8V86L5 87ZM18 84H19V85H18ZM25 84H26V85H25ZM37 84H38V85H37ZM111 84H110V85H111ZM138 84H137L136 86H138ZM14 85H16V86H14ZM21 85H22V86H21ZM33 85H35V87H34ZM107 85H108V83H107ZM146 85H145V86H146ZM154 85H156V84H154ZM173 85H172V88L174 87ZM224 85H225V86H224ZM45 86H46V87H45ZM49 86H50V87H49ZM57 86H58V87H57ZM111 86H112V85H111ZM114 86H115V85H114ZM136 86H134V88H136ZM152 86H150V89H151V90L153 89V90H152V96H151V95H149V96H151V98H153L154 95H155V96H161V98H162V95H164L165 91H164V92H163V91H162V92H159V91L161 90V88L159 87V89H160V90H159V89H158V85L155 86V87H157V88H153L154 86H153V87H152ZM196 86H197L198 89L196 88ZM214 86H215V87H214ZM227 86H228V87H227ZM237 86H238V87H237ZM254 86H253V88H255ZM3 87H4L5 89H4ZM17 87H18V91H16L17 89H15V88H17ZM33 87H34V89H33ZM38 87H39V89H38ZM48 87H49V88H48ZM100 87H101V88H100ZM147 87H146V89H147ZM179 87H180V86H179ZM191 87H190V88H191ZM202 87H203V88H202ZM219 87H220L221 90H219ZM225 87H226V88H225ZM230 87H231V88H230ZM233 87H236L237 89L234 88L235 91H233V90H234V89H232ZM241 87H242V88H241ZM71 88H72L73 92H72ZM180 88H181V87H180ZM182 88H184V87H182ZM182 88H181V89H182ZM204 88H205V90H206V89H207V90L205 91ZM208 88H209V89H208ZM229 88H230V89H229ZM6 89H7V92H8L9 94L12 93L13 97H14V95H16V96H18V97L15 96L16 99H14L15 97L12 98V95H7L8 93H7V92H4ZM21 89H22V90H21ZM28 89H29V92H30V93L28 92ZM35 89H36V90H35ZM45 89H46V90H45ZM56 89H57V90H60V91L57 92ZM87 89H85L84 92H87ZM98 89L101 90L102 92L99 91ZM130 89H131V88H130ZM140 89L143 90L144 87H142V88H140ZM140 89L138 88V91L141 93V90H140ZM148 89H149V87H148ZM156 89L158 90V92L156 91V93L153 95V93H154V91H155ZM169 89H171V87H169ZM173 89L176 90L175 92H177V90H178V89L175 88V87H174ZM223 89L226 90V91H223ZM231 89H232V90H231ZM2 90H3V91H2ZM20 90H21V91H20ZM32 90H33V91H32ZM38 90H39V91H38ZM47 90H48V93H46ZM106 90H108L107 92H110V91L112 90V87H111V89H110L109 87H106ZM135 90H136V89H135ZM151 90H149V92H150ZM163 90H165V88H163ZM192 90H193V89H191V90L189 89V91H191L192 93H194V90H193V91H192ZM228 90H229L230 92H229ZM9 91H12V92H9ZM13 91L16 92V93H14ZM31 91H32V94H31ZM50 91H51V93H50ZM69 91H70V92H69ZM138 91H135V92H138ZM143 91H144V90H143ZM170 91L173 93V90H170ZM170 91L168 92V90H167V93H165L166 96H168L167 94H169ZM183 91L185 92V95H187V96L190 95V96H191V97H190L191 99H193V98H195L196 96L199 95V93H196V92H195L193 96H195V95H196V96L193 97L191 94H186L185 89H184V90H181V92H183ZM222 91H223V92H222ZM231 91H233V92H231ZM27 92H28V93L30 94V96H32V97H30L29 94H28ZM35 92H36L37 94H36ZM43 92H44V93H43ZM53 92H54V93H53ZM89 92H90V90H89ZM107 92H106V93H107ZM132 92H134L133 87H132ZM145 92H147V90H145ZM175 92H174L173 94H178V96L174 95V96H176L177 99H176L175 97H174L173 99L178 100V99H179L178 97H181L182 100H185L184 98H182V96H183L184 94H183L182 96H179L180 93H179V92H178V93H175ZM226 92H227V94H226ZM257 92H259V93H257ZM4 93H5V94H4ZM13 93H14V94H13ZM17 93H21V94H17ZM42 93H43V94H42ZM55 93H59V94H55ZM62 93H63V94H62ZM71 93H72V94H71ZM87 93H88V92H87ZM117 93H118V95H117ZM125 93L127 94V92H125ZM125 93L123 92V94H125ZM129 93H130V94H129ZM129 93H128L129 95L134 94V93L131 94V91H130V90H129ZM158 93H161L162 95H158ZM188 93H189V92H188ZM26 94H27V95H26ZM35 94H36V95H35ZM38 94H39V95H38ZM46 94H48V95H46ZM60 94H61V95H60ZM69 94H70V95H69ZM126 94H125V95H126ZM156 94H157V95H156ZM173 94H169L168 97H171ZM197 94H198V95H197ZM225 94H226V95H225ZM256 94H258V96H257ZM1 95H3V96H1ZM4 95H5L6 97H4ZM19 95H21V96H19ZM45 95H46V96H45ZM55 95H56V96H55ZM67 95H69V96H71V97H68ZM82 95H84V94L82 93ZM101 95H102V96H101ZM125 95H124V96L122 95L123 98L126 97ZM129 95H128V96H129ZM227 95H228V97H227ZM253 95H254V96H253ZM7 96H8V98H7ZM10 96H11V97H10ZM22 96H23V98H20V97H22ZM47 96H48V97H47ZM59 96H60V97H59ZM103 96H104V97H103ZM107 96H108V97H107ZM146 96L148 97V95H146ZM187 96H185V97L188 98V100H189V97H187ZM199 96H200V97H198V99L200 98V100H203V99L206 100V98H209V94L207 95L206 98L204 97V94H203V95H199ZM202 96H203V99L201 98ZM233 96H234V97L236 96V97L234 98ZM256 96H257V97H256ZM2 97H3V98H2ZM46 97H47V98H46ZM51 97H52V99H50ZM55 97H57V99H56ZM72 97H73V101H74V102H77V104H76V103L74 104L73 101H71ZM83 97H87V96H83ZM120 97H121V96H120ZM130 97H131V96H130ZM229 97H230V98H229ZM253 97H255V98H253ZM5 98H6L7 100H6ZM11 98H12V99H11ZM24 98H25V99H24ZM45 98H46V99H45ZM53 98H55V100H54ZM107 98H109V99H107ZM132 98H135V97H132ZM155 98H156V97H155ZM166 98H167V97H166ZM171 98H172V97H171ZM233 98H234V99H233ZM238 98H239V100H238ZM8 99H10V100H8ZM13 99H14V100H13ZM17 99H19V100H17ZM20 99H21V100H20ZM22 99H23V100H22ZM30 99H31V100H30ZM41 99H42V100H41ZM48 99H49V102H50V100H51L50 103L48 102ZM93 99H94V98H93ZM110 99H111V100H110ZM130 99H131V98H130ZM135 99H136V98H135ZM142 99H143V98H142ZM159 99H160V98H159ZM163 99H164V96H163ZM163 99H162V101H163ZM168 99H169L168 101H163V102L160 101V100H161V99H160L159 102H158L159 105H157L158 103H155L154 106H158L159 109H160V107L164 106L163 103L167 104V102L173 100V99L170 100V98H168ZM181 99H180L179 101H182ZM191 99H190V100H191ZM198 99L195 98V99H193V101L196 100L195 102L197 103ZM240 99H242V100L240 101ZM24 100H27V101H25V103H24V102H23ZM39 100H40V101H39ZM58 100H61V101L64 100V101L67 102L66 105H68V106H70V107H71V105L73 106L72 108H73V111H74V113H75V116L77 117L76 114H78L77 119L80 121V123H79V121L76 119V117H75V120H77V123H74V122H73V121H75V120H73V119H74V118H73V117H74V115H73L74 113L72 112V113H73V114H72L71 112H70V113L68 112L69 109H67V108H69V107H67L66 105H65L66 107H65V106H62V107H61V104H60V107H61V108L58 107V106H59V105H58V103H59ZM68 100H69V103H68ZM114 100H115V101H114ZM126 100H129V99L126 97L124 101L126 102ZM133 100H134V99H131V101H128V102H130L131 104L134 105V106L131 105V106H133L132 108H136V109H137V107H138V106L136 107L137 104L141 103L142 101L144 102V100H142L141 102H140V101H137V100H139V99H136V100H134V101H133ZM165 100H166V99H165ZM176 100H173V101L175 102V104L173 103V101L171 102V103H173V104L171 105V107H170V106L168 107V104H170V102H169V103L167 104V106H166V107H168L169 109L167 108L168 110H163V111L161 110L162 112H160V114H158V115L161 117L163 112H165V111H166V112H167V111H170V112H173V116L170 115V114H166V116L170 115V116H169L170 118H171V117L174 118V116H175V118H176V116H177L178 114L175 115V113H174V109L172 110V107H173L174 105H175V109H177L178 107H180L179 104L177 105L178 101L176 102ZM14 101H15V102H14ZM16 101H18V102L20 101V102H22V103H18V102H16ZM31 101H34V102H31ZM36 101H37V102H36ZM43 101H44V102H43ZM56 101H57V102H56ZM64 101H63V103H66V102H64ZM70 101L72 102V104H70V103H71ZM110 101H114V104H116V105L113 106V105H112L113 102L110 103ZM117 101H120V102L122 103V102H123V99L120 98V99H118ZM132 101H133V102H132ZM135 101H136V102H135ZM155 101H157V100L155 99ZM193 101H192V102H193ZM233 101H234V102H233ZM242 101H243V103H245L244 105L241 104ZM26 102H27V103H26ZM38 102H39V103H38ZM47 102H48V104H50L51 106L48 105ZM103 102H105V100H103ZM134 102L137 103V104L135 105ZM138 102H139V103H138ZM143 102H142V103H143ZM153 102H154V101H153ZM160 102H161L162 104H161ZM182 102H186V101H182ZM198 102H202V101H198ZM232 102H233V103H232ZM240 102H241V103H240ZM8 103H9V105L12 106V108L9 107V106H8L9 108H8V107H5V106H7L6 104H8ZM12 103H15V105H12ZM31 103H32V104H31ZM41 103H42L43 105H46V104H47V106L44 107ZM44 103H45V104H44ZM54 103H55V105H54ZM56 103H57V104H56ZM60 103H62V102H60ZM105 103H106V102H105ZM105 103H104V105H103V103H102V106H105V108H109L108 101H107V104H105ZM126 103H127V102H126ZM142 103H141V104H142ZM189 103H191V102H189ZM228 103H229V102H228ZM253 103H255V102L253 101ZM19 104H20L21 106H20ZM22 104H23V106H25V104H26V106H27V107L25 106L26 110H24V108H23V109L20 108V107H23ZM28 104H29V106H33V107L30 108V107L28 106ZM69 104H70V105H69ZM96 104H95L94 106H96L95 108L97 109V105H96ZM118 104H120V103H118ZM128 104H129V103H128ZM184 104H186V103H184ZM192 104H193V103H191L190 105H192ZM197 104H198V103H197ZM231 104L228 105L229 108H230ZM238 104H240V106H237ZM246 104L248 105V109H247V107H246ZM37 105H40L39 107H41V105H42V107L39 109ZM57 105H58V106H57ZM63 105H64V104H63ZM106 105H108V107H107ZM160 105H162V106H160ZM176 105L178 106L177 108H176ZM190 105H189V107H193V105H192V106H190ZM216 105H217V104H216ZM219 105H220V104H219ZM3 106H4V107H3ZM13 106H15V107L18 106L21 110L19 109V110H20V111H19L17 107L15 108V107H13ZM49 106H50V107H49ZM56 106L59 108V109H58V108L56 109L57 112H60V114L58 113V116L61 117V116L63 115L62 117H65V118H59V117L56 115L57 113H56V110H54L55 108H52V107H56ZM99 106H100V104H99ZM116 106H117L118 108H119V107H120V108L118 109ZM128 106H130V104H129ZM131 106H130V108H129V107H128V108L131 109ZM139 106H140V107H138L137 110L142 111L143 108H144V106H145V104H143V105H139ZM186 106H187V105H186ZM186 106H185V110H187L186 108L188 107V106H187V107H186ZM217 106H218V105H217ZM235 106H234V107H235ZM249 106H251V107H249ZM28 107H29V108H28ZM35 107H36L39 111H40V110H41V111H40V112H37V110L35 109ZM63 107H65V108H63ZM112 107H113V109H112ZM114 107H116V108H115L116 110H114ZM142 107H143V108H142ZM194 107H195V106H194ZM245 107H246V108H245ZM4 108H7V109L4 110ZM49 108H52V109H49ZM139 108H141V109H139ZM207 108H208V107H207ZM227 108H228V107H227ZM229 108H228V109H229ZM240 108H241V107H240ZM8 109H10V111L8 112V113H10V114L5 113V111H7ZM13 109H14V111H13ZM15 109H16L17 111H16ZM31 109H33V110H31ZM63 109H64L65 111L67 110V113L64 112ZM117 109H118V110H117ZM121 109H124V110H122V111H128V112H127L128 114H126V118L131 117V118L128 119V121H130V122L126 121V125L122 123V124L124 125L122 128L119 127V126H121V125H119V124H120L121 122H123V119H125V118H123V117L125 116V113H122V114H121V112H122ZM125 109H126V110H125ZM179 109H181V108H179ZM182 109H183V108H182ZM208 109H209V108H208ZM218 109H219V108L216 107V111H218ZM220 109H222V107H220ZM220 109H219V111H218L217 113L220 114V115L222 114L221 116L219 115L220 117H222V116H223L224 114H226V113H225V111H223V110H225L224 108H223L222 112H220ZM228 109H227V110H228ZM231 109H233V108H231ZM235 109H237V108H235ZM246 109H247V110H246ZM3 110H4V111H3ZM11 110H12V111H11ZM30 110H31V111H30ZM34 110H35V112H33ZM47 110H48V111H47ZM52 110H54L55 112L53 113ZM60 110H61V111H60ZM71 110H72V109H71ZM71 110H69V111H71ZM97 110L101 111L99 107H98ZM110 110H111V111H110ZM137 110H136V111H137ZM183 110H184V109H183ZM185 110H184L183 112H185ZM204 110H205V109H204ZM18 111H19V112H18ZM27 111H28V113H27ZM51 111H52V112H51ZM140 111H139V112H140ZM175 111H177V110H175ZM210 111L213 112V108L210 109ZM216 111H215V112H216ZM230 111H231V110H230ZM21 112H23V113H21ZM25 112H26L27 114H26ZM31 112L35 114V115H32V116H34V117L31 116ZM41 112H42V113L45 112V113L42 114ZM46 112H47V114H48V112H51L50 114L53 113L54 116L58 117L57 119H62V120L66 119V120H64V122H65V121H68V122H65V126H66V123H67V125H69V124H75V125H78V123H79V125H78L79 130H78L77 126H75V125H74V128H72L71 125H69V126L71 127V128H70L71 130L68 128L69 126H66V129H65V127L62 126V124H63V123H62V122H63L62 120H57L55 117L52 119L53 115H50V114H49L50 116H48V115L46 114ZM61 112H64V113H61ZM101 112H103V111H101ZM170 112H169V113H170ZM212 112H208V113L210 114V113H212ZM215 112H213L212 114H213V115H216ZM260 112H262V113L259 114ZM11 113H14V115L11 114ZM29 113H30V114H29ZM65 113H66V114H65ZM141 113H143V111H142ZM144 113H146V112H144ZM144 113H143V114H144ZM176 113H177V112H176ZM202 113H203V114H204V113L207 114L206 111H201V113H199V115H200V114L202 115ZM214 113H215V114H214ZM4 114H5V115H4ZM21 114H23V115H21ZM45 114H46V115H45ZM61 114H62V115H61ZM67 114H68V115L70 114L72 120H71V118H68L69 116H67ZM118 114H119V115H118ZM120 114H121V116H120ZM137 114H138L137 116L140 115L138 112H137ZM143 114H142V115H143ZM182 114H183V113H182ZM186 114H187V113H185V115H186ZM231 114H232V113H231ZM234 114H235V113H234ZM24 115H26V116H24ZM29 115H30L31 117H29ZM43 115H45V116H43ZM60 115H61V116H60ZM64 115H66V116H64ZM127 115H128V116H127ZM144 115H145V114H144ZM144 115H143V116H144ZM146 115L148 116L149 114L147 113ZM146 115H145V116H146ZM158 115H156V116H158ZM185 115H184V117H185ZM188 115H189V114H188ZM197 115H198V114H196L194 118H196ZM46 116H47V117H46ZM51 116H52V117H51ZM117 116H120V117H118V118H120V119L117 120V119H116ZM156 116L154 115V117L152 116L153 118H152V117H151V118L154 119V118H156ZM164 116H165V114H164ZM203 116H204V117H202V116H201V117L205 119V117H206L207 115H203ZM209 116H210V115H209ZM248 116H247V117H248ZM1 117H0V118H1ZM22 117H23V118H22ZM35 117H36V118H35ZM49 117L51 118L52 121L50 120ZM66 117H67L68 119H67ZM121 117H122V118H121ZM135 117H136V116H135ZM162 117H163V116H162ZM162 117H161V118H162ZM169 117H168V119H169ZM184 117H183V118H184ZM198 117H200V116H198ZM216 117H217V115H216ZM236 117H237V116H236ZM249 117H248L247 119H249ZM260 117H261V119H260ZM262 117H263V118H262ZM8 118H9V119H8ZM29 118H30V119H29ZM40 118H41V120H39ZM47 118H49V119H47ZM138 118H142V117L139 116ZM138 118L134 119V120H135V124H136V122H138V121H137ZM161 118H160V119H161ZM165 118L167 119V117H165ZM183 118H180V120L178 119V121H180V122L183 120V121H182L183 123H182V122H181V123L178 122V123L181 124V126L178 125V123L176 124V121H177V120L174 121L175 124H174V125L172 124L173 126L170 125V126H172V127L169 126L170 129H172V128L174 127V128L172 129L174 133L180 132V128L188 126L189 124H188L187 122H189L190 120H191V121H190L189 123H191L190 125H192V120H193V118H192L190 115H189V116H186L184 119H183ZM190 118H192V119H190ZM239 118H240L241 121L243 120L241 117H239ZM17 119H18V120H17ZM36 119H37V120H36ZM43 119H44L45 121H44ZM55 119H56V120H55ZM96 119H98V118L96 117ZM114 119H116V120H114ZM121 119H122V120H121ZM130 119H132V120H130ZM142 119L144 120V124H147V123H145V122H147V120L149 119V117H148V118L145 117V118H142ZM142 119H141L140 121H142V123H143V120H142ZM145 119H146V120H145ZM158 119H159V118H158ZM160 119H159V120H156L157 122H154L155 119H154L153 121H152V120H149V121H152L153 123H156V125H158V124L160 125V124H162V122H164V124H165V123L168 124V121H169L168 119L166 120L167 122H165V120H164V121H161ZM185 119H190V120H189V121H188V120L185 121ZM258 119H259V121H257ZM0 120H1V119H0ZM12 120H13V121H12ZM33 120H34V121H33ZM35 120H36V121H35ZM106 120H107V121H106ZM134 120H133V121H134ZM138 120H139V119H138ZM232 120L234 121L235 119H232ZM251 120H252V121H251ZM253 120H254V121H253ZM255 120H256V121H255ZM7 121H8V122H7ZM17 121H18V122H17ZM29 121H30V122H29ZM40 121L42 122V123H41L42 125L40 124ZM50 121H51V122H50ZM53 121H54V122H53ZM59 121H60L59 124L62 123L61 125H58V123H55V122H59ZM61 121H62V122H61ZM69 121H71V122H69ZM104 121H105V122H104ZM113 121H115V122H113ZM116 121H117V122H116ZM204 121H205V120H204ZM206 121H207V119H206ZM235 121H238V120H235ZM235 121H234V122H235ZM241 121H240V122H241ZM260 121H262V122H261L262 125H261ZM20 122L23 123V124H21ZM28 122L31 123V124H29ZM38 122H39V123H38ZM52 122H53V125H52ZM75 122H76V121H75ZM89 122H90V123H93L94 125H91V124L89 125ZM110 122H111V123H110ZM118 122H119V123H118ZM124 122H125V120H124ZM152 122H150V123L148 122V124H151V125H152V124H153ZM158 122H161V123H158ZM171 122H172V121H170V123H171ZM184 122H186V123H184ZM193 122H194V120H193ZM11 123H13V124H11ZM44 123H45V124H44ZM95 123H96V124H95ZM109 123H110V124H109ZM112 123H113V124H112ZM116 123H117V124H116ZM133 123H134V122H133ZM133 123H132V124H131V123L128 124V125H130V126H128V127L132 128L131 126L134 125ZM172 123H173V122H172ZM255 123H256V125H255ZM14 124H15V125H14ZM17 124H18V125H17ZM33 124H34V125H33ZM48 124H49V125H48ZM115 124L118 125V127H116ZM138 124H141V123L138 122ZM182 124H184V125H182ZM205 124H206V122H205ZM258 124H260L261 126L258 125ZM10 125H11V126H10ZM16 125H17V126H16ZM23 125H27V126H23ZM82 125L84 126V128H82V127H83ZM86 125H88V126H86ZM101 125H102V126H101ZM106 125H107V127H109V128H107ZM108 125H109V126H108ZM142 125H143V124H142ZM142 125H141V127H142ZM197 125H198V124H197ZM12 126H13V127H12ZM20 126H21V127H20ZM31 126H32V127H31ZM34 126H35V128H34ZM41 126H42L43 128H41ZM44 126H45V127H44ZM54 126H55V127H54ZM58 126H59V127H58ZM79 126H80V127H79ZM89 126H90V127H89ZM92 126H93L94 129H92ZM94 126H97L98 128H97V127H94ZM103 126H104V127H103ZM135 126H136V125H135ZM153 126H155V125L153 124ZM161 126H163V125H160V127H161ZM167 126H168V125H167ZM176 126H177V127L180 126L179 130H178V128L176 129V130H178V131L174 130ZM203 126H205V125L203 124ZM203 126H202V124H200V125H198V126H196V127H200V128L202 129ZM207 126H209V125L207 124ZM257 126L259 127V129H260V128H261V129L263 128L262 130H261V129L258 130V131H261V132H259V133L256 132L257 129H258ZM2 127H3V129H2ZM14 127H15V128H14ZM16 127H17V131L13 130V129H16ZM25 127H27V128H25ZM36 127H37V129H36ZM51 127H52V128H51ZM62 127H63V128H62ZM86 127H88V128H86ZM102 127H103V129H102L103 132H102L101 129H100V128H102ZM114 127H115V128H114ZM128 127H126L124 130H126ZM163 127H166V126H163ZM163 127H162V128H163ZM192 127H193V126H192ZM39 128L41 129V131H39V130H40ZM54 128H57V129H54ZM59 128H60V129H59ZM67 128H68V129H67ZM89 128H91V129H89ZM105 128H106V129H105ZM110 128H111V130H109ZM113 128H114V129H113ZM116 128H118V129H116ZM134 128H135V129H134ZM186 128H187V127H186ZM186 128H184V129H186ZM204 128L206 129V131H207L208 129H210V127H209L208 129H207L206 127H203V129H204ZM256 128H257V129H256ZM22 129H23V130H22ZM25 129H26V130H25ZM47 129H48V130H47ZM49 129H51V130L53 129V130H52V131H49ZM63 129H65V130L63 131ZM73 129H74V130H73ZM80 129L83 130V133H81L82 130H80ZM96 129L100 130V132H99L98 130H96ZM141 129H142V128H141ZM144 129H145V128H143V130H141L142 133H143ZM166 129H167V128H165L164 130H166ZM170 129H169V131H168V129H167L165 132L168 131L167 133H171V134H172V131H171ZM182 129H183V128H182ZM184 129H183L182 131H185V132H186L187 129H188V130H191V131L193 130L192 128H190V126H189L186 130H184ZM194 129H195V128H194ZM201 129H200V131H199V129H198L199 132L197 131V134H201V133L204 131V130H201ZM240 129H241V128H240ZM28 130H29L30 132H29ZM42 130H43V131H42ZM44 130H46V131H44ZM54 130H57V131L54 132ZM67 130H69V131H67ZM77 130H78V132H77ZM94 130H95V131H94ZM104 130H105V131H104ZM108 130H109V131H108ZM112 130H114V131H112ZM117 130H118V131H117ZM119 130H120V131H119ZM129 130H130V129H129ZM160 130H162V132L164 131L163 129H160ZM195 130H196V129H195ZM195 130H194V133H196ZM211 130H212V128H211ZM211 130H210V131H211ZM213 130H214V129H213ZM12 131H14V132H21V131H22V133H24V132H28V133H25V134H28V135H25V134H22V133H20V134L15 133L16 136H17V134H18L19 136H17V137L14 138L13 136H15V135H13V136L11 135V137L9 138V136H7V135H8V133L11 134ZM33 131H35V132H33ZM37 131H38V132H37ZM47 131L49 132L50 136H48V132H47ZM61 131H63L64 134L61 133ZM65 131H66V132H65ZM70 131H71V132H70ZM127 131H128V130H127ZM136 131H137V130H136ZM170 131H171V132H170ZM191 131H189V132H191ZM201 131H202V132H201ZM206 131H205V132H206ZM238 131H239V129H237L235 132L238 133ZM241 131H242V130H241ZM241 131H239V132H241ZM250 131L252 132V134L250 133ZM14 132H13V133H14ZM31 132H32V133H31ZM36 132H37V133H36ZM45 132L47 133V135H46ZM51 132L53 133V137H52V138H50L51 135H52ZM57 132H58V133H57ZM59 132L61 133V134H60L61 136H60V135H57V134H59ZM67 132H69V133H71V134H69V133L67 134ZM76 132H77V133H76ZM94 132H96V133H98V134H96V133H94ZM101 132H102L103 134H101ZM104 132H109V133H104ZM110 132H111V133H110ZM112 132L114 133L113 136H115V137H112V135H111ZM159 132H160V131H159ZM165 132H164V133H165ZM192 132H193V131H192ZM192 132H191V133H192ZM262 132H263V133H262ZM13 133H12V134H13ZM40 133H42V134H40ZM54 133H55V134H54ZM56 133H57V134H56ZM72 133H75V134H72ZM125 133H127V134L124 135V136H121V137H124V138H120V136L118 137V135H120V134L122 135V134H125ZM130 133H131V134H130ZM134 133H135V132H134ZM142 133H141V134H142ZM167 133H165V134H167ZM174 133H173V134H174ZM203 133H204V132H203ZM244 133H245V134H244ZM253 133H254V134L256 133L257 136H258V138H257L256 134L254 135ZM4 134H3V136H4ZM30 134H31V135H30ZM37 134H38V135H37ZM44 134H45V135H44ZM104 134H105V135H104ZM141 134H140V135H141ZM144 134H145V131H144ZM144 134H142V135H144ZM160 134H162V133L160 132ZM185 134H186V133H185ZM189 134H190V133H189ZM197 134H195V135H197ZM22 135H24L25 137L22 136ZM95 135H96V136H95ZM100 135H101V136H100ZM106 135H108L107 138H106ZM127 135H128V136H127ZM145 135H146V134H145ZM145 135H144V137H143L144 139H143L142 136H141V139H142V140H146V136H145ZM195 135H194V136H195ZM245 135H246V136H245ZM248 135H252V137H251V136L248 137ZM253 135L256 136L257 139H255V137H254ZM261 135H262V136H261ZM5 136H4V137H5ZM29 136H33V137H31L30 139H28ZM36 136H37V137H36ZM47 136H48V137H47ZM56 136H57V137H56ZM59 136L62 137V140H61L60 138H59L60 140L58 139L60 143L57 142V138H58ZM67 136H68V137H67ZM74 136H73V137H74ZM76 136H75V137H76ZM97 136H99V137H97ZM103 136H105V137H103ZM126 136H127V138H126ZM188 136H189V135H188ZM192 136H193V134H192ZM232 136H233L235 139H233V138H232V139L229 138V137H232ZM22 137H23V138H22ZM66 137H67V139H64V138H66ZM71 137H72V136H71ZM96 137H97V139L100 138V140L105 141V142L101 143L102 141H100V140H96ZM110 137H111V138H110ZM147 137H149V135H148ZM190 137H191V134H190ZM259 137L263 138V140H260L261 138H259ZM17 138H18V139H17ZM24 138H26V139H24ZM32 138H35V139H32ZM68 138H70V139L68 140ZM101 138H102V139H101ZM114 138H115L116 140H115ZM249 138H251V140H250ZM6 139H7V140H6ZM13 139H16V140L14 141L15 143L12 141ZM27 139H28V140H31V141H28ZM103 139H104V140H103ZM107 139H108V140H107ZM110 139H112V140H110ZM123 139H125V144L121 143V142H124ZM186 139H189V138L187 137ZM191 139H192V138H191ZM197 139H198V138H197ZM197 139H196V140H197ZM252 139H253V140H252ZM50 140H51V141L53 140V142H51ZM200 140H201V139H200ZM224 140H225V141H224ZM232 140H234V141H232ZM236 140H237V143H236ZM242 140H243V141H242ZM255 140H257V141H255ZM27 141H28V142H31V143H34V144L37 143V144H36V145H34V144L31 145V144H29ZM62 141H63V142H62ZM98 141H100L99 144H98ZM107 141H108V142H107ZM111 141H112V142H111ZM207 141H208V140H207ZM209 141H211V140H209ZM221 141H223V142H221ZM229 141L234 142V143H231V142H229ZM250 141H251V142H250ZM25 142H27V145H28V144H29V145L27 146ZM64 142H66V143H67L66 145H68V146H66V145L64 144ZM109 142H110V143H109ZM114 142H115V145H113ZM219 142H220V143H219ZM239 142H240V143H239ZM256 142H258V143L261 142V144H258V143H256ZM56 143H57V144H56ZM62 143H63V145H62ZM126 143L129 144V145H127V147H130V148L126 149ZM208 143H209V144H208ZM218 143H219V144H218ZM222 143H223V144H222ZM226 143H228V144H226ZM230 143H231L232 145H231ZM245 143H248V144H247V146H248V150H247V146H245ZM249 143H250V144H249ZM255 143H256L257 145H256ZM0 144H1V142H0ZM54 144H55V145H54ZM58 144H59V145H58ZM60 144H61L62 146H65L66 149H68L69 151H68V152H64L63 150H65V148H64L63 150H61L63 147H61ZM89 144H88V145H89ZM106 144L108 145V147H106V146H107ZM214 144H215L216 146H214ZM221 144H222V145L225 144V145L222 146ZM229 144H230V145H229ZM234 144H235V145H234ZM237 144H239V146H238ZM254 144H255V146H254ZM262 144H263V145H262ZM10 145H9V146H10ZM39 145H38V146H39ZM53 145H54V146H56V145L58 146L57 148H55V149H57V151L54 149V146H53ZM102 145H103V146H102ZM112 145H113V146H112ZM118 145H119V146H118ZM190 145H191V146H190ZM209 145H210V147H208ZM212 145H213V148H212ZM220 145H221V146H220ZM226 145H227L228 147L230 146L229 148L233 147V148H231V149H234L235 147H236V148H235L234 150H231V149H228V147H227ZM242 145L245 146V147H243ZM252 145H253L254 147H253ZM59 146H60V147H59ZM104 146H105V147H104ZM192 146H194L195 149H192ZM196 146H197L198 148H197ZM225 146H226V147H225ZM258 146H259V147L261 146V147H260L261 150H260V149H257ZM262 146H263V147H262ZM7 147H8V146H2V148H5V149H6ZM12 147H13V146H12ZM26 147H27V148H26ZM67 147H69V148H67ZM89 147H90L91 149L93 148V150L89 149ZM109 147H111L110 150L108 149ZM113 147H115V148H113ZM119 147H121V149H120ZM180 147H181V148H182V147H183V148L188 147V148H186V151H182V150H185V149L182 148V150H181ZM190 147H191V148H190ZM194 147H193V148H194ZM237 147H238V148H237ZM240 147L246 149L245 151H247V152L243 151L244 149L241 150L242 148L240 149ZM59 148H60V149H59ZM123 148H125L126 150H124ZM131 148H132V150H131ZM177 148H180V149H177ZM204 148H205V149H204ZM207 148H208V149H207ZM209 148H210V149H209ZM211 148H212V149H211ZM222 148H223V149H222ZM251 148H252V149H251ZM253 148H256V149L259 151L258 153H259V154L261 153L263 156H261V154L259 155V154L257 153V150H256V149H253ZM8 149H9V151H11V147L8 148ZM33 149H34V150H33ZM51 149H52V150H51ZM58 149H59V150H58ZM104 149L109 150V151H111V152H110V153H109V151H106V152H105ZM118 149H119V150H118ZM189 149H190V150H189ZM196 149H199V150H196ZM214 149H215V150L218 149V150L215 151ZM221 149H222V150H221ZM45 150H46V149H45ZM49 150H51V152H50ZM128 150H129V151H128ZM130 150H131V151H130ZM179 150H181V151H179ZM187 150H189V151H187ZM191 150H193V151L191 152ZM194 150L197 151V153H196ZM206 150H207V151H206ZM209 150H213V151H209ZM220 150H221V152H220ZM235 150H236V151H235ZM238 150H239V151H238ZM252 150H253V151H252ZM254 150H255V151H254ZM262 150H263V151H262ZM32 151H31V152H32ZM59 151L61 152V154H58ZM65 151H67V150H65ZM95 151H97V152H95ZM114 151H115L116 153H115ZM117 151H118V152H117ZM123 151H124V152H123ZM201 151H202L204 154H203ZM223 151H224V152H223ZM241 151H243V152H241ZM260 151H261V152H260ZM36 152H37V151H36ZM57 152H58V153H57ZM62 152H64L65 154H63ZM90 152H92V153H90ZM93 152H94V153H93ZM121 152H122V153H121ZM132 152H133V153H132ZM171 152H172V154H171ZM173 152H175V153L173 154ZM184 152L186 153V155L184 154ZM211 152H215V153H213L214 155L211 154ZM218 152H219V153H218ZM226 152H228V153L226 154ZM229 152H231L230 155H229ZM237 152H238V153H237ZM240 152H241V153H240ZM249 152H250V153H249ZM56 153H57V154H56ZM66 153H68V154H66ZM106 153H108V154H106ZM112 153H114V154H112ZM118 153H119V154H118ZM127 153H128V154H127ZM188 153H189V154L192 153V155L189 156ZM195 153H196L197 155H196ZM216 153H217V154H216ZM220 153H221V154L224 153V154L221 155ZM234 153H236V154H234ZM242 153H243L244 155H243ZM254 153H255V154H254ZM7 154H9V155H7ZM100 154H101V155H100ZM124 154H125L126 157L124 156ZM132 154H133V155H132ZM168 154H169V155H168ZM175 154H176V155H175ZM179 154H182V155L184 154V155H183V156H182V155L178 156ZM193 154H195V155H193ZM201 154H202V155H201ZM206 154H207V155H206ZM208 154H210L211 156L208 155ZM232 154H234L233 156L235 157V161H234L235 163L232 162L234 165L231 164V161L234 160V157L232 158ZM237 154H238V155L241 154L240 157H239V156H236ZM245 154H246V155H245ZM247 154H248V155H247ZM249 154H250V155L254 154V155L250 156ZM38 155H39V154H38ZM64 155L67 156V157L63 158ZM72 155H74V156H72ZM105 155H103V156H105ZM111 155H112V156H111ZM174 155H175L177 158L174 157ZM198 155L201 156V157H199ZM212 155H213L214 157H213ZM215 155H217V157H216ZM226 155H227V157H226ZM34 156H32V157H34ZM127 156H128V157H127ZM165 156H166V158H164ZM167 156H169V157H167ZM170 156H171V157H170ZM208 156H209V158H210V157H211V158L209 159ZM230 156H231V157H230ZM241 156H244V157H241ZM249 156H250V157H249ZM8 157H9V158H8ZM28 157H30V158H28ZM85 157H86L88 160H86ZM111 157H112V158H111ZM116 157H117V158H116ZM118 157H120L119 159L122 160L121 162H123V163L120 162V160L118 159ZM124 157H125V162L123 161V160H124V159H123ZM157 157H158L159 160H161V162H160L159 160L156 159ZM182 157H183V158H182ZM187 157H189V158H188L189 160L187 159ZM203 157H205V158H207V159L204 158V159H205V160H204V159H202ZM215 157H216V158H215ZM224 157H226V158H225V161H224V160H223V161H220V160L224 159ZM251 157H252V158H251ZM253 157H255V158H253ZM259 157H260L261 160L259 159ZM7 158H8V159H7ZM12 158H14V159H13L14 162L11 161ZM18 158H19V157H18ZM113 158H116V159H114L116 163H117V161L119 160L120 164H122V167H121V165H120L119 163H117V164L115 163V164L117 165L118 168H117V169H114V167H115L116 165H113V164H114V163H113V161H114ZM169 158H170L171 160H170ZM179 158H181V159H179ZM190 158H191L192 160H195V161H193L194 163H198V164H197V165H196V164L194 165V163L191 161ZM196 158H198L199 161H196V160H197ZM217 158H219V159H217ZM227 158H228V159H227ZM229 158H230V159H229ZM236 158H237V159H236ZM238 158H239L240 160L244 158V159H243L244 161L241 160V161H243V162L241 163L240 160H239ZM245 158H246V159H245ZM19 159H20V158H19ZM47 159H46V160H47ZM83 159H84V160H83ZM99 159H100V160H99ZM127 159H129V160H127ZM164 159H165V160H164ZM167 159L170 160V164L168 163V161H167L166 163L164 162V161H166ZM174 159H175V160H174ZM183 159H184V160H183ZM185 159H186L188 162L191 161V164H188V162H187ZM200 159L203 160V161H201ZM208 159H209V160H214V161L218 160V161H217V162H214V161H213V162H212V161L209 162ZM215 159H216V160H215ZM253 159H257V160L254 161ZM95 160H92V161H93L92 163H96ZM172 160H173V161H172ZM181 160H182L183 162H180ZM207 160H208V162H207ZM228 160H229V161H228ZM236 160H239V161H236ZM246 160H249V161L246 162ZM42 161H43V160H42ZM155 161H156L158 164L155 163ZM176 161H178V162H180V163H177ZM185 161H186V162H185ZM258 161H259V162H258ZM171 162H172L173 164H172ZM184 162L187 163L188 165H187V164H184ZM244 162H245V163H244ZM251 162H252V163H251ZM253 162H256V163L254 164ZM260 162H261L262 164H261ZM10 163H9V164H10ZM33 163H32V165H33ZM83 163H84V164H83ZM110 163H111V162H110ZM163 163H165V164H163ZM189 163H190V162H189ZM205 163H206V165H205ZM209 163H211V164H209ZM213 163L218 164V165H214L217 169H216L215 167H213V169H212V164H213ZM220 163H221V164H220ZM222 163H223V164H222ZM224 163H226L227 165L224 164ZM246 163H248V166H250L249 168H251V171H254V170H255L254 172H252V173H255V174H251V171H250V170L248 169V167L246 166V165H247ZM258 163H259V166L257 165ZM28 164H29V165H28ZM67 164H68V165H67ZM76 164H77V163H76ZM78 164H77V165H78ZM99 164H100V167H101V168H102V166L105 164L104 167H106V168H104V170H105L106 172H108L107 170H109V172H108L109 174H107V173L103 170V168H102V170H101V168L98 166ZM123 164H124L125 166H124ZM155 164H157V165H155ZM180 164H183V165L181 166ZM192 164H193L194 166H193ZM200 164H201V168L197 169L198 167H200ZM32 165H31V166H32ZM38 165H37V166H38ZM45 165H46V164H45ZM45 165H44V166H45ZM47 165H49V166H47L46 169H50L51 166L54 167V166H53L54 164L51 165V164L48 163ZM95 165H96V166H95ZM106 165H110L111 168H109L110 166H106ZM161 165H162L163 168L160 170L161 167H159V166H161ZM163 165H164V166L166 165V166L164 167ZM168 165H170L171 167L168 166ZM176 165H177V166H176ZM191 165H192V166H191ZM207 165H208V166H207ZM224 165H226L227 167L224 166ZM238 165H240V166H238ZM253 165H255V166H253ZM260 165H262V167H261ZM40 166H42V167H40ZM44 166H43V165H39L38 167H39L40 169H42V168H45ZM80 166H82V167H84V168H82V167H80ZM131 166H132V164H131ZM151 166H153V167L155 166L154 168H156V167H159V168H157V169L152 168V169H151ZM188 166H189V167H194V168H195L196 166H198V167H196V169L190 170V169H192V168L189 169ZM202 166H203V167H202ZM206 166H207V167H206ZM209 166H210V168H209ZM219 166H220V168H219ZM221 166H222V167H221ZM27 167H28V168H27ZM48 167H49V168H48ZM70 167H71V168H74V169H70ZM119 167L123 168V169L120 168V171H122V172H120V173H123V172H124V173H125V174L123 173L124 176H123L122 174H120V175H118V176H114V172H112V171H113V170H117V171L119 172ZM175 167H178L179 169H178V168L175 169ZM184 167H185V169L190 170L192 173H193V171L196 170L197 172H195V173H197V174L199 173V174H198V175L196 174V175H195L196 178H194V179H192V180L190 181L189 178H192V177H194V176H192L191 173H190V174L187 173L186 176H188V179L185 180V179H184L185 177H180V176L178 175V173H179V174H182L183 176L185 175V173L183 172L185 169H183V170L181 169V168H184ZM187 167H188V168H187ZM204 167H205V168H204ZM228 167H229V168H228ZM237 167H238V168H239V167H243L244 169L242 168V170H241V169H238ZM246 167H247V168H246ZM252 167H255V168L257 167V170H256L255 168H252ZM259 167H260V168H259ZM22 168H24V169H22ZM55 168H56V166H55ZM75 168H76V169H75ZM166 168H167V169H166ZM171 168H172V169H171ZM222 168H226V169H222ZM231 168H232V169L236 168L237 171H236V169L232 170ZM261 168H262V169H261ZM1 169H2V170H1ZM46 169H43V171H45ZM77 169H78V170H77ZM82 169H84V170H82ZM125 169H127L128 171L125 170ZM164 169H166V170H164ZM170 169H171V171L173 170V171H174V174L176 173V175H174V174L172 173L173 171H172V172L169 171ZM200 169H202V171H201ZM205 169H206V170H205ZM219 169H221V170H219ZM246 169L249 170V171H247ZM259 169H260V171H259ZM23 170H25V171H23ZM38 170H39V171H38ZM65 170H67L68 172L65 171ZM71 170H77L76 173H78V175H80L79 172L82 173V174L80 175L81 178H82V175H83V178L86 177V175H88V177H90V176H93V177L90 179L91 181H86V183H84V181H85V178H84V181L82 182V185L80 186L81 183L78 184V180H80V178H79L80 176H75L74 174H72V175L70 174V175H69V173H73V172H74V171L71 172ZM138 170H137V171H138ZM141 170H143V171H141ZM144 170H145V171H144ZM147 170H148V171H147ZM153 170H154V171H153ZM167 170H168V173H166ZM199 170L201 171V173L203 172V174H206V175H203V174L201 175V173L199 172ZM204 170H205V171H204ZM207 170H209V171H207ZM212 170H213V171H212ZM217 170H218V171H217ZM231 170L233 171V172H231V173H234V174H236V173L239 174V173H242V172H243L242 174H239V175H238V178L240 179V180L238 179L239 182H241L243 179H244V182H245L246 180H249V181L252 180V179L249 177L250 175H251L252 178H254V179L251 181V183H250L249 181H246V182H245V184L248 185L249 188L251 187V189H248V187L246 188V185H245L243 182L240 183L241 185L243 184V185L245 186L246 189L250 190V192H251V190H252L251 195H249L250 193H248V190L246 191L245 188H243L241 185L238 184L239 186L237 187V185L234 184V183L236 182V180H237V177H232L231 175H233V174H229V173H228V172L231 171ZM239 170H241V171L239 172ZM11 171H12V172H11ZM14 171H16V172H14ZM37 171H38V172H37ZM40 171H41V173H40ZM83 171H84V172H83ZM101 171H104L106 174H105L104 172H101ZM160 171H165V172H164V173H161ZM177 171H178V172H177ZM185 171H186V170H185ZM190 171H188V172H190ZM211 171H212V172H211ZM222 171H225V173L223 172V173H224V176H226V177L231 176L232 178H235L234 180H233V179H232V180L235 181V182H233V184H234V186L236 187V189H241V188H243V189L241 190L243 194L240 192V190H235V191H237V194H238V193H239V194L241 193V196H242V195H243V196L246 195V196H247V197H246V198H247V202L250 201V200L248 201V198L251 196V198L254 200V201L252 200V203L254 202V203L252 204V206H249V205H251L250 203L246 204V203H245L246 198H243V199L245 200V201H243V200H242V197H243V196L240 197L239 194H238V196H237V195H233V196H231V195H230V196L227 195L226 197H222L223 195H224V196L226 195V194H223V193H225V191H224V192H223V190L221 191V188H223V184H221L222 187L219 185V184L221 183V180H222L223 178H222L221 174H219L220 176H218V173H222ZM235 171H236V173H235ZM245 171H246V172H245ZM257 171L260 172V173H258ZM5 172H4V173H5ZM13 172H14V173H13ZM21 172H22V173H21ZM24 172H25V173H24ZM27 172H28V173H27ZM50 172H51L52 175H50ZM65 172H66L67 176H66ZM87 172H89L91 175L89 176V173L87 174ZM132 172H133V171H132ZM169 172H170V173H169ZM182 172H183V173H182ZM213 172H214V173H213ZM215 172H217V173H215ZM244 172L246 173V175H247V172H249V174H250V175H249V174L247 175L248 177H246V179H245L243 176H241V175H244ZM4 173H3V174H4ZM20 173H21V174H20ZM58 173H59V174H58ZM76 173H75V174H76ZM100 173H103V176H102V174H100ZM112 173H113V174H112ZM126 173H127V174H126ZM136 173H137V174H136ZM171 173H172V174H171ZM211 173H212L213 175H211ZM257 173H258V174H257ZM19 174H20L21 176H19ZM22 174H23V175H22ZM27 174H28V175L33 174V177L30 176V179H29V176H28ZM37 174H39V176L44 177V178H43L44 180L42 179V177H39ZM96 174H97V175H96ZM135 174H136L137 176H139V177L134 176ZM157 174H158V175H157ZM167 174H168V175H167ZM227 174H228V175H227ZM14 175L16 176V179H14V177H15ZM26 175H27V176H26ZM48 175H49V176H48ZM56 175L58 176V178H57ZM64 175H65V177H64ZM73 175H74V177H73ZM76 175H77V174H76ZM84 175H85V176H84ZM100 175H101V176H100ZM106 175H109V176L107 177ZM112 175H113V177H114L115 179L112 178ZM116 175H117V174H116ZM166 175H167V176H166ZM171 175H172V177H171ZM207 175H208V176H207ZM246 175H244V176H246ZM252 175H253V176H252ZM254 175H255V176H254ZM18 176H19V177H18ZM24 176L26 177V179H25ZM35 176H37L38 178H40V180H41V179H42V180H41V181L35 180V179H36ZM47 176H48V177H47ZM51 176H52V177H51ZM53 176H54V177H53ZM62 176H63L64 178H59V177H62ZM105 176H106V178H102V177H105ZM126 176H128V177H126ZM146 176H147V177H146ZM160 176H162V178L165 176V177H164V178H165V181H163L164 183H163L162 181L158 180ZM169 176H170V177H169ZM174 176H177V177H174ZM189 176H191V177H189ZM197 176H198V177H197ZM212 176H214V177H216V176H217V177H220V179L218 178V181L220 180V183H219L215 178H212ZM233 176H237V174H236V175H233ZM262 176H263V177H262ZM20 177H21V178H20ZM31 177H32V178H31ZM34 177H35V178H34ZM45 177H47V178H51V179H56V178H57V179L54 180V181H53V180H52V181H48V180H51V179H48V180H47V179H45ZM96 177H97L98 180L96 179ZM100 177H101L103 180L100 179ZM141 177H142V179H139V178H141ZM144 177L146 178V180H144V182H143ZM155 177H158V178H155ZM167 177H168V178H167ZM173 177H174V179H173ZM205 177H206V178H205ZM209 177H211V178L214 179V180H212V179L209 178ZM231 177H230V178H231ZM241 177H242V178H241ZM3 178L7 179L6 181H8V179H9V181L7 182L8 184L6 183L5 179L3 180ZM38 178H37V179H38ZM72 178H73V179H72ZM74 178H75V179H74ZM77 178H79V179H77ZM135 178H136V181H137V182L133 180V179H135ZM137 178H138V179H137ZM160 178H161V177H160ZM162 178H161V180H162ZM169 178H172V179H169ZM175 178H176V179H175ZM181 178L184 179L185 181L182 180ZM186 178H187V177H186ZM198 178H199L200 180H199ZM203 178H205L206 180H207V179H209V180L206 181V180L203 179ZM224 178H225V177H224ZM230 178H227V179H229V180H227V181H231V182H232V180H231ZM247 178H248V179H247ZM13 179H14V180H13ZM18 179H19V180H18ZM23 179H25V180H23ZM61 179H62V180H61ZM65 179H66L67 182L65 181ZM69 179H72V180H69ZM76 179H77V180H76ZM92 179H93V180H96V181L93 182ZM104 179H105V180H104ZM179 179H180V181H179ZM196 179H197L198 181H196ZM201 179H202V180H201ZM1 180H2V181H1ZM11 180H12V181H11ZM15 180H16V181H15ZM20 180H21V181H20ZM58 180H59V181H58ZM74 180H75V182H74ZM82 180H83V179H81L80 181H82ZM86 180H87V177H86ZM88 180H89V179H88ZM101 180H102V181H101ZM107 180H108V182H107ZM109 180H110V181H113V182H116V183H113V182L111 183ZM140 180H141V181H140ZM152 180H153V179H152ZM152 180L149 181V183H150L151 185H153V184H152ZM157 180H158V182H156ZM238 180H237V181H238ZM3 181H5V185L2 183ZM23 181H24V182H23ZM25 181H26V182H25ZM30 181H32V182L35 181L34 183H36V181H37V183H36V185H33L34 183H32V182H30ZM56 181H57V182H56ZM68 181H69V182H68ZM104 181H105V183H104ZM159 181H160V183H159ZM168 181H172V183H170V184H173V185L167 184ZM176 181H178L179 183L176 182ZM187 181H188V182H187ZM199 181H200V182H199ZM203 181L205 182V184H204ZM211 181H217L218 185H217V183H216L215 185H217V186H214V185L211 183ZM223 181H224V180H222V182H223ZM225 181H226V179H225ZM227 181H226V182H227ZM10 182L13 183V184H11ZM16 182H17V183H16ZM21 182H22V183H21ZM42 182H44V186L41 184ZM45 182H47L48 184L45 183ZM52 182H56V185H55L54 183H52ZM70 182H71V183H70ZM87 182L91 183V185L88 184ZM106 182H107L108 184H106ZM109 182H110V183H109ZM117 182H118V183H117ZM133 182H134V183H133ZM198 182H199V183H202L203 185L199 184V186H197ZM206 182H208V183L206 184ZM209 182H210V184L213 185V187H214L213 190H212L213 187H208V186H212V185H208ZM255 182H254V183H255ZM30 183H31V184H30ZM69 183H70V184H69ZM72 183H73V184H72ZM93 183L96 184L97 188H96L95 184L93 185ZM97 183H98V184H97ZM100 183H101V185H100L101 188L98 186ZM168 183H169V182H168ZM182 183H184V184H182ZM188 183L193 184V187H192V185L190 186ZM195 183H196V184H195ZM213 183H215V182H213ZM224 183H225V182H224ZM236 183H237V182H236ZM248 183H249V184H248ZM257 183H258V182H257ZM257 183H255L254 185L252 184V185L257 187V185H256ZM9 184H11L12 187H11ZM15 184H16V185H15ZM19 184H20V185H19ZM27 184H29L30 186H28ZM50 184H54V186H53V185H50ZM57 184H58V185L61 184V185L57 186ZM63 184H65V185H63ZM66 184H68V185H66ZM76 184H78V185H76ZM83 184H85V185L87 184V185L85 186V185H83ZM105 184H106V185H105ZM113 184H114V185H113ZM194 184H195V185H194ZM32 185L34 186V188H35V186H37V185H38V186H42V187H40V188L43 189V190H46L47 192H46V193H43V192H42L43 190H41V189H39V192L41 191L44 195L47 194V193L49 192L47 195H45L47 198H48L49 195H51V196H49L48 199H53L52 197H53L54 195H55V196H56V195H59V196H56V197H58V198H60V199H59V200H58V199H55V200H56V203H57V201H59L58 204H60V203H65V202H66V203H71V202L74 200L75 203H74V201H73V202H72L73 204H72V203H71V204H67L68 206H70V207H68V208H69V209H68L69 212L77 211L76 209H73V210L70 211V208H74V206L77 207V205H74V204H79V203H82V202L84 201V202H83L82 204H80V205H82V206L84 205L83 209H84V208L86 209V213L91 211V212L88 213V214L95 215V217H96V214H97V215H98V219H99V215L102 216L103 211H104L106 208H108L107 206H108V205H111V204L114 202L112 205H113L115 208H113V206L111 205V206H109V208H110V209H113V210L110 211V209H107L108 212H110V215H111V216H109V215H108L109 213H107V210H105L106 212L103 213V216H104V214H107L108 216L105 215L104 218H105V219L107 218V219H106V220H105L104 218H103V219L105 220V222H107V221L109 222V221H111V220L113 221L114 219H117L118 222H115V221H116V220H115V221H114L115 223L113 222V223H114L113 225H114V226L116 225V230H117V231H118V230H119V231L122 230L121 233H122V234L124 233L126 237H124V236H120L121 234L118 233L119 231H118V232H116V231H111V237H110V233H107V234L105 235V237L108 238L107 235L109 234V238H112V235H114V232H116L115 237H117V236H118L117 238L120 237L119 239H117V238H112V239L115 240V241L118 240L117 244L115 245V248H117V249L114 248V249L117 250V251H114V249H111L113 252L109 250V251L113 254L112 257H110L111 254L109 255L108 249H109L110 246H111V248H112V244H113L114 241L112 240V241H113V242H112L111 239H109V241L111 242V245H110L109 241L104 240V239H106V238H105L104 236H102L103 234H102L100 237H98V238L104 237V239H103L102 242H104L105 244H106V241H107V244H106V245H108V246H107L108 249H107L106 245H104L105 248H104V251H102V250H103V244H104V243H102V246H100V245H101V242H99L100 240L97 238V236L94 238L95 240H96V238H97L96 242H94L95 240L93 239V240H94V241H93L94 243H93V242H90V241H86L85 238L83 237L84 234H85V232H87V233H86L87 236L90 235V233H92L91 231H89V229H87L88 231L86 230V228L84 227V226H86V225L83 226L82 224H80V228H78L79 226L77 227L73 222H71V223L68 222V224L70 223V225H69L70 229L68 228V229H69L68 232H69V231H70V232H69V233L66 232V234L64 235L67 239L65 240V237L62 236L64 240H58V239L62 238V237H61V233H60V232H61V228H60L59 226H61V227L63 226V225H62V223H63V221H64L63 218H61L62 220H61V222L58 224V227H57V228H60V229H57V231H56V232L54 231V233H53V237H54V236L57 237V241H55V239H56L55 237H54V239H53L55 242H52L53 244L50 243L48 240H43L42 238H41L40 240H35V239H38V238H34L33 236H35V235L37 234V232H38L37 229H36V225L39 224V223H37V221H38V222H40V221H39V220H34V217L36 216L35 218L37 219V218H38V217H37L38 215H39V216H47V214H48V213H51L50 211L53 210L55 207H56V209H57V211H58V212H56L57 214L54 213V211H56V210L54 209V211H52L53 214H52V213H51V214H48V216L50 215L49 217H51V216H52V217H53V216H54V217H56V216H57V217H58V216L61 217V214L63 215V214H64V211H63V209H62L60 206H59V207H60V211H59L58 204H56V203L54 204L55 206H54V205H50L51 207H48V206H47V208H51V209H49L48 211H47L46 208H43V209H42V206H41V207H40V206H36V205L39 204L38 201L40 200V197L38 198L37 201L35 200L34 202H33V201H29V199H28L29 202L26 200V201H27L26 203H27V206H28V209H29V212H28L29 214H28V213H23V214L19 215L21 212H18V211H12V210H13V209H12V208H13V207H12L13 205H12V203L9 204L8 202L10 201V202H16V203H18L19 201H15V200L18 199V197H17L16 199H15V198H10V197H15V195H16V196H17V195H20V196L26 198V196H24V192H27V193H26V195H27L28 192L33 191V190H34L33 192L37 194V192H38V187H36V189H34V188H32ZM45 185H46V186H45ZM115 185H117V186H119V187L121 186V188H119V187H117V186L114 187ZM151 185H149V187H150ZM167 185H170L171 187H170V186L167 187ZM200 185H201V187H200ZM204 185L206 186V188H207L208 190H209V188H210V190H209L208 192L206 191V194H207V195H204L205 192H203L202 195H200L201 192H202L201 190H204V191H205V189H206V188H203V187H205ZM207 185H208V186H207ZM261 185H262V184H261ZM261 185H258V186L261 187ZM4 186H5V187H4ZM13 186H15V189H16V187H18V186H19L18 188H20V187L22 186L23 189L29 187L28 189H31V190H27V191L24 190V192L21 191L22 193H18V192H16V191L19 190V192H20V189L17 188L18 190H15ZM23 186H24V187L27 186V187L24 188ZM50 186H53V187H51L52 189L50 188ZM65 186H69V187H66V188H65ZM75 186H76V187H75ZM78 186H79V187H78ZM87 186H88V187H87ZM89 186H90V187H91V186H93V187L95 186V188L93 189V187H91V188H92V189H91ZM136 186H138V183H137V185H134V188H135ZM165 186H166V188H165ZM176 186H174V187L177 188ZM180 186H181V187H180ZM186 186H187V187H186ZM189 186H190L192 189H195L196 192H195V190H191V188H190ZM219 186H220V187H219ZM263 186H264V183H263ZM8 187H9V188H8ZM47 187H48V188H47ZM54 187L60 188V192H59V193H60V194H64L66 197H65L64 195H60V194H58V193H57V192H58V191H57V188L54 189ZM61 187H62V188H61ZM81 187H86V189L84 188V189H85V190H84V189L81 188ZM98 187H99V188H98ZM108 187H110V188H108ZM216 187H217V189H215ZM22 188H21V190H22ZM45 188H46V189H45ZM63 188L65 189V191H67V190H68V191H72V193L77 192L78 195H75L76 193H75V194H72V193H70V192H69V193H68V192L65 193V191H64ZM71 188H72V189H71ZM75 188L79 189V191H76L77 189H75ZM80 188H81V189H80ZM103 188H105V190H104L103 192H101V191L103 190ZM107 188H108V189H107ZM113 188H117V189L119 188V189L117 190V189H113ZM138 188H135V190L138 189ZM198 188H200V189H198ZM258 188H259V187H257V189H258ZM4 189H5V190H4ZM47 189H49V191H48ZM50 189H51L52 191H50ZM53 189H54V191H53ZM62 189H63V190H62ZM97 189H98V190H97ZM106 189H107V190H106ZM112 189L115 190L116 192L113 191ZM182 189H181V190H182ZM207 189H206V190H207ZM223 189H224V188H223ZM262 189H263V188H262ZM262 189H260V191H261ZM7 190H8V191H7ZM9 190L14 191V192H13L14 194L11 193V194H13L14 196H13V195H10L9 192H11V191H9ZM35 190H37V192H36ZM86 190H87V191H86ZM99 190H100V192H99L100 194L97 192V191H99ZM108 190H109V191H108ZM133 190H134V189H133ZM171 190H170V191H171ZM243 190H244V192H247V193L245 194V193L243 192ZM5 191L8 193V195H5V193H6ZM61 191H62V192L64 191V192L62 193ZM90 191H92V192H90ZM111 191H112V192H111ZM183 191H184V190H183ZM189 191H190V192L193 191V192H195V193H193V192L189 193ZM200 191H201V192H200ZM211 191H212V193H211ZM216 191H217V192H216ZM219 191H221V192H219ZM263 191H264V190H263ZM263 191H261L262 194H264ZM39 192H38V195L40 196V193H41V192H40V193H39ZM93 192H95V193H94L95 195L92 194ZM104 192H105V193H104ZM106 192H107V193H108V192H109V193H112L113 195H112V196H109V195H110L109 193H108L109 195H106ZM130 192H131V191H130ZM199 192H200V193H199ZM209 192H210V193H209ZM214 192H215V193H214ZM257 192H259V191H257ZM261 192H259V193H260L259 196H262V197H263L264 195H262ZM15 193H16V194H15ZM17 193H18V194H17ZM42 193H41V196H44ZM89 193H90V194H89ZM103 193H104V194H103ZM132 193H134V191H132ZM218 193H219L220 195L222 194L221 198H219L220 196L218 195ZM259 193H258V194H259ZM22 194H23V195H22ZM53 194H54V195H53ZM71 194H72V196H70ZM91 194H92V195H91ZM102 194L106 196V197H104V201H106L105 203H106L107 205H105L104 202H101L102 199L100 200V198H99L98 196H96V195H99V196H100V195H102ZM212 194H214V195H213V196H210V195H212ZM216 194H217V195H216ZM234 194H236V193H234ZM9 195H10V196H9ZM38 195H37V196H38ZM68 195H69L70 197H69ZM80 195H81V196H80ZM88 195L90 196L89 198H92V196H93V200H92V201H91V199H90V200H88V199L83 200L85 197L88 198ZM215 195H216V196H215ZM248 195H249V196H248ZM5 196H8V197H9L8 200H5V199H7V198H5ZM45 196H44V198H46ZM67 196H68V197H67ZM74 196H76V197H79V196H80V197H79V199H78V198H76V197H74ZM82 196H83V197H82ZM113 196H114V197H113ZM200 196H201V198H200ZM235 196H236V197H235ZM257 196H258V195H257ZM257 196H256V197H257ZM22 197H19V199H20V200L24 199V198H22ZM56 197H54V198H56ZM63 197H65L64 199H66V200L62 199ZM71 197H72V198H71ZM73 197H74V198H73ZM95 197L98 198V199L100 200V204L98 203L99 205H101V206H102V205H103V206L105 205V206H106V207H104L105 209H102L103 206H102V207H101V206L98 207L97 202H98L99 200L96 199ZM212 197H213V198H212ZM217 197H218V198H217ZM227 197H229V198H227ZM233 197H235V198H233ZM47 198H46V199H47ZM69 198H70V199H69ZM82 198H83V199H82ZM101 198H103V196H101ZM109 198H107V199L109 200ZM211 198H212V199H211ZM214 198H215V199L217 198V199L215 200V202H212V203H211V201H212ZM223 198H225V199H223ZM226 198H227V199H226ZM236 198H237L238 201L236 200ZM239 198H241V199H239ZM1 199H2V200H1ZM9 199H11V200H9ZM41 199H43V197H41ZM68 199H69V200H68ZM71 199H73V200H71ZM76 199H77V200H76ZM81 199L83 200L82 202H81ZM94 199L97 200L96 203H95ZM228 199H231V200L229 201ZM233 199H235V201H234ZM4 200H5V201H4ZM60 200H64L65 202H64V201L60 202ZM70 200H71V201H70ZM78 200H79V201H78ZM239 200H241V201H239ZM7 201H8V202H7ZM68 201H70V202H68ZM76 201H78V202H76ZM86 201H87V202H86ZM88 201H89V202H88ZM209 201H210V203H209ZM213 201H214V200H213ZM225 201H223V202H225ZM261 201L263 202V205L261 206V208H263V207H264V200H263V198H261ZM39 202H40V201H39ZM92 202H94V205L91 204ZM111 202H112V203H111ZM231 202H232V204H231ZM240 202H241V203H240ZM250 202H251V201H250ZM262 202H261V204H262ZM4 203H5V204H4ZM29 203H30V204H29ZM32 203H34L35 207H40V208L42 209L41 213H40V211H38V209H40V208H38V209L35 208V207L33 208ZM36 203H37V204H36ZM101 203H102V204H101ZM108 203H110V204H108ZM215 203H216V204H215ZM242 203H245V205H243ZM7 204L10 205V206L8 207ZM28 204H29L30 206H32L31 209H30V206H29ZM96 204H97V205H96ZM212 204H215L216 206H215V205H212ZM3 205H4V206H3ZM11 205H12V206H11ZM71 205H72L73 207H71ZM85 205H87L88 207L85 206ZM90 205H91V206H97L99 209H97V208H96V209H97V211H99V212H95V207H90ZM6 206H7V209H9V210L6 209ZM53 206H54V207H53ZM116 206H118V203H117ZM238 206H239V207H238ZM243 206H245V207H244V208H240V207H243ZM253 206H254V207H253ZM43 207H44V206H43ZM45 207H46V206H45ZM162 207H163L164 210L161 209ZM162 207H159V209L161 210V211H160V210L158 209L159 212L162 213V212L164 211V212H166V214L168 213L169 216L165 214L168 218H170V217L173 216L172 214H171L172 216H170V212H169V209H168L167 207H166V208H165L164 206H162ZM214 207H215V208L217 207V208L214 209ZM78 208H79V207H78ZM78 208H77V209H78ZM87 208H88V209H87ZM89 208H92V209H89ZM10 209H11V210H10ZM34 209H37L38 212H37L36 210L33 211ZM61 209H62V211H61ZM80 209H81V208H79L78 210H80ZM101 209H102L103 211H102ZM114 209H115V210H114ZM45 210H46V213H47V214L44 212ZM88 210H89V211H88ZM92 210H94L95 213L92 212ZM162 210H163V211H162ZM165 210H166V211H165ZM167 210H168V211H167ZM211 210H210V211H211ZM253 210H256V212H253ZM259 210H261V211H259ZM208 211H207V212H208ZM7 212H8V213H7ZM33 212H34L35 214H34ZM42 212H44V215H43ZM112 212L115 213V216H113V217H112V215H114V214H112ZM119 212H120V211H119ZM197 212H198V214H200V215L202 216V213H203V212H202V213H200L199 211H197ZM207 212H205V213H207ZM220 212H221V213H220L219 221H220L221 223H222L223 221L227 223V221H225V220H227L226 215L223 216V214H222L224 211H220ZM238 212H239V213H238ZM241 212H242V213H241ZM12 213H13V214H12ZM31 213H32V215H30ZM59 213H60V215H59ZM76 213H77V212H76ZM76 213H73V214L76 215ZM98 213H99V214H98ZM161 213H160V214H161ZM208 213L210 214V212H208ZM3 214H4V215H3ZM6 214H7V215H6ZM8 214H9L10 216H8ZM25 214H26L27 216H29V217H27ZM73 214H72V216H73ZM158 214H159V213H158ZM158 214H157L156 216H157V217H160V215L158 216ZM198 214H197V218H199V219H203V218H204L203 216H202V218H201L200 216L198 217ZM225 214H226V213H225ZM240 214H243V216L240 215ZM246 214H247V213H245V215H246ZM2 215H3V217H2ZM14 215H15V217H14ZM22 215H25L26 217H25V216L22 217ZM117 215H118V217H117V218H114V217H116ZM180 215H181V214L176 215V216H178L179 221H180V220L182 221V223H180L181 221L179 222V225H180V226H181V224H182V225H189V224H190V222H189V221H190V220H189V217L187 218V217L185 216V217H186V218H184V219H186V220H185L186 222H185V221H183L184 219L182 218L184 215H183V214H182V216H180ZM206 215H208V214H206ZM206 215H204V216H205V217H209V216H210V215H209V216H206ZM250 215H249V216H250ZM17 216H19V217H17ZM101 216H100V219H102V217H103V216H102V217H101ZM163 216H164V215H161V217H163ZM176 216H175V217H176ZM236 216H237V215H236ZM236 216H235V218H236ZM238 216H237V218H238ZM4 217H6V218H4ZM8 217H9L10 219H9ZM32 217H33V218H32ZM95 217L93 216L92 218L97 219V218H95ZM132 217H133V216H132ZM132 217H131V218H132ZM157 217H156V219H157ZM246 217H247V216H246ZM17 218H18V220H17ZM19 218H21V220H20ZM22 218H24V219H22ZM26 218L30 220L29 223H28V220H27ZM108 218H111V220H109ZM138 218H140V217H138ZM138 218H137V219H138ZM181 218H182V219H181ZM260 218H259V219H260ZM262 218L260 219L261 221L263 220ZM11 219H12V220H11ZM14 219H15V220H14ZM31 219H32V220H31ZM38 219H39V218H38ZM90 219H91V216H90ZM90 219H89V218L87 219V220H89V222L91 221L90 223H89L88 221L85 222V223H89V224H87L89 227H90L91 224H94V222L97 221V220L94 221L93 219H91V220H90ZM103 219H102V220H103ZM187 219H188L189 221H188ZM190 219H191V218H190ZM220 219H223V221H221ZM238 219L241 220V218H238ZM33 220H34L37 224H35V223L33 222ZM127 220H128V219H127ZM135 220H136V221H135ZM243 220H244V219H243ZM243 220H241V221L244 222ZM20 221L23 222V223H21ZM92 221H94V222L92 223ZM119 221H120L121 223L124 222V223H123V227H124V229H123V227H122V225H121V223H120ZM191 221H192V219H191ZM12 222H13V224L10 225V223H12ZM14 222H15V223H14ZM19 222H20L21 224H20ZM31 222H32L33 224H32ZM126 222H128V221H126ZM187 222H188L189 224H188ZM238 222H240V221H238ZM238 222H237V223H238ZM16 223H17V224H16ZM109 223H110V222H109ZM117 223H118V226H117ZM136 223H138L141 227L144 225L145 229H142V228H144V227L139 228L138 226L135 225ZM183 223H185V224H183ZM226 223H223V224H226ZM240 223H241V222H240ZM240 223H239V224H240ZM18 224H20V227H19ZM26 224H27V225H26ZM63 224H64V223H63ZM68 224H67V227H68ZM107 224H108V223H107ZM138 224H137V225H138ZM145 224H146V226H145ZM223 224H222V225H223ZM233 224H236V223H235V220L231 223V226H232ZM263 224H264V220H263ZM9 225H10V226H9ZM21 225H23V227H22ZM24 225H25V226H24ZM34 225H35V226H34ZM39 225H40V226H39ZM39 225H38L39 227H38V226H37V227H38V230L40 231V230H41V227H42V224L40 223ZM71 225H72V226L74 225L75 228L77 227L78 229L76 230L75 228H73V229H75V230H72ZM99 225H100V226L103 225L102 227L104 228V224H103V223H102V224H99ZM99 225H97V226H99ZM120 225H121V226H120ZM128 225H129L130 227L126 228V226H128ZM133 225H135V226H133ZM226 225H227V224H226ZM236 225H237V224H236ZM6 226H8V227H6ZM13 226H14V228H13ZM17 226H18V227H17ZM29 226H30V227H29ZM32 226H33V227H32ZM74 226H73V227H74ZM88 226H86V227L88 228ZM97 226H95L96 228L94 227L95 230L93 229V231H96V232L98 233L99 231H101V229H100L99 227L97 228ZM155 226H158L159 229H160L161 231H159L158 227H155ZM180 226H179V227H180ZM238 226H240V227H238V228H241V229L238 231V233H239L240 231H241V232L243 231L242 233H241V232H240V233H241V234H245L244 231H245V229H246V230H248V232L246 231V232L248 233L246 236L249 237V236L251 235L250 238H248V239L253 238V239H251L252 242H251V241H250V242H246V244H247V243H253V244H250V245L248 244L249 249H247L248 247L246 248L248 251L246 250V252H244V251H243V252H240V254L245 255V256H243L244 258H243V257L241 258L242 255H240V254H239L240 257H239L238 255H237L238 257L236 256V259H235V260H237L236 262H237L238 264H241V263H242V264H264V263L262 262V261H264V253H263V252H264V249H263L264 244H262V243H264V241H263V238H264V228H262V227H264V225H261V228H260V226H259L260 231H261V232H260V235H259V228H258V226H257V229H256L257 231H256L255 229H254L253 231H251L252 228H256V227H252V228H244L243 226H241V224L238 225ZM11 227H12L13 230H11ZM24 227H25V228H24ZM26 227H27V228H26ZM121 227H122V229H121ZM154 227H155V228H154ZM171 227H172V226L168 227V230H166V229H167V226L164 228V232H165L164 234H165V237H164L163 234L159 235L160 238L163 237V239H164V240L162 239L160 242H164V241H165V239H166V237H167V235H168V234H166L167 231H168V233L170 232L169 230L172 231V228H173V227H172V228H171ZM181 227H182V226H181ZM184 227H185V226H184ZM219 227H220V226H219ZM219 227H218V228H219ZM234 227H235L236 230H238L236 226H234ZM3 228H5V229H3ZM7 228H10V229H7ZM125 228H126V229H125ZM131 228H134V229L136 228V229H135V230L132 229V230H131L132 232H131V231H127V230H129V229H131ZM215 228H217V227H215ZM25 229H26L27 231H26ZM33 229H34V231H33ZM82 229H85V230H82ZM97 229H98V230L100 229V230L97 231ZM120 229H121V230H120ZM147 229L149 230L148 232L146 231ZM242 229H243V230H242ZM249 229H250V230H249ZM262 229H263V232H262ZM3 230H4V231H7V232L4 233ZM9 230H10V231H9ZM15 230H16V231H15ZM23 230H25V231L22 232ZM58 230H59V231H58ZM78 230H80L81 232L78 231ZM112 230H113V229H112ZM114 230H115V229H114ZM144 230H145V231H144ZM36 231H37V232H36ZM73 231H75V234L72 235L71 232H73ZM124 231H125V232H126V231H127V232H131L132 235L130 234L131 236H127V235H129V234L127 233V235H126V233H125ZM143 231H144V232H143ZM250 231H251V232H250ZM2 232H3V233H2ZM8 232H9V233H8ZM11 232H12L13 235H12V236H9V235H11V234H10ZM20 232H21V233H20ZM77 232L79 233L78 235H79L80 237L76 235ZM96 232H95V233H96ZM157 232H158L159 234H158ZM249 232H250L251 234H250ZM252 232H253V233H252ZM254 232H256L257 234L254 233ZM83 233H84V234H83ZM6 234L9 236V237H8V240H9V241L7 240V235H6ZM56 234H57V235H56ZM68 234H70L71 236H68ZM80 234H82V238H81V235H80ZM134 234H135V233H134ZM151 234H154V235H152L154 239L151 238ZM3 235H5V236H3ZM31 235H32V238H31ZM39 235H40V234H38V236H36V237H40ZM86 235H85V237H86ZM162 235H163V236H162ZM58 236H59V237H58ZM76 236H77V237H76ZM155 236L158 237V238H155ZM246 236H245V237H246ZM256 236H257V237H256ZM259 236H260V237H259ZM261 236H262V237H261ZM2 237H4V238H2ZM5 237H6V238H5ZM113 237H114V236H113ZM123 237L125 238V241L123 242V244H120L119 242H122V240H124ZM140 237H141V236H140ZM258 237H259L260 239H259ZM13 238H14L13 240H15V237H13ZM33 238H34V239H33ZM76 238H77L79 241H80V240H81V241L79 242ZM79 238H80V239H79ZM126 238H128V240H127ZM129 238L132 239V240H130ZM25 239H26V240H25ZM71 239H72L74 242H73V243H69L70 245H68V243H66V244H67V245H66L67 247H65V248H69L70 246H71V247H74V244H75L76 247L71 248V249H72V250L74 249L73 251H75L76 253H78L79 250H80V253H78V254H76L75 252H74V254L72 253V254H73V258L77 256V257H76V261H77V262H75V259H74V262H72V261L70 260V258H71L70 256H69L70 258H68V260H66V259H67V258H66L67 256H66V257H65V258H66V259H65L66 261H65L63 256L66 255V254L69 252L70 248H69L68 252H67V250H66L67 253H62V252H64L65 249H64V248H61V249H60L61 246H59L60 244H58V242H60V243L63 242V243H64V242L67 241V240H70V241L72 242ZM1 240H2V241H1ZM5 240H7V242H9V243H7L8 245L6 244ZM11 240H12V239H11ZM32 240H33L34 242H33ZM42 240H43V241H42ZM120 240H121V241H120ZM126 240H127V241H126ZM154 240H155V242H154ZM157 240H159V241H157ZM257 240H258V241H257ZM36 241H38V244H34ZM39 241H40V242H39ZM83 241H84L85 243H84ZM91 241H92V240H91ZM97 241H98V243H99L100 245L97 244ZM133 241H134V242H133ZM152 241H153V242H152ZM255 241H256V243H254ZM11 242H12V241H11ZM13 242H14V241H13ZM22 242H23V241H22ZM44 242H45V243H44ZM56 242H57V245L55 244ZM68 242H69V241H68ZM150 242H152V243H150ZM258 242H259V243H258ZM26 243H27V244H26ZM36 243H37V242H36ZM39 243H40V244H39ZM43 243H44V244H43ZM76 243H77V245H76ZM79 243H80V244H79ZM83 243H84V244H86V243L88 244V243H89L90 245H84V246H85L86 248L90 247L91 249L88 248V249L86 250V248L83 246ZM91 243H92V244H91ZM114 243H116V242H114ZM149 243H150V244H149ZM153 243H154V244L157 243V244L154 245ZM158 243H159L160 246L158 245ZM257 243H258V244H257ZM260 243H261V244H260ZM2 244H3V245H2ZM42 244H43V245H42ZM64 244H65V243H64ZM71 244H73V245H71ZM96 244H97V246H96ZM133 244H134V245H133ZM254 244H255V246L257 245V246H256L257 249L255 248ZM4 245H5V247H4ZM38 245H39L40 247H39ZM49 245H51V246L49 247ZM62 245H63V244H62ZM79 245H81V247H80ZM92 245H94L95 247L92 246ZM109 245H110V246H109ZM117 245H118L119 247H120V246H122V247L119 249V247H117ZM156 245H157V247H154V246H156ZM162 245H163V246H162ZM251 245H252V247L255 248V249L250 248ZM260 245H261L262 247H261ZM6 246H7V248H6ZM8 246H9V247H8ZM30 246H31V247H30ZM37 246H38V247H37ZM43 246H47V247H49L51 250H50V249L48 250L47 247H43ZM53 246H54V248H53ZM57 246H58V247H57ZM77 246H79L80 249H79V247H77ZM82 246H83V247H82ZM87 246H88V247H87ZM91 246L93 247V250H92V247H91ZM98 246L101 247L100 249H102V250L98 249ZM158 246H159V249H160V250H158ZM161 246H162V248H160ZM2 247H4V248H2ZM32 247H35V248H32ZM36 247L38 248V250H39V248H40V250L43 249V250H42L43 252L39 250V252H38V253L36 252V253H37V254H36V253L34 252L35 250H33V249H36V251H37V248H36ZM62 247H64V246H62ZM113 247H114V245H113ZM30 248H32V249H30ZM77 248H78V249H77ZM81 248H85V249H83V253L85 252V253H87V254H90V253H91L90 251L92 250V252H93V251H96V252H93V253H96V254H97V252H101V251H102V253L105 252L104 254H105V255H106V254L109 255V257H108L107 259H105V258L107 257V256H106L105 258L103 257L104 260H102V258H101L100 260H97V259H96V256H100V257H102V256H101L102 253H101V255H96V254H92V253H91L90 256H91L92 258H89V260H87L89 256L87 255V256H88L87 259L83 258V257L86 256V254H85V256L82 255V252H81L82 250H81ZM96 248H97V249H96ZM122 248H123V249H122ZM153 248H154V249H153ZM155 248H157V249H155ZM163 248H164V249H163ZM6 249H7V250H6ZM46 249H47V250H46ZM89 249H90V250H89ZM3 250H4V251H3ZM30 250H33L32 253H31ZM45 250H46V251H45ZM72 250L70 251V255H72V254H71V252H73ZM99 250H100V251H99ZM119 250H120V251H119ZM161 250H163V251H161ZM251 250H252V252H251ZM259 250H260L261 252H260ZM24 251H22V252L24 253ZM28 251H30V252L27 254ZM77 251H78V252H77ZM154 251H155V253L152 254V252H154ZM157 251L160 252V253H157ZM255 251H256V252H255ZM22 252H21V253H22ZM33 252H34L35 254H34ZM52 252H53V251H51V253H52ZM57 252H58V253H57ZM89 252H90V253H89ZM106 252H107V253H106ZM250 252H251V253H250ZM258 252H259V253H258ZM23 253H22V254H23ZM49 253H50V252H48V254H46V255L41 254V257L39 256V259H38V258H37V259L40 261V258H41V262H42L43 260H45V261H43V262H44L43 264H52V263L54 262V261H53L54 259L48 258V257H49ZM51 253H50V254H51ZM59 253H60V254H59ZM114 253H115L116 255H115ZM118 253H119L120 256L118 255ZM260 253H261V254H260ZM57 254H58V255H57ZM62 254H64V255L62 256ZM79 254L82 255V257H81ZM98 254H100V253H98ZM249 254H251V255H249ZM254 254H255V255H254ZM262 254H263V256H262ZM43 255H44L45 257L48 255V257H46V258H48V259H45V257H43V260H42V256H43ZM74 255H75V256H74ZM93 255H96V256L93 257ZM105 255H104V256H105ZM247 255H248V256H247ZM3 256H4V257H3ZM78 256H80V257L78 258ZM113 256H114V257H113ZM158 256H159V257H158ZM253 256H254V257H253ZM2 257H3V259H2ZM11 257H12V258H11ZM122 257H123V256H122ZM261 257H262V258H261ZM4 258H5V260H4ZM9 258H10V259H9ZM18 258H19V259H18ZM73 258H72V259H73ZM81 258H83V259H85V260L83 261V259H81ZM97 258H98V257H97ZM156 258H157V259H156ZM247 258H248V261H247ZM249 258H250V259H249ZM1 259H2L3 261H2ZM6 259H7V260H6ZM49 259H50V260H49ZM79 259H81V260H79ZM239 259H241V263H239V261H240ZM257 259H258V260H257ZM261 259H262V260H261ZM24 260H25L26 262H25ZM48 260H49V261H48ZM62 260H63V261H62ZM78 260H79V261H78ZM96 260H97V261H96ZM105 260H107V263H104ZM121 260H122V261H121ZM124 260H125V259H124ZM244 260H245V261H244ZM251 260H252V261H251ZM46 261H47L48 263H47ZM50 261H51V263H50ZM80 261H81V262H80ZM119 261H121V262H119ZM45 262H46V263H45ZM99 262H100V263H99ZM127 262H128V261H127ZM127 262H126L125 264H131L130 262H129V263H127ZM141 262H142V261H140L138 264H141ZM152 262H153L154 264H155V263H156V264H158V263H159V264H164V263H161L162 261H161V262H158V261H157V262L152 261ZM152 262H151V264H152ZM169 262H170V261H169ZM236 262H234V264H235ZM245 262H246V263H245ZM260 262H261V263H260ZM65 263H64V264H65ZM115 263H113V264H115ZM171 263H172V262H171ZM171 263H168V262H167V263H165V264H171ZM31 264H32V262H31ZM53 264H54V263H53ZM66 264H68V263H66ZM143 264H144V263H143ZM172 264H173V263H172Z\"/></svg>",
	"mask_w": 264,
	"mask_h": 264
}]
</instances>
